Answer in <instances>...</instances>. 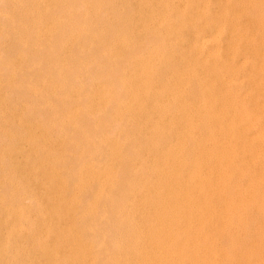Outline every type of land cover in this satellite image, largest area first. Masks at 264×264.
<instances>
[{"label":"rangeland","instance_id":"rangeland-1","mask_svg":"<svg viewBox=\"0 0 264 264\" xmlns=\"http://www.w3.org/2000/svg\"><path fill=\"white\" fill-rule=\"evenodd\" d=\"M21 1V2H20ZM23 0H0V16H2V17H0V20H4L3 22L2 21H0L1 23H0V25L2 24V25H5V26H7V25H9L10 26V28H13L12 29V31H11V29H10V31L8 30V29H6V27H4V29H3V27H2V25L0 26V30H1V32L0 33H2V31H3V33L2 34H0V35H2V37L3 38H7V39H5L6 41H8V44H6V46L4 45L5 43L4 42H6L1 36H0V39L2 38V41H4L3 43L2 42H0V44L1 45H4L3 46V48L2 47H0V49L2 48L3 49V51L2 50H0V52H1V54H2V52H6L7 51V45L9 46V43H11V42H13V44H10V46H9V50L11 49V52L10 51H8V52H10L11 54H9L8 52H7V54L8 55H10L9 56V58H8V55L5 53H3L2 55V57H4V55H5V58H7V59H5V58H3V59H1V60H4L5 59V61H8V59H9V61H10V63H13V64H11L10 65V63H9V61L8 62H5L4 61V63H7V64H9V65H7V66H9V67H7V70H6V65L5 64H3L2 63V65H3V67L2 66H0V73H1V75H2V73L4 72V75L5 76H1V78L2 79H4V80H1V78H0V83H2L3 85H4V87H3V85H1L0 84V95L2 94H4V97H5V99H4V97H2V96H0L1 97V99H0V105H2V109L3 110H1V107H0V114H1V112H2V114H4V115H1L0 117L2 118H0V123L2 124H0V128H1V133H0V137H2V138H0V144H2L3 145V147H4V149L5 148H7V147H5L4 146V144L6 145V143H11L10 144V146H9V144L8 145H6V146H8V148L7 149H9V147L10 148H12V149H9L8 151L9 152H7V149H5V151L8 153V154H10V152H11V154L10 155H14V156H7V155H5V153L6 152H4V149L2 148V146L0 147V150H1V155L3 156V154H4V161L1 163L2 165H0V166H2L1 167V172H3L4 173V169L5 168H3V167H6V166H8L9 164V166L8 167H6V168H8V169H6L5 171H11V173H13V174H11L10 173V171L8 172H5V173H9V174H7V176L10 178V179H8V180H6L7 182V184L4 182L5 181V178L7 177H3V176H1V175H3V173H1L0 172V182H3V183H0V188H1V190H2V187H1V184H5L4 186H3V190L5 191H1L0 190V194L1 195H5L6 194V196H7V193H11V196L8 194V196H7V198H6V196H4L5 197V199H4V197L3 196H1L0 195V197H2L1 198V200H5L6 202H10L9 204L10 205H12V206H14V203L15 202H17V197H16V195H15V193H17V191H18V193H17V196H18V198L20 197L21 198V200L20 199H18V204H17V206H18V208L20 207V209L21 210H19L17 207H16V205H15V207L18 209V210H16V208L15 207H12V206H9V204L7 205V203H4V202H1V204H2V206H3V204H4V207H6L5 205H7L8 206V208L6 209V208H3L1 205H0V207L2 208H0V216H2V217H0L1 219L4 217H6V216H8L9 215V217L11 216L13 219H14V221H18V224L16 223V222H13V219H11L12 221H11V223H13L12 225V228L10 229V227L8 228L7 226H9V224L10 223H8V222H10V219H9V217H6L4 220L2 219V221L0 220V224L2 225H0V229H1V231H0V234L3 232V228H4V226L6 227L5 229H4V231H6V229H7V231L5 232V233H7L8 231H10L11 230V232H9L10 234H5L4 232V234L2 233V235L0 236V238L1 239H5V241H3V240H1L0 239V241H2V242H4V243H2V242H0V246H4L3 247V249L0 247V250L2 249V250H4V251H0V253H1V255L4 253L5 255L7 254L8 255V253H9V255H11V254H13V256L12 257H8V256H5L4 255V257L6 258H9V260H7V258L5 259V258H3L1 255H0V259H1V257H2V261H3V263L2 264H6V262L9 264H11L12 262H11V258H13V262L16 264L17 262L19 263V261L21 262L22 260H24V256H25V252L27 251V254H26V260H24V263L26 264V261H27V264H38V261H39V264H49L48 263V261H50V262H52L53 260H55V258L57 257V260H55V261H53V262H55V264L57 263L58 264V262L60 261V260H62V262H63V264H69V263H71V264H74V263H77V264H80V262H81V259H85V261H83L82 260V264L84 263L85 264V262H86V264L87 263H89V260H90V258H92L91 256H93V255H96V253H97V255L99 256V254L98 253H100V255L103 253H105V255H101V256H99V259H97L98 258V256L96 255V258H94L95 256H93V259H91V264H93V261H95L94 262V264H98L97 262L98 261H100L99 262V264H103V261L104 260H102V259H105L107 262H109L110 264H113V263H115V264H142V263H144V264H166L167 262V264H264V217H263V214H264V124H263V122H264V118L262 119V117L261 116H264V105L262 106L261 104H260V102L262 103V104H264L263 102H264V98L262 99V97L264 96V82L262 83V79L264 80V77H263V75H264V52H262V51H264V34L262 35V34H259V33H264V31H263V29H264V0H224V1H222L221 2V0H212L213 2H212V4H211V1L210 0H182V2L184 3H182L181 2V0L179 1V0H151L150 2H148V0L145 2V3H143L142 1H141V3H140V0H119V2H118V0H103V2H102V0L100 1V0H89L88 2H87V0H80V2H79V0H74L75 2H77L78 4H80L81 5V1H82V7L81 6H79L81 9H83L84 7L86 8L87 7V4H88V7L85 9H83V10H81V11H84L85 10V12H83V13H85L86 14V12L88 13V14H86L87 16H85V18H83L84 16L83 15H85V14H83V15H78L80 18H81V20H82V18H83V23L82 24H84V22L86 21V20H88L89 19V21L87 22V23H85L84 25H85V27H84V25L82 26L81 25V23L80 22H78V20H80V18L79 17H77L76 19H78L77 21H76V19H75V17H76V15L74 14V11L76 10V11H78V13H79V11H80V8L77 6L78 4L77 3H75V2H72V1H70V2H72V5H71V3H70V5L68 4V6L66 5V3H68L69 1L68 0H66V1H64V0H41V1H37V0H35L37 3H33V2H35L34 0H26L27 1V3H26V1L24 0V2H22ZM32 2V3H30V2ZM57 1H59V2H57ZM62 1H64V3L62 2ZM93 1V3H91V2ZM97 1H99L97 4L95 3V2H97ZM114 1V2H113ZM116 1V2H115ZM127 3H126V2ZM143 1H145V0H143ZM157 1H158V3H157ZM168 1V2H167ZM170 1V2H169ZM173 2V4H172V2ZM191 1L193 2V3H191ZM204 2V1H207V3L206 2H204V3H202V2ZM217 1H219V2H217ZM235 1H238V2H235ZM260 1V2H259ZM41 2V3H40ZM51 2V3H50ZM60 2H62L63 4H60V6H62V7H60V6H58V8H55V7H57V3H58V5H59V3ZM106 2H109V3H106ZM161 2H162V4H161ZM188 2V3H187ZM223 4V6L221 5V3ZM226 2H227V4H226ZM234 2H235V4L236 5H234ZM249 2H250V4H249ZM11 3H12V5H11ZM15 5H14V4ZM18 3V4H17ZM85 3V4H84ZM99 3H101L100 5L101 6H99ZM117 3V4H116ZM140 3V4H139ZM143 3V4H142ZM146 3H150L149 5H147V7H146ZM153 3L156 5V4H158L157 6H155L154 7V5H153ZM169 3H171V4H169ZM175 3H177L176 5H174ZM178 3H180V6L178 5ZM199 3H202L201 5L204 7H202V6H200L199 5ZM219 3V4H218ZM224 3H225V5L226 6H224ZM232 3V4H231ZM238 3H239V8H241V9H239L238 8ZM17 4V5H16ZM20 4V5H19ZM31 4H35V6L33 7ZM53 4L55 5L56 4V6L55 7H53V9H51L52 8V6H53ZM73 4H76V7H78L79 8V10H78V8H76L75 7V9H74V6H73ZM92 4H93V7L95 6V9L97 10H95V9H93V7H91L92 6ZM96 4V5H95ZM105 4H107L106 6H105ZM122 4V5H121ZM142 4V5H141ZM152 4V5H151ZM165 4V5H164ZM166 4H168L167 6H166ZM185 4H186V6H185ZM204 4H205V6H204ZM259 4H261V5H259ZM36 5H38V7H40L41 9H42V11H41V9L40 8H38ZM39 5H41V6H39ZM48 5V6H47ZM66 5V6H65ZM104 5V6H103ZM113 5V6H112ZM114 5H115V8H117V7H119V8H117V9H115L114 8ZM117 5V6H116ZM119 5V6H118ZM141 5V6H140ZM143 5H145V6H143ZM162 5V6H161ZM170 5H173V6H175V8L172 6H170ZM178 5V6H177ZM188 5H191V6H189L188 7ZM197 5V6H196ZM207 5H208V7H207ZM210 5V6H209ZM221 5V6H220ZM30 6H32V7H30ZM48 7V8H46V7ZM65 6V7H64ZM73 8H72V7ZM97 6H99V7H97ZM108 6H111V7H108ZM128 6V7H127ZM150 6V7H149ZM181 6L183 7V6H185V8L183 9H181ZM218 6V7H217ZM230 6V7H229ZM232 6V7H231ZM251 6V7H250ZM62 8L61 10H60V8ZM66 8V7H68V8H66V9H64V8ZM69 7H70V10H69ZM99 8V9H97V8ZM101 7H102V10H100L101 9ZM107 7V8H106ZM125 7V8H124ZM147 8V10H149V8L151 9V7H152V9H153V11H152V9L151 10H149V12L146 10V8ZM154 7V8H153ZM158 7H159V9H158ZM177 7V8H176ZM197 7H202V8H197ZM214 7V8H213ZM223 7V8H222ZM224 7H225V11H227L226 13H225V11H224ZM253 7V8H252ZM254 7H256V8H254ZM31 8V9H30ZM35 9V13H34V9ZM36 8H38L37 10H38V12L40 13L41 12V14L40 15H37L38 14V12H37V10H36ZM43 8L44 9H47V11L49 12V14H48V12L46 11V10H43ZM55 8V9H54ZM104 8H105V10H104ZM108 8L110 9V10H108ZM113 8V9H112ZM120 8H122L121 10H120ZM128 8V9H127ZM163 8H164V11L162 12V10H163ZM173 8V9H172ZM189 8V9H188ZM217 8V9H216ZM222 8V9H221ZM227 8H228V10H229V8H234V9H231V10H229V11H233V13H229L228 12V10H227ZM239 10H237V9ZM243 8V9H242ZM258 8H259V11H258ZM48 9H50L51 11H49ZM58 9V10H57ZM69 10V12L67 13V11ZM89 9V10H88ZM107 9V10H106ZM125 9V10H124ZM156 9V10H155ZM166 9V10H165ZM172 9V10H171ZM179 9V10H178ZM201 9H205L204 11L203 10H201ZM210 9V10H209ZM214 9V10H213ZM244 9L246 10V12H244ZM257 9V10H256ZM29 10H32V13L33 14H30V12H29ZM54 10V11H53ZM59 10H60V13H58L59 12ZM66 10V12L64 13V12H62V11H65ZM72 10H74V11H72ZM100 10V11H99ZM113 10V11H112ZM117 10H118V12L120 13V14H118V12H117ZM144 10V11H143ZM158 10V11H157ZM169 10V11H168ZM171 10V11H170ZM175 10H177V11H175ZM183 10V11H182ZM191 10V11H190ZM202 12H201V11ZM250 10V13H251V15L252 14H254L252 17L253 18H255V19H253L252 17H251V15H250V13L248 14V12L247 11H249ZM44 11H46V14H45V12ZM75 11V13L77 14V12ZM81 11H80V14H82L81 13ZM92 11H94V12H92ZM102 11V12H101ZM103 11H107L108 13H103ZM110 11H111V13H110ZM125 11V12H124ZM127 11V12H126ZM145 11L146 12H148V14L146 13L145 14ZM179 11H182L183 13H179ZM213 11L215 12L214 13V16L212 15L213 14ZM221 11L222 12H224V14H226V16L227 15H229L230 14V18H229V20H227L228 19V16H227V18H226V16H224V14H223V16L221 15V17L219 18V16H220V14H221ZM235 11V12H234ZM240 11H241V13H240ZM243 11V12H242ZM261 11L263 12V13H261ZM20 14H19V13ZM44 12V13H43ZM51 12V13H50ZM90 12V13H89ZM98 12H99V14H98ZM114 12V13H113ZM117 12V13H116ZM153 12V13H152ZM156 12H159V13H157V14H155ZM165 12V13H164ZM193 12V13H192ZM204 12H206V13H204ZM210 12V13H209ZM219 12V13H218ZM255 12V13H254ZM259 12V14H261V15H259V14H257V13ZM54 13V14H53ZM58 13V14H57ZM71 13H73L74 14V16H73V14H71ZM92 13V14H91ZM96 13L98 14L97 16H96ZM101 13V14H100ZM112 13H113V15H112ZM129 13V14H128ZM151 13V15L153 14L154 15V17H156L155 19H156V22H155V19H154V17H153V15H152V21L154 22H152L151 21V23H149V19L151 18V15H149ZM165 15H164V14ZM171 13V14H170ZM178 13V16L176 15V14ZM187 13V14H186ZM189 13V14H188ZM204 13V14H203ZM207 13H209L208 15H206ZM218 13V14H217ZM237 13V14H236ZM239 13H240V15H239ZM35 14V15H34ZM51 14V15H50ZM53 14V15H52ZM66 14H67V16H66ZM75 20H73L72 18H70V17H68L69 15ZM89 14H91L90 16H91V20H92V17H93V19H95L94 17H96V19H95V21H92L93 22V24H92V22L90 23V17H89ZM121 14H123L124 16H122ZM145 14V15H144ZM163 14V15H162ZM170 14V15H169ZM174 14H175V17H176V19H175V17H174ZM194 14V15H193ZM200 14V15H199ZM215 14H216V16H218V17H216L215 16ZM233 14V15H232ZM249 16H248V15ZM21 15V16H20ZM25 15H27V17H28V15H29V17H31V20H30V18L28 17H26ZM31 15V16H30ZM32 15L34 16V18L32 17ZM42 15H43V17H42ZM63 15H65V17H63V18H60V16L62 17ZM95 15V16H94ZM101 15V16H100ZM103 15V16H102ZM112 15V16H111ZM115 15H117V16H115ZM118 15H120L123 19H121L120 20V16H118ZM128 17H127V16ZM156 15V16H155ZM172 15V16H171ZM181 15V16H180ZM183 15H185V16H183ZM187 15V16H186ZM192 17V16H194L192 19L193 20H191L190 18V16ZM203 15V17H201ZM9 17L10 19H8L7 17ZM16 16V17H15ZM17 16H20V17H17ZM40 16V17H39ZM45 16H47L48 17V19L47 18H45ZM83 16V17H82ZM99 16V17H98ZM115 16V17H114ZM142 16H143V18H142ZM146 16V17H145ZM150 16V18L149 19H147V17H149ZM161 16H163V17H161ZM165 16V17H164ZM213 16V17H212ZM232 16H234V18H235V16H236V18H238V19H236V20H234V18L232 17ZM258 16H260V17H258ZM4 17V18H3ZM55 17V18H54ZM66 17H68V18H66ZM88 17V18H87ZM98 17V18H97ZM113 17V18H112ZM118 17V18H117ZM161 17V18H160ZM170 17V18H169ZM172 17H174V18H172ZM179 17V18H178ZM186 17H187V19H186ZM196 17V18H195ZM223 17V18H222ZM251 17V18H250ZM257 17V18H256ZM261 17H263V19L261 18ZM1 18H3V19H1ZM59 18V20H57ZM106 18V20H104ZM117 18V19H116ZM140 18V19H139ZM146 18V19H145ZM162 18H163V20H162ZM184 18V19H183ZM188 18H189V20H188ZM214 18V19H213ZM223 19V20H220V19ZM231 18H233L232 20H231ZM258 18H260V19H258ZM8 21H7V20ZM46 19V20H45ZM62 19H63V27L61 26V21H62ZM66 19H67V22H66ZM69 19H71V20H69ZM102 19V20H101ZM109 19L113 22L114 21V24L111 22H109ZM113 19H115V20H117V23H115L116 21L115 20H113ZM145 19V20H144ZM154 19V20H153ZM159 21H158V20ZM170 19H172V20H170ZM178 19V20H177ZM194 19H196V21L194 20ZM242 19H243V22H244V20L246 21V22H244L245 24L247 23V25L246 26H244L245 24H243L242 23ZM251 19V21H249ZM253 19V20H252ZM258 19V20H257ZM9 20L11 21V22H9ZM49 20V21H48ZM53 20V22H51ZM71 21L72 22V24H71V26H74L75 24V29H74V34H72V33H69L70 32V30L72 31L73 30V27H68L69 25H70V22L69 21ZM99 20H101V22L99 21ZM125 20V21H124ZM147 20V21H146ZM167 20V21H166ZM176 20L177 21H180V22H177L176 23ZM182 20H183V23H182ZM186 20V21H185ZM200 20V21H199ZM209 20V21H208ZM221 21V24H219V22ZM225 20V21H224ZM231 20V22L232 21H234V22H230L229 23V21ZM238 20V21H237ZM240 20H241V22H240ZM7 21V22H6ZM28 21H29V23H28ZM45 21H46V23H45ZM104 21V22H103ZM122 21V22H121ZM127 21V22H126ZM141 21H142V23H141ZM184 21H185V23H184ZM189 21V22H188ZM202 21H203V23H202ZM205 21V22H204ZM218 21V22H217ZM228 21V22H227ZM249 23H248V22ZM260 21V22H259ZM8 22H9V24H8ZM67 23V25L68 26H66V24L65 23ZM76 22H78V24L76 23ZM99 22H100V24H99ZM109 22V23H108ZM125 22V23H124ZM146 22V23H145ZM169 22V23H168ZM196 22V23H195ZM199 22V23H198ZM207 22H208V24H209V26H208V24H207ZM211 22V23H210ZM241 23V24H238V23ZM251 22V23H250ZM258 22V23H257ZM10 23H14V24H10ZM26 23V24H25ZM48 23V24H47ZM69 23V24H68ZM88 23H90V25L88 24ZM94 23H95V25H96V27H94L95 25H94ZM97 23V24H96ZM109 25V27H108V25ZM119 23V24H118ZM140 23H141V27H140V29L141 30H143V31H141L139 28V30L137 29V27H139V25H140ZM145 23V24H144ZM148 23V24H147ZM170 24V25H178L179 23V26H175L176 28H174V29H176V31H174L173 30V28H172V31H174V32H172L171 31V28L170 27H172V26H170V27H168L166 24ZM173 23V24H172ZM198 23V24H197ZM202 23V26L201 25H199V24H201ZM215 23H216V25L218 26V27H221L222 28V33L219 35V37L217 38V42L215 41L214 43H215V45L216 46H218V48H216V50H218L217 52H218V58H216V61H217V63H219V64H217L216 63V61L213 59V62L209 59V58H205L204 59V57H209V49H210V47L211 46H213L214 47V43H213V41L212 40H210L209 38V40H206L207 39V37H212L213 35H215V33H216V30L215 29H217L218 27L215 25ZM237 23V24H236ZM260 23V24H259ZM16 24V26H22L21 28L23 29H20V27H12V26H14ZM58 24H60V28H59V30H60V32L61 31H63L62 29L63 28H66V30H68L69 32L67 33V31H66V33H67V36H69L70 35V37L71 38H68L67 37V39L69 40V39H72V40H67L66 39V36H64L65 34H64V31H65V29H64V31H63V34L62 35H60L59 33V30H58V28L57 29H55L54 27H57V25ZM64 24H65V26H64ZM80 24V25H79ZM105 24V25H104ZM120 24H122L121 25V27L123 26V28L125 29H123V30H121L122 28H119L118 29V27H120L119 25ZM151 25V24H156L157 26L158 25H161V27L159 26V27H156V26H154V25H151V26H148V25ZM183 24L185 25V26H183ZM199 26H197V25ZM226 24V25H225ZM251 24H253V26H255V25H257V24H259L256 28L255 27H253V29H251L252 27H250L251 26ZM262 24V25H261ZM12 25V26H11ZM47 25H49L48 27H47ZM51 25V26H50ZM55 25V26H54ZM89 27H91L92 25V28H93V30L92 29H87V27L88 26ZM107 25V26H106ZM110 25L112 26V27H114V28H112V27H110ZM114 25V26H113ZM132 25V26H131ZM191 25H193V26H191ZM212 25V26H211ZM223 25L226 27L227 25V29L226 28H224L223 27ZM231 25V26H230ZM237 25V26H236ZM241 25V27H245L244 29L245 30H247V32L245 31V30H243L242 31V35H240V34H238V35H240V36H244L243 38L245 39V36L247 35V33H248V31H249V29L251 30L249 33H248V35L249 34H251V35H249V37L248 36H246V37H248L250 40L249 41H247V40H244L243 38H241V40H243L242 42H240L239 44H237V46H236V48L239 50V48L238 47H240V51H242L243 52V54H238L239 52H238V50L236 49V53H237V55H238V57L239 56H241V59L245 62V61H248V59H244L245 58V53L244 52H246V47H249V44H250V47L251 46H254V45H252V44H255V46L257 47V50L258 49H260L259 50V54L261 53V55H260V59L258 60V59H251L250 61L252 62V60L253 61H255V63L257 62V60H258V62H257V64L256 65H261V67H262V71L261 72H256L255 71V67H257L256 65H255V63H249V62H247L248 64H250V67H248L247 66V64H245L244 62H242V61H240L241 59H240V57L239 58H237V56H236V54L234 55L235 56V58L234 57H232L231 59H230V57H229V59H228V55H229V53H227V52H229L228 50H229V48L232 46V43H234V38L237 40L238 39V37L239 36H236V32L239 30H241L240 28H239V26ZM243 25V26H242ZM9 26H8V28H9ZM25 26H27L28 28H30V30H28L29 32H31V33H29L28 31H27V27H25ZM53 26V27H52ZM80 26H82V27H80V30L78 31V29H79V27ZM87 26V27H86ZM103 26H105V27H103ZM126 26H128V27H126ZM137 26V27H136ZM187 26V27H186ZM215 26L217 27V28H215ZM236 26V27H235ZM260 26V27H259ZM51 27V28H50ZM78 29H77V28ZM133 27V28H132ZM135 27V28H134ZM145 27V29H146V31H144L145 29H143ZM152 28V29H150V28ZM156 27V28H155ZM179 27V28H178ZM194 27V28H193ZM202 27H203V29H202ZM211 27V28H210ZM230 27H233V29H234V27L236 28V29H238L235 33H234V31L236 30H234L233 31V33H234V35L232 34V31L231 30H233L232 28H230ZM248 27V28H247ZM18 28L21 30V32H18V31H20V30H18ZM26 30H25V29ZM34 28V29H33ZM37 28V29H36ZM48 28H50V30H48ZM55 30H54V29ZM62 28V29H61ZM96 28V29H95ZM131 28V30H129ZM147 28H149V29H147ZM153 28H154V30H155V32H154V30H153ZM167 28H169V29H167L168 30V32L167 33H169V31H171V33L170 34H167V35H164L163 33L164 32H166L167 30L166 29ZM210 28V29H209ZM247 28V29H246ZM3 29V30H2ZM16 29H17V32L15 33H12L13 32V30L14 31H16ZM31 29H33V30H31ZM115 29H117V30H115ZM128 29V30H127ZM138 31H136V30ZM162 29H164V30H166V31H162ZM181 29H183V30H181ZM197 31V33H200V30H201V34H199V37H198V34L197 33H195V30ZM206 29V30H205ZM224 29H226V30H229V32L228 31H226V30H224ZM255 29V30H254ZM262 29V30H261ZM27 31V34H24V33H26V32H23V31ZM39 31V32H36V31ZM48 30V32L49 33H47L46 31ZM58 30V31H57ZM92 30V31H91ZM151 30V31H150ZM153 30V31H152ZM159 30V31H158ZM178 30V31H177ZM191 30V31H190ZM209 30V31H208ZM258 30H259V33H256V32H258ZM7 31H8V33H7ZM56 31V32H58L57 34H59V35H56V33H55V35H54V32ZM79 33H82L81 35H79L78 34V32ZM126 31H127V33H126ZM136 31V32H135ZM148 31H150V33H148ZM162 32V35H164V36H162L161 34H159V33H161ZM215 31V32H214ZM7 34H6V33ZM36 32L37 33V38H35L36 37V33L34 34V33ZM53 32V34H50V33H52ZM90 32V33H89ZM103 32V33H102ZM111 32V33H110ZM115 32V33H114ZM124 32V34H122ZM152 32V33H151ZM159 32V33H158ZM175 32H177V34L175 33ZM253 32H255V34L253 33ZM5 33V34H4ZM19 33H20V35H19ZM23 33V34H22ZM40 33V34H39ZM46 33V34H45ZM78 34L79 36H77L76 34ZM107 33H108V35H107ZM111 35H110V34ZM148 33V34H147ZM155 33V34H154ZM175 33V35H173ZM189 33H190V35H189ZM241 33V32H240ZM246 33V35H244ZM3 34L4 35H7L6 37L5 36H3ZM9 34H12V35H10V36H12L11 38L13 39L14 38V40L16 41V34L17 35H19V40H21V41H19L18 39V41H14V40H12L11 38L9 39ZM13 34H14V36L15 37H13ZM32 34H34L35 35V37H33L34 35H32ZM72 34V35H71ZM99 34H103V35H105L104 36V39L103 38H101L102 37V35H99ZM112 34H116V37L117 38H114L115 37V35L114 36H112ZM185 34V35H184ZM186 34L188 35V36H186ZM212 35V36H210V35ZM226 34H227V38L225 37L226 36ZM229 34V35H228ZM25 37H24V36ZM30 36V38H32V39H30V40H33V41H36V42H34V43H32L33 41H30L31 43H29V39L27 40V37H29ZM46 35V36H45ZM49 35V36H48ZM50 35H51V37H50ZM55 37V39H57V41L59 42L60 41V44H57L58 42L55 40L54 41V39L51 41V39L53 38V36ZM74 35V36H73ZM96 35H98L99 36V38H101V39H98L97 37L98 36H96ZM112 36V37H107V36ZM119 36V38H120V42H119V39H118V36ZM162 37H161V36ZM168 35H173V36H168ZM184 35V36H183ZM192 35V36H191ZM202 35V36H201ZM225 35V36H224ZM257 35V36H256ZM259 35V36H258ZM22 36V37H21ZM38 36H39V38H40V41H42V42H39L38 40ZM57 36V37H56ZM63 38H62V37ZM85 36H87V37H85ZM89 36V37H88ZM126 36V37H125ZM135 37V41H133L134 39V37ZM166 36V37H165ZM182 36V38H180ZM231 38L232 37V39H229V37ZM250 36H251V38H250ZM261 36V37H260ZM21 37V38H20ZM46 37H48V38H46ZM77 37V38H76ZM127 37H129L130 39H128ZM138 37V38H137ZM142 37L143 38H145V40L146 39H149V41L148 42H146L144 39L142 40V41H144V42H142L141 41V39H142ZM159 37L161 38L160 40H159ZM167 37H171V39L170 38H167ZM202 37H203V39H202ZM220 37H223L222 38V40H221V38ZM234 37V38H233ZM256 37V39L255 40H259V38L261 39V40H263V43H260V42H262V41H258L257 40V42L259 43V45H260V47H259V45L255 42H252V38H255ZM16 38V39H15ZM44 38H46V39H44V40H46V43H45V41L43 40ZM59 38H61V39H59ZM64 38L66 39L65 41H67V42H65V41H63L64 40ZM85 38V41H86V43H88V44H86L85 43V41L83 40ZM89 38H91V39H89ZM106 38H109V39H106ZM113 38L115 39V40H118V41H115L114 40V42L116 43V45H117V47H116V45H115V43H113ZM124 38H126L127 39V41H128V43H127V41L126 40H124L123 41V39ZM141 38V39H140ZM152 38V39H151ZM165 38H167V39H165ZM178 38H180V39H182L181 41H180V39L178 40ZM263 38V39H262ZM38 39V40H37ZM97 39V40H96ZM138 39L141 41V43L138 41ZM157 39V40H156ZM24 40H26V41H24ZM74 40H75V42H74ZM76 40H79V41H76ZM96 40V41H95ZM99 40H101L102 41V44L100 43L101 41H99ZM104 40H107V42H108V45H107V42L106 43H104ZM159 40V41H158ZM170 40V41H169ZM177 40H178V42H177ZM201 40H203V42H204V40H205V42L203 43L204 45H201V44H199V43H201ZM230 41V43H228L229 41ZM233 42H232V41ZM48 41V42H47ZM49 41H50V45H52L53 44V47L51 46V48H50V45H49ZM61 41H63V42H61ZM73 42V44H71L72 42ZM91 41V43L93 44V43H95V42H97V41H99L97 44H99V46H97L96 44L93 46H91V47H93V48H91V49H89V46L88 45H91V43H89ZM155 41H156V43H155ZM198 41H199V43H198ZM210 41V42H209ZM211 41H212V43H211ZM17 43V44H15V43ZM23 42V43H22ZM52 42H55V43H52ZM65 42V43H64ZM69 42H71V43H69ZM84 42V43H83ZM112 43V45H110L111 43ZM119 42V43H118ZM131 42V44H129ZM134 42H135V44H136V47H137V49L138 50H135L136 48H135V44H134ZM137 42H138V46H137ZM146 42V43H145ZM157 42L159 43L160 42V44H161V42H163L161 45H162V47L161 46H159L160 48H161V53L159 52L160 51V49H158L159 47H158V44H157ZM177 42V43H176ZM188 42V43H187ZM190 42H192L193 43V45H194V43L196 44L195 45V47L197 46H199L198 47V49L197 50H194L193 52L191 51L192 49L191 48H193V49H195L194 48V46H192L191 44L192 43H190ZM219 42V43H218ZM224 42V43H223ZM245 44H244V43ZM247 42H251V43H247ZM19 43H21L22 45H23V47H21L22 45L20 44L19 45ZM48 43V44H47ZM62 43H64V44H62ZM86 45L87 46V48H85L84 46V48L83 47H81V45ZM110 43V44H109ZM121 43V48H118V47H120L119 46V44ZM139 43L141 44V45H139ZM142 43H145V44H149V46L147 47V45H146V47H144V44L142 45ZM155 43V44H154ZM167 45H166V44ZM179 43V44H178ZM185 43V44H184ZM198 43V44H197ZM211 44V46L209 47L208 46V48H207V44ZM16 45V46H13V45ZM24 44H27L26 45V48H25V45ZM32 44V46H30ZM40 44H42V45H40ZM55 44V45H54ZM62 44V45H61ZM78 44V45H77ZM114 44V45H113ZM154 44V45H153ZM163 44H165V45H163ZM183 44V45H182ZM206 44V45H205ZM242 46H241V45ZM257 44V45H256ZM263 44V45H262ZM12 45V46H11ZM18 45H19V49H18ZM38 45H40V46H44V48L47 46V45H49V47L47 46V48L49 49V51L51 50V52L53 53H55L56 51H55V49L58 51V53L56 54L57 56L59 55V52H61V51H64V50H66V51H68V53L66 54V51H64V53L63 52H61L60 54L61 55H59V57L57 58V56L56 55H54V54H52V53H50V52H48V55L46 54V52L48 51L46 48V52L45 51H43L44 49H42V47H40V50H39V47H38ZM56 45H58V46H56ZM79 46L80 48H82L81 50H80V48L78 47V49H77V47L75 48V47H73V46ZM100 45H102L101 47H103V46H105V45H107V47H105V48H107V49H109L108 50V54L106 53V51H107V49H105V48H102V50H101V48L100 49H97L98 47H100ZM125 45V46H124ZM153 45V46H152ZM173 45V46H172ZM181 45V46H180ZM191 45L192 47H189V46ZM244 45V46H243ZM33 46H35V47H33ZM60 46V47H59ZM62 46V47H61ZM113 46H115V47H113ZM141 46H143V47H141ZM151 46V47H150ZM164 46H165V48H164ZM167 46H168V48H167ZM189 47L190 48V51H189V49L187 48V47ZM201 46V47H200ZM206 46V47H205ZM215 46V47H216ZM219 46H222V48L221 47H219ZM228 48V49H226V47ZM4 47H7V48H5V50H4ZM12 47H13V49H12ZM15 47H17V49H14ZM97 47V48H96ZM126 47H127V49H129V50H125L126 49ZM129 47V48H128ZM141 47V48H140ZM149 47L151 48L150 49V52L148 51L149 50ZM177 47V48H176ZM188 49V50H186V48ZM214 47V48H215ZM244 48V50H243V48ZM21 48V49H20ZM29 48V50H28V54L30 55V50H31V52L34 54L35 52H40V51H42V52H40V53H36V54H39V56L42 58V59H40V57L38 56V58L41 60H38V58L36 57L37 55L36 54H34L35 55V57H36V61H35V57H33V59H34V61L32 60V57L31 56H33V54L32 55H30V57L31 58H29V57H27V56H29L27 53H26V58H27V61H25V59L23 60L22 59V56L25 54L24 52H27L26 50ZM37 48V50L35 51V49ZM72 48H75V49H72ZM96 48V50H100V51H98V52H102V54L104 55V53L106 54V55H108V56H104V58H106V60L102 57L103 55L101 54V53H99V54H101V59L99 60V58H98V55H97V53H96V50H94ZM115 48V49H114ZM123 48V49H122ZM146 48H148V49H146ZM180 48H183L182 50L183 51H181V49ZM185 48V49H184ZM199 48H201L200 50H199ZM213 48V49H214ZM222 49V50H220V49ZM263 48V49H262ZM25 50V51H21V50ZM70 49V50H69ZM72 49V50H71ZM78 50V52H76L77 50ZM94 50L93 52H91V53H89L87 50ZM104 49V50H103ZM112 49V51L114 50V52H112L111 51V56L112 57H114L115 56V58H111L110 57V50ZM118 49V50H117ZM121 49V50H120ZM131 49V50H130ZM143 49V50H142ZM144 49H146L145 50V52H146V54H145V52H143L144 51ZM155 49H156V51L157 52H154L155 51ZM202 49H204L205 51H203ZM208 49V50H207ZM211 49H212V47H211ZM212 49V50H213ZM12 50H14V51H12ZM15 50H16V52H15ZM54 50V51H53ZM61 50V51H60ZM73 50H75V51H73ZM106 50V51H105ZM126 51V52H124V51ZM134 50V51H133ZM140 50V51H139ZM152 50H154V51H152ZM165 50H167V51H165ZM174 50V51H173ZM207 50V51H206ZM215 49L213 50V52L214 51H216ZM227 52H226V51ZM17 51H21L22 53H23V55L22 54H20L21 52H19V53H17ZM35 51V52H34ZM73 51V52H72ZM104 51V52H103ZM117 51V52H116ZM129 51L131 52V53H129ZM135 51H136V53L138 54V53H141V52H143L144 54H145V56L146 55H148V56H151V55H153V54H158V52H159V54L157 55L158 56V58H157V56L155 55H153L154 57H156V59L152 56V57H144V54H143V58H145L144 60L143 59H141V57L140 56H142L141 54L138 56L136 53H135ZM182 52V53H180V52ZM185 51H189L190 52V54H191V56L189 55V53L188 52H186L185 53ZM197 52V54L199 55V52H203V53H205L204 54V56L203 55H199V57H201V56H203V58L201 57L200 59L198 58V56L196 57V52ZM221 51V52H220ZM222 51H224V52H222ZM13 52H14V54H18L17 56H20V55H22L21 57H20V59H19V57H17L16 55H13V58H16V60L14 61V60H12L10 57L12 56V54H13ZM45 52V54H44V56H43V54L42 53H44ZM69 52L71 53H74L73 55H72V53H71V55L69 54ZM88 52V53H87ZM94 52H95V54H96V61L92 58V57H94V56H92L91 57V59H88V57L90 58V56L91 55H93L94 54ZM121 52H122V56H123V54H125L124 55V57L129 53V54H133V56H138L137 58L138 59H141L142 61H145V64H148V63H150V62H152V63H150V64H148V65H143L142 66V64L140 63V62H142V61H140V62H138V60H137V58L136 57H134L135 58V60H136V62H137V64H136V62L133 60H131L132 59V55H129L128 54V56H129V60H126V59H128L127 57L128 56H126V58L125 59H123V61L125 60V61H129V63L130 62H132V63H130V65H134V66H136V67H134L133 65V67L134 68H136V69H138V67L140 66L141 67V69H143V70H139V73H138V71L136 72V74L134 73L135 71H134V69L132 68V70L134 71H132L131 70V68H130V66H129V64L128 65H126L125 63H124V65H122L123 63H122V60L120 61L119 59L121 58L122 59V56L120 55L121 54ZM148 52H149V54H148ZM154 52V53H153ZM77 53V54H76ZM93 53V54H92ZM127 53V54H126ZM150 53H151V55H150ZM183 53H184V55H183ZM192 53H193V55H194V57H192ZM195 53V54H194ZM200 53V54H201ZM202 53V54H203ZM220 53V54H219ZM227 53V56L225 55ZM263 53V54H262ZM20 54V55H19ZM41 54V55H40ZM63 54V55H62ZM90 54V55H89ZM113 54H114V56H113ZM116 54V55H115ZM117 54H118V56H120V58H118V62L116 61V56H117ZM136 54V55H135ZM175 54H176V56L177 57H179V59L178 58H176V56H175ZM186 54H188V55H186ZM224 54V55H223ZM7 55V56H6ZM46 55V56H45ZM52 55V56H51ZM53 55L55 56V57H53ZM66 55V56H65ZM83 55H85V57L83 56ZM87 55H89L88 57H87V59H86V56ZM178 55H180V56H178ZM186 55V56H185ZM206 55V56H205ZM208 55V56H207ZM222 57H221V56ZM244 55V56H243ZM49 57V59L52 57V61L54 60V58H55V60L54 61H58L57 62V64L61 67L63 64V66L66 68V66L67 67H69V68H71L72 67V63H73V65L75 66L76 65V67H75V72L77 71V73H78V71H80L81 70V72L80 73H75L74 71H73V67H72V69H69V68H66L67 69V72L66 73H64V74H58L59 76L57 77L58 79L60 78V76H61V78H60V80H64V79H62V78H65V77H73V79H72V77L70 78V79H72V80H69L68 78H65V80L64 81H60V82H58L57 81V78H56V75H57V73L59 72V73H63L64 72V70H65V68L63 69L62 67H61V69H60V67L58 66V65H54V64H56L54 61H53V63H52V61H51V64H50V61H49V63H48V60H46V64H45V59H47L48 57ZM61 56H62V61H61V63H62V65H60V63H59V58H61ZM69 56V57H68ZM70 56H71V58H70ZM73 56V57H72ZM75 56L77 57V58H75ZM117 56V57H118ZM183 56V57H182ZM188 56V58H189V60H188V58H185V57H187ZM224 56V57H223ZM263 56V57H262ZM44 57V58H43ZM45 57H47V58H45ZM79 57V58H78ZM111 58V61L108 63V65H112V60L114 61L115 60V63L116 64H114V62H113V64H114V67H115V65H117L119 62H121V65H119L118 64V66H123V67H121V69L123 70L124 68V70L122 71V70H120L119 68L120 67H115V68H113L112 69V67L110 68V70L113 72V73H115V72H117V70L119 69V71L117 72L118 74L116 75V79L115 78H113L114 76H115V74L113 75V73L111 72H109V71H107L106 72V70L108 69V67H107V69H105L106 67L104 66V63H105V61H108L107 59L108 58ZM123 57V58H124ZM130 57H131V59H130ZM191 57H192V59L193 58H195V59H199L200 61V63H202L204 60V64L202 65V64H200L199 62H197L196 60L195 61H193L192 59H191ZM219 57H221V58H219ZM244 57V58H243ZM0 58H1V56H0ZM23 58H25L24 56H23ZM57 58V59H56ZM64 58V59H63ZM73 58V60H75L74 62L75 63H78L77 61L80 59V58H83V62H81V59L79 60V62H81L82 63V65H80L81 63H78V65L77 64H75L74 62H73V60L71 61L70 59H72ZM147 58H151L150 59V61H146L147 60ZM170 58V59H169ZM173 60H172V59ZM185 58V59H184ZM227 58V60H226V63H227V65H226V63H224V66L228 69V66H229V63H230V66H229V68L230 69H226V68H224L223 69V62L221 61V60H225ZM28 59H30V63L28 64V65H26V62H28ZM66 59H69L68 61H71L70 62V65L68 64L69 62L66 60ZM78 59V60H77ZM86 59V60H85ZM105 60L104 61V63H102L103 61H101V60ZM153 59V60H152ZM155 59V60H154ZM157 59H158V61H157ZM165 59H167V60H165ZM168 59H169V63H172V64H170L169 65V63H168ZM203 61H202V60ZM209 59V61H210V63L209 64H211V66L209 65V67H208V69H206L207 68V66H208V64L207 65H205V63H206V60H208ZM233 59H236V60H234V62L235 61H237L238 62V64H245L244 66H242V65H236L237 64V62H236V64L233 62ZM263 59V60H262ZM17 60H20V61H17ZM89 60H92L91 62L89 61ZM93 60L95 61L94 63H96L97 61H99V62H101V63H99L98 62V64L96 63L95 65L97 66V65H99V67L97 66V68H98V70L95 68L96 66L93 64ZM110 60V59H109ZM164 60V61H163ZM172 60V61H171ZM177 60V61H176ZM180 60L182 61V62H180ZM223 60V61H224ZM261 60V61H260ZM22 61V62H21ZM37 61L40 63V65H41V63H42V66H43V63L45 64V66H46V68L43 66V68H45V74H44V72L42 73V70H40V65H38L37 64ZM64 61V62H63ZM86 61H88L87 63H86ZM154 61H156L155 63H154ZM183 61H184V63H183ZM186 61V62H185ZM188 61V62H187ZM197 62V63H199V66L198 67H195L193 64H196V63H189V62ZM209 61H207V63L209 62ZM219 61V62H218ZM221 61V62H220ZM236 65V68L237 69H235V68H233L234 66H233V64H232V62ZM15 62H17L18 64L20 63L21 64V66H23V67H25V68H27L28 66H30L31 65V63L33 62H35L36 64H33L34 66H31V69H32V67L35 69V65L37 66L36 68L37 69H32V70H34L35 72H37V77H34L36 74H32L31 73V69H25V70H27V71H24V69H22V68H20V64L17 66V63H15ZM65 62H67V64L65 63ZM134 62H135V64H134ZM148 62V63H147ZM159 62V63H158ZM161 62V63H160ZM167 64H166V63ZM261 62V63H260ZM0 63H1V61H0ZM22 63H24V65H22ZM47 63L52 67V66H56V67H59L58 69H60V70H57V68L56 69H54L55 67H53V69L49 66V65H47ZM86 63V64H85ZM89 63V64H88ZM138 63L139 64H141V65H138ZM144 63V62H143ZM162 63H164V65L162 64ZM183 63V64H182ZM222 65H221V64ZM259 63V64H258ZM85 64V65H84ZM101 64V65H100ZM157 64V65H156ZM158 64H160L161 65V67L162 66H164V67H162L163 69H159V68H161L160 67V65H158ZM169 67H166L165 68V66L166 65ZM179 64V65H178ZM182 64V65H181ZM186 64H188V65H185ZM191 64H192V67H190L191 66ZM216 65L217 64V67L216 66H214V65ZM1 65V64H0ZM12 65H13V67H12ZM16 65V66H15ZM26 65V66H25ZM66 65V66H65ZM83 65L84 66H86V67H84L86 70H88L89 71V73H88V71L86 72V70L84 71L81 67H83ZM128 67H126V66ZM154 65V66H153ZM171 65H172V69H171ZM198 65V64H197ZM196 65V66H197ZM202 65V67H206L205 69L207 70H205V73H206V76H205V73L204 72H202V70H201V68H200V66ZM205 65V66H204ZM253 65H255V66H253ZM49 66V67H48ZM71 66V67H70ZM125 66V67H124ZM131 66V67H132ZM153 66V67H152ZM157 66V67H156ZM159 66V67H158ZM178 66H179V68H178ZM219 66H221V67H219ZM231 66H233V67H231ZM238 66V67H237ZM240 66V67H239ZM38 67H40V68H38ZM140 67H139V69H140ZM143 67V68H142ZM151 68L150 70H149V68ZM155 67V68H154ZM186 67H189L188 69L186 68ZM195 67V68H194ZM219 67V69H216V68H218ZM245 67V68H244ZM246 67L247 68H249V69H252V70H249V69H246ZM254 67V68H253ZM11 68H13V70L11 69ZM17 68H19V69H17ZM43 68H41V69H43ZM47 68H48V71H46L47 70ZM51 68V69H50ZM79 68V69H78ZM95 68V70H97V71H95V72H97V74L98 75H95L94 76V74H96V73H94V71L92 70V69H94ZM103 68H104V70H103ZM117 68V70L115 71V69ZM127 68V69H126ZM130 68V69H129ZM154 68V69H153ZM174 68L176 69V70H174ZM182 68V69H181ZM186 70L187 69V72L185 73V76L186 75H188V76H184L183 75V73H184V69ZM192 68H194V69H197V70H194V69H192ZM211 68V69H210ZM233 68V69H232ZM241 68H243V70L241 69ZM10 69V70H9ZM19 70V72H18V74L20 73V71H21V69L23 70V71H21V73H20V75L18 76V74H15L14 75V72L16 71L17 72V70ZM68 69H69V73H68ZM92 70L93 72L92 73H90V70ZM132 72V75H131V72L129 71V70ZM155 69H159L157 72H155L156 70ZM166 71H165V70ZM190 69V70H189ZM226 69V70H225ZM239 69V70H238ZM245 69H246V71H245ZM44 70V69H43ZM49 70H50V72H49ZM53 70H54V72H53ZM61 70H63V71H61ZM73 72H72V71ZM109 70V69H108ZM128 70V71H127ZM146 70V71H145ZM162 70V71H161ZM164 70V71H163ZM179 70V72L180 71H182V72H177ZM184 70V71H183ZM188 70L189 71H194L193 73H191V72H189L188 73ZM200 70V71H199ZM210 72H209V71ZM219 72H218V71ZM225 70V71H224ZM229 70H231V73L229 72ZM234 70H236V72L234 71ZM237 70L239 71V72H237ZM8 71V72H7ZM28 71H30V72H28ZM34 71H32V72H34ZM39 71H41V73H40V75H39ZM51 71L55 74V72L56 71H58L55 75L52 73V77L54 78V76H55V78L56 79H53L50 75L51 74H48V72L49 73H51ZM66 71V70H65ZM105 72V74L103 75L102 74V72ZM125 71H126V73H125ZM149 73H148V72ZM167 71L169 72V73H167ZM173 71V72H172ZM174 71H176V72H174ZM203 71H204V69H203ZM220 71H221V73H222V75H220ZM222 71H224L225 73H226V75H224V72H222ZM233 71V72H232ZM242 71V72H241ZM246 72V74H248V75H246L245 74V72ZM256 73H255V72ZM13 72V73H12ZM25 72V73H24ZM29 73L30 75L32 74L33 75V77H32V75L31 76H27L28 74H26V73ZM70 72H72L71 74H76V75H78V76H75V75H71L70 74ZM85 74H89V75H85L84 76V73ZM100 72H101V74H100ZM121 72H123V73H121ZM130 74H129V73ZM142 73V75H141V73ZM153 72H155L154 74H153ZM160 72H161V74H160ZM173 73V74H171V73ZM199 74H197V73ZM228 72V73H227ZM252 72H254L255 74H253ZM8 74V78L6 77V74ZM13 75H11V74ZM22 73H23V75H22ZM70 74V75H68V74ZM83 73V74H82ZM110 75H109V74ZM128 73V74H127ZM137 73H138V75H137ZM151 73H152V75H154V77H156V79L151 75ZM163 73H165V74H163ZM179 73V74H178ZM182 73V74H181ZM194 73L196 74L195 75V77H194ZM204 73V76H202V74ZM210 73V74H209ZM214 75H213V74ZM216 73V74H215ZM236 73V74H235ZM261 73V74H260ZM43 74H44V76H43ZM66 74H67V76H66ZM113 76H112V75ZM121 74H122V76H121ZM123 74H124V77H123ZM127 75V77H126V75ZM137 76V77H139V74L142 76V77H144V74H146L145 76H148V74L150 75V76H152L153 78H151L150 76H149V78H151V80H153V82L151 81V80H149V78L148 77H146L145 79H143L141 76V78L139 77L138 79V81H136V79H137V77L135 76V75ZM157 74V75H156ZM162 74L164 75V77H162ZM168 74H169V76H168ZM177 74H178V76H177ZM201 74V75H200ZM217 74H218V76H217ZM229 74H230V78H229ZM233 74V75H232ZM244 74V75H243ZM251 74H253L252 76H251ZM260 74V75H259ZM11 75V76H10ZM24 75H26V77L24 76ZM48 75V76H47ZM81 75V77L79 78V76ZM102 75V76H101ZM111 76L113 79H115L116 80V82L118 83V82H120L122 79V81L123 82H120L121 83V85L122 84H126V83H124V82H126V80H127V84L125 85V86H118V85H120L119 83L118 84H115L114 83V80H111L112 78H108L107 79V76ZM133 75H134V77L136 78L135 80L133 79V78H131L130 79V77L129 76H131V77H133ZM160 75V76H159ZM174 75H176V76H174ZM184 76V79H182L183 77L182 76ZM192 75V76H191ZM198 75V76H197ZM211 76L212 78H213V80L211 81V78H207V76ZM232 75V76H231ZM249 75H250V77H249ZM259 76V78L258 79H256L257 77L256 76ZM15 76V77H14ZM16 76H18L17 77V79H16ZM25 77V78H23V77ZM39 76H41L40 78H38ZM64 76V77H63ZM76 78H75V77ZM82 76H84V77H86V78H84V80L82 79L83 77ZM96 77L98 80L99 79H101L103 76V79H102V81L101 80H97L96 78H94V77ZM99 76V77H98ZM100 76H101V78H100ZM106 76V77H105ZM108 76V77H109ZM159 76V77H158ZM172 76V77H171ZM181 76V79L179 78ZM191 76V77H190ZM201 78H200V77ZM217 76V77H216ZM221 76V77H220ZM228 76V77H227ZM256 77V78H254V77ZM10 77H12V78H10ZM13 77H14V79H13ZM30 78V80L31 81H28L27 82V80H29V78ZM123 77V78H122ZM161 77V78H160ZM165 77H167L166 79H167V81H168V83H166L167 81H165ZM169 77H170V79H169ZM176 77H177V80H178V82H176V81H174L175 79H176ZM189 77H190V79H189ZM205 77V78H204ZM223 77V78H222ZM227 79V78H229V79H231V80H233V81H231V80H226L225 78ZM233 79H232V78ZM252 77V78H251ZM262 77V78H261ZM22 78V79H21ZM28 78V79H27ZM38 78V79H37ZM43 79V78H48L47 80L46 79H44V80H42V82H41V80L40 79ZM52 78V79H51ZM75 78V79H74ZM107 79V81L109 82V85H110V83L111 82H113V85L115 84V86L117 85L118 87V89L117 88H114L113 90H115V92H116V97H114V99L116 100V101H118V99H119V102H114L115 100L114 99H112V98H108V97H103L104 95L106 96V94L108 95V93L109 92H111L112 91V88L113 87H115V86H111L110 85V87L108 88L107 86H108V82L107 81H105V79ZM119 78H122L120 81H119ZM158 78H160L159 80H158ZM164 80H163V79ZM179 78V79H178ZM194 80V82H195V80H196V82H197V84L196 83H194V82H192L194 85L191 87V83H190V81H192V79ZM195 78V79H194ZM197 78V79H196ZM219 78V79H218ZM11 79H12V81H14V83H12L11 82ZM23 79H24V81H25V79H26V81L25 82H21V81H23ZM32 79H36V80H32ZM49 79H51V80H49ZM86 79V80H85ZM93 79H95L96 80V82L98 83V85L96 84V82H95V80H93ZM117 79H118V81H117ZM141 79H143V80H141ZM187 81H186V80ZM189 79V80H188ZM203 79V80H202ZM207 79H208V81H207ZM222 79V80H221ZM223 79L225 80V81H223ZM15 80H17V81H15ZM49 80V81H48ZM53 80V81H52ZM56 82H55V81ZM91 80V82L93 83H95V84H92L91 82H88L87 83V81H90ZM93 80V81H92ZM130 80H133V81H131L130 82ZM140 80H141V82H140ZM149 80V81H148ZM155 80V81H154ZM185 80V83H183V81ZM200 80H201V83H199L200 82ZM218 80V81H217ZM240 80V81H239ZM247 80V81H246ZM261 80V82H259ZM23 84L22 86L24 87V89L25 90H27L29 87L27 86V85H30L29 84V82L30 83H35V85H36V82H38V81H40V83L42 84V85H40L39 83H37L38 85H40V86H44V87H47L46 85H44L45 84V82H48V83H46L47 85H50V86H48L47 88H40V86H39V89L40 90H35V89H37V87H38V85L37 86H35L34 84L32 85V87L30 86V91H29V89L24 93V95L27 93L28 94V96L26 95V96H24L23 95V93H21V92H18V91H22L21 89L23 88V87H21V83ZM33 81V82H32ZM50 81H52V82H50ZM83 81H86V84H85V82H83ZM105 81V82H104ZM143 81V82H142ZM144 81H146V82H144ZM151 81V82H150ZM158 81V82H157ZM163 82V83H161V82ZM165 81V82H164ZM172 81V83H170V82ZM179 81H180V83H181V85L179 84ZM210 81H211V83H212V85H210L209 86V83H210ZM216 81V82H215ZM219 81H223V82H219ZM229 81H231L230 82V84L229 83H227V82ZM235 81H238V83L236 82L235 83ZM250 83H249V82ZM6 82H9V83H6ZM12 84H14V85H12L11 87H10V85H11V83ZM15 82H18V84L17 83H15ZM28 84H27V83ZM43 82H44V84H43ZM56 84H55V83ZM63 82H66V84H64ZM100 82V83H99ZM101 82H103V83H107V86L105 85V84H103L104 86H106L107 87V90L105 91V89H106V87H104L102 84H101ZM129 82V83H128ZM132 82H135V83H133V84H131ZM137 82H140L139 84L137 83ZM147 82H149V83H147ZM154 82H155V84L158 86H154V88H153V85H154ZM190 84H189V83ZM203 82H205L203 85H202V83ZM259 82V83H258ZM27 85H26V84ZM50 83H52V84H50ZM142 83V84H141ZM146 85V83H147V85H146V87H144V84ZM159 83H161L160 85H159ZM226 83V84H225ZM240 83H241V85H240ZM260 83H262V85L260 84ZM5 84H10V85H8L9 86V88L5 85ZM18 85V87L19 88H21V89H19L18 87H16L15 85ZM19 84H20V86H19ZM66 85L65 86V90H67V89H69V91L67 90V92L66 91H62V89H64V87H62L61 86V91L63 92H61L60 90H59V86L60 85ZM84 84V85H83ZM112 84V83H111ZM129 84V85H128ZM149 84V85H148ZM153 84V85H152ZM169 84V85H168ZM171 84V85H170ZM174 84H177V85H174ZM187 84L191 87V89H192V91H190L191 89L190 88H187L186 89V86H187ZM228 84V85H227ZM238 85V86H236V85ZM250 84V85H249ZM28 87V88H26V86ZM51 85H52V87H53V85L55 86V88H53L52 89V87H51ZM80 85H83V87H81ZM131 85L134 87V85L136 86V87H132L131 89H130V87H131ZM173 85V86H172ZM196 85H198V86H196ZM219 85V86H218ZM239 85H240V87H241V89H239L240 87H239ZM249 85V86H248ZM257 85V87L255 88V86ZM2 86V87H1ZM5 86H6V88L8 89V93L6 92V89H5ZM13 86H15V88L13 87ZM99 86V87H98ZM100 86H103L102 87V89L100 88ZM127 86V87H126ZM138 86H142V87H144L145 89H143V88H139ZM150 86H152V87H150ZM165 86V87H164ZM168 86H171L170 87V89L172 88V87H174L175 88V90H174V88L173 89H171V91L172 92H170V89H169V87ZM176 86V87H175ZM183 86V88H184V90H183V88H181V87ZM189 86H187V87H189ZM204 86V87H203ZM226 88V90H225V88ZM34 87H36V88H34ZM49 87H51V88H49ZM58 87V88H57ZM78 87V88H77ZM87 88V89H85V88ZM94 87V88H93ZM127 89H126V88ZM138 87V88H137ZM160 87V88H159ZM162 87L164 88V89H162ZM180 87V88H179ZM198 88V90L196 89V91H195V89L194 88ZM211 87V89H210V91H209V88ZM216 87V88H215ZM239 87V88H238ZM19 89V90H17V89ZM31 88H33L35 91L33 92V90H31ZM76 88V89H75ZM96 88V89H95ZM99 88H100V92H99ZM122 88H124L123 90H122ZM148 88L150 89V90H148ZM153 88V89H152ZM166 88V89H165ZM213 88V89H212ZM220 88V89H219ZM222 88H224V89H222ZM229 88H231V89H229ZM233 88V89H232ZM235 88V89H234ZM238 88V89H237ZM2 89H5V90H2ZM12 89V90H11ZM16 91H15V90ZM51 89V90H50ZM56 89V90H55ZM58 89V90H57ZM71 89H72V91H71ZM84 90L85 92H86V90L88 91V93L86 92L85 94H83V97H85V95L87 94H89L90 96L88 97L87 95V97H85V98H82V96H80L81 95V92H79L80 90ZM104 89V90H103ZM117 89V90H116ZM131 91H130V90ZM139 89H141L140 91H139ZM143 89V90H142ZM177 89H179V90H177ZM194 89V90H193ZM201 89V90H200ZM251 91H250V90ZM12 92H14V93H12ZM25 90H23L22 92H24ZM47 90V91H46ZM50 90V91H49ZM73 90H75V92L73 91ZM78 90V91H77ZM82 90V91H83ZM98 90V91H97ZM110 90V91H109ZM118 90H119V92H121V93H123V95L121 94V93H119L118 92ZM137 90H138V92H137ZM184 91L183 93H182V91ZM189 90V91H188ZM207 90V91H206ZM217 91V93H216V91ZM230 90V91H229ZM233 90H235V91H233ZM247 90V91H246ZM248 90H249V92H248ZM32 91V92H31ZM84 91L82 92V93H84ZM93 91V92H92ZM102 91H103V93H102ZM127 91H130V92H128L127 93ZM136 91V92H135ZM143 91H146V93L145 92H143ZM147 91H149V92H147ZM157 91V92H156ZM181 93H180V92ZM185 91L187 92V93H185ZM202 91V92H201ZM209 91V92H208ZM231 91H233L232 92V95H231ZM240 91V92H239ZM247 93H246V92ZM256 91V92H255ZM11 92V93H10ZM18 92L19 93V95L18 96H20V98L19 97H16V93ZM35 92H36V94H38V97L40 98V100H39V98H37L36 97V95H35ZM48 92V93H47ZM77 95V92H78V98L79 99H77L76 100V98H77V96L76 95H74V93ZM95 92V93H94ZM105 92V93H104ZM119 93V95L121 94V96H119L118 95V93ZM124 92L126 93L125 95H124ZM133 92V93H132ZM141 92V93H140ZM168 92H170V93H168ZM188 92H190L189 94H192L191 92H193L194 94H192L193 95V99H192V96L191 95H189L188 94ZM198 92V93H197ZM213 92V93H212ZM241 92H242V94H241ZM254 92V93H253ZM261 92H263V93H261ZM17 93V94H18ZM32 94V96H34V97H32L30 94ZM72 93V94H71ZM90 93H92V94H90ZM129 93H131V95H127V94H129ZM136 93V94H135ZM148 93H150V95L148 94ZM163 95H162V94ZM246 94V95H244V94ZM257 93V94H256ZM70 94H71V98L70 99H68L69 97H70ZM80 94V95H79ZM99 94V95H98ZM110 94V93H109ZM114 94V91L111 93V95H113ZM139 94V95H138ZM143 94V95H142ZM160 94L161 96H162V98H160V97H158V95ZM170 95V97H169V95ZM173 94H175L174 96H173ZM177 94V95H176ZM180 94V95H179ZM186 94H187V97H186ZM216 94V95H215ZM218 94V95H217ZM237 94V95H236ZM254 94V95H253ZM21 95H23L22 96V98H21ZM29 95H30V97L32 98H30L29 97ZM53 95V96H52ZM60 95V96H59ZM96 95V96H95ZM103 95V96H102ZM111 95H109V96H111ZM115 95H113V96H115ZM117 95L119 96L118 98H117ZM136 95H138V98H137V96ZM165 95L167 96L165 99L163 98V97H165ZM171 95H172V98H171ZM197 95H200V96H202L201 98H199L200 96H197ZM208 95V96H207ZM233 95H235V97H238L237 99L233 96ZM249 95V96H248ZM18 99H21V100H16V98ZM42 98H41V97ZM52 96V97H51ZM59 96V98L58 99H55V97H58ZM74 96H76V97H74ZM93 96H94V98H93ZM97 96L99 97V99L97 98ZM112 96V97H113ZM124 96V97H123ZM133 96H134V100H135V102H134V100H132L133 99ZM141 96V97H140ZM241 96V97H240ZM251 96H252V99L253 100H251ZM261 96V97H260ZM27 97H29L30 98V100L29 99H27ZM37 98V100H36V98ZM60 97H64V98H60ZM92 98V102H94L95 103V105H94V103H92L91 102V98ZM155 97H158V98H160V99H158V98H155ZM177 97H179V98H177ZM219 97H221V98H219ZM226 97H228V98H226ZM234 97V98H233ZM248 97V98H247ZM8 98V99H7ZM13 98L15 99V101L16 102H14V101H12L13 100ZM27 100H25V99ZM51 98H53V99H55V102L56 103H53L54 102V100L53 99H51ZM73 98H74V100H73ZM81 98V99H80ZM95 98H97L98 99V103L97 102H95V101H97V99H95ZM103 98H105V99H103ZM106 98L108 99V100H106ZM124 98V99H123ZM142 98V99H141ZM156 100V102H155V100ZM175 98H177V101H176V99ZM241 98H243V99H240ZM261 98V99H260ZM22 99L24 100L23 101V103L24 102H26V103H31V100H32V102H33V99L37 102H35L34 101V103H35V105L37 104H39V107H41V102H43V101H46V102H44V103H46L47 105H48V103H49V105L50 104H52V105H54L55 106V109H54V107L51 105V106H49L48 105V107H46L48 110L47 111H49V109H50V107H52L51 109H50V111L49 112H51V110L53 109V112L55 111V110H57V112L55 111V113L57 114H55V113H52V114H54L53 116H56L57 118H58V116L61 118V123L64 121V124H65V122H66V124H68L69 122H70V120L71 119H73V117H75L76 119H78L77 117H79V116H76V115H78L77 114V112L75 113V109H76V107L78 108L77 110H78V112H80V114L79 115H81V114H83V112L88 108V110L89 109H91V112L90 111H87L86 110V112L87 113H85L84 112V115H81L80 117H79V120H77L76 121V119L75 120H73L74 121V123H73V121L71 120V125L73 126V128L75 127L76 128V126H77V130H78V128H79V124L77 125V123H80L82 120H84V119H86V123H84L85 122V120H84V122L83 123H81V125H80V127L81 128H79V130L78 131H80V130H82L84 127H85V129H83V131H81V132H79V133H81L82 135L83 134H85L86 132L85 131H87V129H89V131H87V132H90V130L91 131H94L93 129H94V125L95 126H104L105 127V125H106V127L108 126V128H109V132H108V129L105 127V130H104V128H103V126L101 127H96L97 128V132H98V134L100 135V137L98 136V134L96 133V130H95V132H91L90 134H93V136H94V134H95V136L97 135V137L99 138V140L100 141H98V138L96 137V139H95V136H94V138H92L93 136L91 135V137H90V134H85V136L86 135H88V140H89V142L91 141V140H95V141H92V144H91V147H89L90 146V144H89V142L88 141H86V139H85V142L83 141L84 139H82V137L83 136H80V137H78V134H77V130L76 129H73L72 128V126H70L71 127V129L69 128V126L67 127V125L65 124V128L67 127V129H65L64 130V128H62L63 127V125H61V123H60V125L59 124H57V123H59V120H60V118H53V119H55V121L57 120V123L56 122H54L53 121V119L51 118V117H53L52 115H51V117H50V113H48V112H46V109H45V105H44V103H42V107L41 108H43L42 110L43 111H45L44 112V114L45 113H48L49 114V116H48V114H47V116H44L43 114L42 115H40V114H36V117L37 118H39L40 119V117L42 116L43 117V119H42V117H41V121H39V119L37 120V124H35L36 123V119L33 117V113H34V115H35V113L36 112H39L40 111V113H43V111L41 110V108H39V110H38V108H36V112H34L35 111V109L34 108H31V107H35V106H33V104H30L31 106H30V108L32 109V116L29 114L30 112H31V109H30V111H29V108L27 109V107L25 106H23V105H25V103L22 105V108H18V107H20L18 104H20L21 102H22ZM44 99V100H43ZM51 99V100H50ZM59 99H62V100H60V102L62 101V103L64 102V105L62 104V106H59V105H61V103L59 102V101H57V100H59ZM65 99H68V100H70V102L68 101V103H67V101L65 100ZM71 99L73 100L72 102L74 103V105L76 106V107H72V106H74V105H70L72 102H71ZM84 99V100H83ZM87 99V100H86ZM130 100L129 101V103H127V101L128 100ZM168 99H170V100H168ZM173 99V100H172ZM175 99V100H174ZM181 99V100H180ZM225 99L228 101V103L225 101ZM230 99V100H229ZM2 100H3V102H2ZM43 100V101H42ZM51 102H50V101ZM65 100V101H64ZM76 100V101H75ZM80 100H82V101H79ZM86 100V102L88 101H90L91 103H88L87 102V104L86 103H81V102H84ZM100 100H102V102L100 101ZM104 100V101H103ZM110 100V102H108ZM114 100V101H113ZM137 100V101H136ZM141 100V101H140ZM144 100V101H143ZM158 100V101H157ZM186 100V101H185ZM256 100V101H255ZM78 101V102H77ZM111 101H113L114 102V104H115V106H116V108L114 109V105L112 106L111 104H113ZM123 101H125V103L123 102ZM151 101H153L154 103H153V105H152V102ZM167 101V102H166ZM171 102V104H170V102ZM199 103H198V102ZM205 101V102H204ZM245 101L247 102V103H245ZM257 101L259 102V103H257ZM18 102V103H17ZM48 102V103H47ZM57 102H58V104H57ZM75 102H77V103H75ZM105 104H104V103ZM106 102H108V105L106 104ZM121 102V103H120ZM137 102V103H136ZM141 102V103H140ZM150 102V103H149ZM242 102V103H241ZM14 103V104H13ZM60 103V104H59ZM65 103H67V104H69L70 105V107H72V109H70L68 106H65ZM72 103V104H73ZM97 103V104H96ZM111 103V104H110ZM122 103H124L125 104V106H126V109H125V106H124V104H122ZM157 103H158V105H157ZM167 103V104H166ZM168 103H169V105H168ZM174 103H176V105H172V104H174ZM231 103V104H230ZM238 103H240V105L238 104ZM254 103H256V104H254ZM5 104H7L6 106L8 107H6V106H4ZM13 104V105H15L16 104V106H14L15 108H18V109H20V110H18V109H15V108H12L13 107V105L11 106V105ZM29 104H26V105H28V107H29ZM57 104V105H56ZM66 104V105H67ZM77 104H80V105H77ZM82 104H84V105H88V106H86V109H84L85 107H83L82 108V106H84V105H82ZM100 104H104V106H106V108H104L103 107V105H102V107H101V105ZM135 104V105H134ZM154 104L156 105V106H154ZM167 106L166 108H165V105ZM192 104H193V107H192ZM208 104V105H207ZM209 104H210V106H209ZM217 104V105H216ZM229 104V105H228ZM252 104V105H251ZM36 105V106H37ZM46 105V106H47ZM94 105V106H93ZM98 105H100V107L98 106ZM110 105V106H109ZM124 106V110L125 111H123V106ZM142 105V106H141ZM150 105V106H149ZM196 105V106H195ZM206 105V106H205ZM215 105H216V107H215ZM234 105V106H233ZM4 106V107H3ZM11 108H10V107ZM56 106L58 107V108H62V109H57L56 108ZM79 106L81 107L80 109H84L83 110V112L82 111H80L79 110ZM93 106V107H92ZM109 106V107H108ZM112 106V107H111ZM122 106V107H121ZM147 106H149L150 107V109L148 110V108L149 107H147ZM153 106V107H152ZM157 106H159V107H157ZM174 106H176V107H174ZM195 106V107H194ZM231 106V107H230ZM241 106V107H240ZM244 106V107H243ZM259 106L261 107L262 106V108H259ZM5 107H6V109H5ZM65 107V108H64ZM97 107H98V110H95V109H97ZM110 108V110L108 109V108ZM128 107V108H127ZM152 107V108H151ZM162 107V108H161ZM172 107L173 108H175V109H173L172 111H171V109H172ZM182 107H184V111H182L183 110V108ZM210 107V108H209ZM239 107V108H238ZM249 107V108H248ZM252 107V108H251ZM257 107V108H256ZM70 109V112H68V114H66V112L68 111V110H66V109ZM93 108H94V111H92L93 110ZM103 110H105V111H109V113H108V111H107V113L104 111L103 113L102 112H100L101 111V109ZM154 108H156V109H154ZM160 108H161V110H160ZM218 108V109H217ZM226 108V109H225ZM238 108V109H237ZM259 108V109H258ZM15 109V111H13L12 112V110H14ZM28 110V113H27V110ZM34 109V110H33ZM64 109V110H63ZM73 109H74V111H73ZM112 109L114 110V112L112 111ZM133 109H135V110H133ZM153 109V110H152ZM168 109H170V110H168ZM178 109V110H177ZM197 109H198V111L200 112H198L197 111ZM202 109V110H201ZM203 109H204V111H203ZM210 109V110H209ZM232 109H233V112H232ZM238 111H237V110ZM243 109V110H242ZM251 109V110H250ZM253 109L255 110V111H253ZM256 109H258L257 111H256ZM17 110V111H16ZM23 110L25 111V114L23 113ZM38 110V111H37ZM65 111V115H66V117L63 115L64 113H63V111ZM76 110V111H77ZM115 110H116V112H115ZM120 110V111H119ZM137 110V111H136ZM152 110V111H151ZM159 110V114L157 113V111ZM178 112H177V111ZM194 110V111H193ZM208 110H209V112H208ZM215 110H216V112H215ZM224 110V111H223ZM22 113V114H18V113H20V112ZM42 111V112H41ZM98 112V114H96L97 112ZM133 111L137 114H135V116H137V118L134 116V113H133ZM141 111V112H140ZM191 111V112H190ZM206 111V112H205ZM241 111V112H240ZM251 111V112H250ZM12 112V113H11ZM15 112V113H14ZM18 112V113H17ZM61 112H62V114H61ZM73 112V116L71 117V118H69L70 120H67L68 119V117L67 116H69L70 114L69 113H72ZM91 114H93L91 117H90V113ZM93 112V113H92ZM111 112V113H110ZM113 112V113H112ZM117 112H118V114H117ZM120 112H122V113H120ZM123 112H126V114H124ZM140 112V113H139ZM147 113V114H144V113ZM154 112H156L157 113V115L154 113ZM176 112V113H175ZM195 112V113H194ZM214 112V113H213ZM224 112V113H223ZM227 112V113H226ZM249 112V113H248ZM257 112L259 113V114H257ZM261 112V113H260ZM90 114V115H87V114ZM114 113H116V115L114 116ZM143 113V114H142ZM150 113V114H149ZM171 113V114H170ZM178 113V114H177ZM180 113H182L183 114V116H182V114H180ZM193 113V114H192ZM207 113V114H206ZM210 113H212V114H210ZM230 113V114H229ZM251 113V114H250ZM29 114V115H28ZM76 114V115H75ZM85 114H86V116H89L90 118H92V123L94 124H91V120H90V118H87L86 116H85ZM101 114H102V116H103V114L105 115V114H107V117H108V119L109 118H111L109 121L110 122H108V120H106L107 119V117H106V115L105 116H103V119H105V120H103L101 117ZM111 115L110 117L108 116V115ZM120 114V115H119ZM133 114V115H132ZM142 114V115H141ZM168 114V117L166 116ZM170 114V115H169ZM180 114V115H179ZM213 114H214V116H213ZM216 114V115H215ZM247 114V115H246ZM7 115V116H6ZM19 115V116H18ZM20 115H22V117H24V118H21V116ZM28 115V116H27ZM37 115H39V117L37 116ZM46 115V114H45ZM98 116V117H96L95 119H93V117L94 116ZM126 115V116H125ZM154 115V116H153ZM155 115H156V119H155ZM159 115V116H158ZM160 115H161V117H160ZM179 115V116H178ZM196 115V116H195ZM202 115V116H201ZM211 115V116H210ZM219 115V116H218ZM229 115V116H228ZM231 115H232V117H231ZM242 115V116H241ZM250 115V116H249ZM11 116V117H10ZM18 118H17V117ZM31 116V117H30ZM64 116L65 118L63 119L62 117ZM71 116V115H70ZM84 116V117H83ZM119 116V119H117V117ZM122 116H124V118L122 117ZM130 116L132 117V118H130ZM145 116V117H144ZM147 116H149L150 118H148ZM153 116V117H152ZM158 116V117H157ZM170 116H171V118H170ZM182 116V117H181ZM198 116V117H197ZM216 116H218V118L216 117ZM237 116H238V119H237ZM245 116V117H244ZM258 116V117H257ZM14 117H16V118H14ZM29 117L32 119L33 118V122H32V120L30 119L29 120ZM48 117V118H47ZM81 117H82V120H81ZM148 119H147V118ZM163 117V118H162ZM175 117V118H174ZM176 117H177V119H176ZM181 117V118H180ZM190 117V118H189ZM208 117V118H207ZM210 117V118H209ZM216 117V118H215ZM234 117V118H233ZM247 117V118H246ZM8 118V119H7ZM19 118H21L20 120H16V119H19ZM26 118H27V120H26ZM45 118H47L48 119V121H53L54 123H52L51 122V125H50V122H45V121H47V119L44 121V119ZM50 118L52 119V120H50ZM122 118V119H121ZM135 118V119H134ZM140 118V119H139ZM153 118V119H152ZM168 118V119H167ZM195 118V119H194ZM202 118V119H201ZM229 119V121H228V119ZM245 118V119H244ZM254 118V119H253ZM257 118V119H256ZM261 118V119H260ZM87 119H89L88 121V123H87ZM97 119H98V121L99 120H101V121H99V122H97ZM125 119H126V121H125ZM146 119V120H145ZM151 119V120H150ZM167 119V120H166ZM208 119V120H207ZM223 119V120H222ZM11 120H14V121H12L11 123H10V121ZM23 120H26L25 122L26 123H24V121ZM113 120H115V123L113 122ZM122 120V121H121ZM142 120V121H141ZM153 120V121H152ZM179 120V121H178ZM185 120V121H184ZM188 120H190V121H188ZM195 122H194V121ZM200 120V121H199ZM213 120V121H212ZM217 120V121H216ZM263 120V121H262ZM17 121H20V122H22L23 121V123H20V126H19V128H21V125H23V124H26L25 126H23L21 129L23 130V128H24V132H26V133H28V134H26V133H24L22 130H19L18 129V127H16L17 126V124H19V122H17ZM79 121V122H78ZM108 122V124L110 125V123H111V128L109 127V125L107 124V122H106V124L104 125L103 123L104 122ZM116 121H118V122H116ZM146 121V122H145ZM154 121H155V124H154ZM158 121V122H157ZM163 121V122H162ZM186 122L187 121V123H184V122ZM207 121H209V122H207ZM211 121V122H210ZM3 122V123H2ZM13 122H15V123H13ZM35 122V123H34ZM40 122H44V123H40ZM102 122V123H101ZM113 122V123H112ZM121 122L123 123V124H121ZM148 122V123H147ZM152 122V123H151ZM160 122V123H159ZM167 122V123H166ZM206 122V123H205ZM225 122H227L226 124H225ZM235 122V123H234ZM240 122V123H239ZM244 122V123H243ZM245 122H249L248 124L247 123H245ZM5 123V124H4ZM9 123L11 124V125H9ZM48 123V124H47ZM97 123V124H96ZM118 123V125H116ZM126 123V124H125ZM132 123V124H131ZM134 123V124H133ZM141 123V124H140ZM224 123V124H223ZM251 123H252V125H251ZM260 123V124H259ZM15 124H16V126H15ZM39 124H41V126L39 125ZM57 124V125H56ZM63 124V123H62ZM75 126H74V125ZM84 124H88V125H85L84 126ZM113 124H115V125H113ZM140 124V125H139ZM154 124V125H153ZM157 124V125H156ZM168 124V125H167ZM204 124V126H205V128H204V126H202ZM221 124V125H220ZM235 124V125H234ZM242 124H244V125H242ZM246 124H247V126H246ZM4 125H6V126H4ZM11 126V127H13L14 129H18V131L17 130H14V129H12L11 127H9V126ZM14 125V126H13ZM36 125L37 126V128H36V126H35V128H31V129H29L30 130V132H29V130H28V128L29 127H34V126ZM61 127H59V126ZM68 125H70V123L68 124ZM93 125V126H92ZM131 125V126H130ZM153 125V126H152ZM158 125L160 126V127H158ZM185 125V126H184ZM198 125V126H197ZM209 125V126H208ZM217 125H220V126H217ZM227 125V126H226ZM231 125V126H230ZM234 126V128H231V127H233ZM255 125H256V127H255ZM259 125V126H258ZM262 125V126H261ZM3 126H4V128H3ZM8 126V127H7ZM29 126V127H28ZM45 126V127H44ZM112 126H113V128H112ZM152 126V127H151ZM165 126V127H164ZM169 126V127H168ZM183 126V127H182ZM215 126V127H214ZM226 126V127H225ZM237 126V128L239 129L240 128V131L239 130H237V132H236V134L234 133L235 132V127ZM239 126V127H238ZM250 126V127H249ZM5 127H7L8 128V130H9V128H11L9 131H11V132H9V131H7V128H6V132H2V131H4V129H5ZM28 127V128H27ZM51 127H54V129L53 128H51ZM86 127H87V129H86ZM89 127V128H88ZM90 127L92 128V129H90ZM115 127H117V128H115ZM136 127V128H135ZM138 127V128H137ZM154 127H156V128H154ZM162 127V128H161ZM177 127V128H176ZM188 127V128H187ZM193 127H194V129H193ZM197 127V128H196ZM219 127H221V128H223V129H221V128H219ZM258 127V128H257ZM263 127V128H262ZM25 128H27V129H25ZM46 128V129H45ZM49 128L50 129H52V131H53V134H52V131L51 130H49ZM95 128V129H96ZM101 128H103V130L101 129ZM125 128V129H124ZM151 128V129H150ZM166 128V129H165ZM184 128H185V130H184ZM187 128V129H186ZM208 128V129H207ZM218 128V129H217ZM224 128H225V130H224ZM229 128V129H228ZM236 128V129H237ZM247 128V129H246ZM251 128V129H250ZM257 130V132H258V134H257V132H255L256 130ZM44 129V130H43ZM48 129V130H47ZM55 129H56V133H55ZM61 131H60V130ZM68 129H70L72 132H75L74 133V137H78L79 139H82V142H80L81 144H83L82 146L83 147H81L80 145V143H77L78 141H80V140H77L76 138H71V136L73 137V135H70V133H71V131L70 130H68ZM112 131H111V130ZM116 131H115V130ZM121 130V131H117V130ZM157 129H158V131H157ZM205 129V130H204ZM226 129H228V131L226 132ZM248 129H250V131L248 130ZM33 130H35V132L33 131ZM38 130H40V131H38ZM41 130H43L44 131V133H43V131H41ZM46 130H47V132L48 131H50L49 133H48V135H47V133H46ZM59 130V131H58ZM70 131L69 133H65L64 131ZM73 130H76V131H73ZM106 130H107V133H108V136L105 134V133H103L104 131L106 132ZM155 130V131H154ZM161 130H162V132H161ZM169 130V131H168ZM188 130V133H186L185 131H187ZM229 130H230V132H229ZM241 130H242V132H243V130H245L243 133V135L241 134L242 132H241ZM14 131V132H13ZM20 131H22L21 133H20ZM115 131V133H113ZM154 131V134H150V133H152V132ZM216 131V132H215ZM246 131H248V132H246ZM253 131V132H252ZM262 131V132H261ZM9 132V133H8ZM35 134H33V133ZM37 132H38V134H37ZM82 132H85V133H82ZM110 132L111 133H113V134H115L114 136H117V137H114L112 134H110ZM120 132V133H119ZM123 132V133H122ZM128 132V133H127ZM147 132V133H146ZM158 132V133H157ZM224 132H226V134H228L226 137H225V135L226 134H224ZM241 132V133H240ZM246 132V133H245ZM249 132H250V134H249ZM261 132V133H260ZM11 133V134H10ZM13 133V134H12ZM19 133L21 134L20 135V137H19ZM23 133H24V135H23ZM41 133V134H40ZM43 133V134H42ZM67 134V135H65V134ZM101 133V134H100ZM103 133V134H102ZM130 133V135H128ZM142 133V134H141ZM159 133H161L160 134V136H159ZM205 133V134H204ZM207 133V134H206ZM222 133H223V135H222ZM234 133V136H231L232 134ZM255 134V135H252V134ZM2 134H6V136H4V135H2ZM10 134V136L8 137V135ZM51 134V135H50ZM62 134H64L62 137H63V139L65 138H67V136H69L68 138H71V141L67 138L66 139V142H72L73 141V139H75L74 141H76V143L75 142H72V143H70L69 144V142H68V144L67 143H63V144H61L60 145V142H62V141H64L65 142V140H62V137H61V135ZM69 134V135H68ZM71 134H73V133H71ZM75 134H77L76 136H75ZM80 134V135H81ZM110 134V135H109ZM117 134V135H116ZM126 134V135H125ZM132 134V135H131ZM133 134H134V136H133ZM146 134V135H145ZM156 134V135H155ZM163 134V135H162ZM168 134V135H167ZM175 134H178V136L177 135H175ZM263 134V135H262ZM12 135H15V136H12ZM34 135V136H33ZM41 135H42V137L44 136V138L42 139L41 138ZM120 135H122V136H120ZM125 135V136H124ZM128 135V136H127ZM181 135H182V137H181ZM208 135H209V137H208ZM213 136V138H212V136ZM239 137H237V136ZM240 135H242L243 137L241 138L240 137ZM248 135V136H247ZM258 135H260L259 137H258ZM4 136V137H3ZM17 136V137H16ZM25 136H26V139L28 138V140H26L25 139ZM29 136V137H28ZM31 136H32V138L33 137H35L34 138V140L32 141V138H31ZM37 136V137H36ZM47 136V137H46ZM48 136L50 137L49 139H52V141H49L48 140ZM59 136V137H58ZM85 136H84V138H85ZM120 136V138H118ZM141 136H143V138L141 137ZM148 136L150 137V139L148 138ZM166 136V137H165ZM222 138H221V137ZM223 136L226 138V139H224L223 138ZM245 136V137H244ZM251 136V137H250ZM6 137L9 139H6ZM23 139H22V138ZM41 138V139H38V138ZM61 137V138H60ZM90 137V138H89ZM109 137H111V138H109ZM154 137V138H153ZM157 137H159V138H157ZM171 137V138H170ZM188 137V138H187ZM210 137H211V140H210ZM232 137H234V138H232ZM237 137V138H236ZM3 138H5L8 142H6V140H5V142H4V140H3ZM11 138V139H10ZM19 138V139H18ZM53 138H56L55 140L53 139ZM117 138V139H116ZM122 138H124V140L122 139ZM175 138H176V140H175ZM179 138V139H178ZM252 138V139H251ZM261 138H263V139H261ZM18 139V140H17ZM31 139V140H30ZM47 140L46 142H45V140ZM59 139V140H58ZM103 139V140H102ZM119 139H121V140H119ZM140 139V140H139ZM159 139H161V140H163V142L161 141L160 142V140ZM164 139H167V140H164ZM172 139V140H171ZM220 139H221V142L223 141V145H224V148L221 146L222 145V143L220 142ZM257 139V140H256ZM261 139V140H260ZM11 140H13V141H11ZM14 140H16V141H14ZM26 140V141H25ZM62 140V141H61ZM144 140V142H147V143H145V144H143V141ZM156 140H157V142L159 141V143H157L156 142ZM177 140H180V142L179 141H177ZM226 140V141H225ZM236 140H237V143H236ZM240 141V145H239V141ZM243 140V141H242ZM260 140V141H259ZM28 141V142H27ZM31 141V142H30ZM39 141V142H38ZM57 141V143H55V142ZM58 141H60L59 143H58ZM96 141H98V143L96 142ZM139 143H138V142ZM150 141V142H149ZM167 141V142H166ZM171 141V142H170ZM213 141H215L216 143H214ZM231 142V144H230V142ZM247 141V142H246ZM258 141V142H257ZM262 141V142H261ZM4 144H3V143ZM13 142V143H12ZM15 142V143H14ZM18 142V144L19 145H22L23 146V148L24 147H26V146H28V149H27V147H26V149L29 151H27V150H23L22 149V147L21 148H15V150H18V149H21L20 151L18 150V152L17 151H15L14 150V147H16L17 146V143ZM27 142V143H26ZM49 142H52V144L53 143H55V144H57V145H54L53 144V146L49 143ZM94 142H95V145L97 144V146H95L94 145ZM102 143L101 145L99 144V143ZM108 144H107V143ZM125 142V143H124ZM127 142V143H126ZM164 142H165V146L163 145L164 144ZM170 142V143H169ZM174 144H173V143ZM176 142V143H175ZM183 142V143H182ZM206 142V143H205ZM218 142H219V144H218ZM228 142V143H227ZM245 142V143H244ZM25 143V144H24ZM36 143V144H35ZM73 143H75V145H77V144H79V146L81 147V149L79 150L78 148H77V146L76 147H74L75 145L73 144ZM113 143V144H112ZM116 143V144H115ZM155 143V144H154ZM162 144V146H160L161 144ZM172 143V144H171ZM181 143V144H180ZM189 143H190V145H189ZM205 143V144H204ZM209 143V144H208ZM226 143V144H225ZM241 143H243V144H241ZM253 143H254V145H253ZM260 143V144H259ZM13 144V146H11ZM27 144V145H26ZM35 144V145H34ZM37 144H39V146H37ZM44 145V147H43V149L41 150V146L40 145ZM72 144H73V151L74 152H76L75 151V149L74 148H76V150H78L76 153H74V154H77L79 151H81V153H82V151H85L84 153L86 154V157L84 156L85 154L83 153V154H77L78 155V157L80 158L82 155H83V157H81L80 159H78V161L80 160L81 162H79L80 163V165L82 164L83 166H84V169H87V171L89 170V172H91V174H92V176L94 175V177H91L90 175H89V172H85L84 171V174H83V166L81 165L80 167L81 168H79L78 167V169H75V168H77V166L79 165H77V162L78 161H75L76 160V157H77V155H74L72 152H71V148H72ZM86 144H88V146L86 145ZM107 144V145H106ZM112 144V145H111ZM115 144V145H114ZM130 144V145H129ZM168 145V148H167V145ZM178 144H180V145H178ZM210 144H212V145H210ZM214 144V145H213ZM238 144V145H237ZM24 145H26V146H24ZM29 145H30V147H29ZM48 145H49V147H48ZM66 145H68L69 147H67ZM84 145H85V147H86V149L87 148H89V153H90V155L88 156V152H86V149H85V147H84ZM92 145H93V147L94 148H92ZM98 145H99V148H98ZM117 145V146H116ZM155 145V146H154ZM159 145V146H158ZM169 145H170V147H169ZM172 145V146H171ZM173 145H174V147H173ZM177 147H176V146ZM245 146V145H247V148H246V146L245 147H243V146ZM258 145V146H257ZM49 148V149H51V153H53L52 155H51V153H49V155H51V156H53L54 154H58L57 156H59L60 154V156L59 157H56V155H54L53 156V159H52V157H51V159H49L50 157H49V155L47 156L46 154V151L47 152H49V150L47 149V147ZM54 146H56V149L54 148ZM60 146V147H59ZM63 146L65 147V148H68V149H65V148H63ZM78 146V147H79ZM102 146H104V147H102ZM105 146H107L106 147V149H105ZM143 146V147H142ZM158 146V147H157ZM164 146V147H163ZM189 146V147H188ZM198 146V147H197ZM214 146V147H213ZM235 146H236V148H235ZM241 146V147H240ZM254 146V147H253ZM31 147H32V150H30L31 149ZM51 147V148H50ZM62 147V148H61ZM71 147V148H70ZM79 147V148H80ZM95 147H96V150H95ZM166 147V148H165ZM173 147V148H172ZM184 147H185V149H184ZM188 147V148H187ZM192 147V148H191ZM195 147H197L196 149H194ZM208 147V148H207ZM220 147V148H219ZM239 147V148H238ZM253 147V148H252ZM255 147H257V148H255ZM30 148V149H29ZM35 148V149H34ZM38 148H39V151H38ZM59 148H61L62 149V151H64V152H61L60 150H58ZM90 148H92L93 149V153H92V151L90 152V150H92V149H90ZM102 148H104V150H101ZM107 148H109V150L107 149ZM120 148V149H119ZM138 148V149H137ZM155 148V149H154ZM161 148V149H160ZM163 148V149H162ZM170 148H171V150H170ZM199 148H200V151H199ZM202 148V149H201ZM204 148H205V150H204ZM227 148V149H226ZM240 148H242V149H240ZM259 148V149H258ZM2 149H3V151H2ZM25 149V148H24ZM33 149L35 150L34 152H33ZM83 149H85V150H83ZM101 150V152H100V150ZM113 149V150H112ZM114 149H115V152H114ZM133 149H136V150H134V152L132 151ZM152 149V150H151ZM156 149H160V151L159 150H156ZM167 149H168V152H167ZM197 149H198V151L199 152H197ZM209 149V150H208ZM212 149H213V153H212ZM218 149V150H217ZM222 149H224L225 150V152H224V150H222ZM239 149V150H238ZM257 149H258V151H257ZM14 151V154L12 153V151ZM55 150V151H54ZM69 150V151H68ZM88 150V149H87ZM108 150V151H107ZM130 150V151H129ZM144 150V151H143ZM149 150V151H148ZM164 150L167 152H164ZM172 150H173V153H172ZM183 150V151H182ZM184 150H186V152H187V154H186V152L184 151ZM189 150V151H188ZM192 152H191V151ZM215 150V151H214ZM234 150H235V152H234ZM241 150V151H240ZM244 150L245 151H247L246 153H244ZM249 150H250V152H249ZM25 151H26V153H25ZM41 151V152H40ZM54 151V152H53ZM56 151H59V152H56ZM68 151V152H67ZM97 151V152H96ZM104 151V152H103ZM106 151V152H105ZM113 151V152H112ZM129 151V152H128ZM136 151V152H135ZM141 151V153L139 154V152ZM161 151H163V152H161ZM169 151H171V152H169ZM211 153H210V152ZM243 151V152H242ZM252 151V152H251ZM258 153H257V152ZM4 152V153H3ZM39 153V155H37L38 153ZM46 153V154H44L45 156H47V157H42V156H44V155H41L40 153ZM70 152H71V154H70ZM96 154H95V153ZM128 152V153H127ZM136 153L135 155L134 154H132V153ZM149 152V153H148ZM152 152H153V154H152ZM157 152V153H156ZM214 152H215V154H216V152H219V153H217L216 155H213L214 154ZM221 152V153H220ZM242 152V153H241ZM6 153V154H7ZM21 153L22 155H19V154ZM31 155H30V154ZM65 153L66 155H64L65 157H66V159L68 158V156H67V153H68V155H69V160L67 159V160H65V158H64V156H63V154ZM97 153H98V156H97ZM117 153V154H116ZM122 153V154H121ZM124 153V154H123ZM154 153H155V155H154ZM191 153H192V155H191ZM250 154V153H252L251 155H249L248 156V154ZM256 153V154H255ZM24 154H26V155H24ZM35 154H36V159H35ZM91 154L92 155H94L95 157H93V156H91ZM101 154V157H99V155ZM106 155V158H104L105 156L104 155ZM113 154H115V155H113ZM128 154V155H127ZM130 154H132V155H130ZM138 154L141 156V157H139L138 156ZM164 154H165V156H164ZM168 154H169V156H168ZM187 155V156H185V155ZM201 156H200V155ZM204 154V155H203ZM212 154V155H211ZM225 154H226V156H225ZM228 154H229V158H228ZM240 155V157H239V155ZM243 154V155H242ZM0 155V156H1ZM18 155V156H17ZM41 155V156H40ZM104 157H103V156ZM119 155H120V157H119ZM121 155H123L124 156V158H121V157H123V156H121ZM136 155L138 156V157H136ZM189 155H191L190 157H189V160H194V161H192V162H190V166H192L193 168H194V166L195 165H197V166H195V168L197 167V169H194V170H196V172L193 170V168L192 167H189V160H188V158L186 159V158H184V156L185 157H188ZM202 155H203V157H202ZM6 156L9 158H7L6 159ZM20 156H22V160H23V157L24 156H26V157H24V160H23V163H22V161H21V159L19 158ZM37 156H40V157H42V159H44V160H42L40 157H37ZM74 157V159H73V157ZM109 156V157H108ZM115 156H116V158H115ZM118 156V157H117ZM129 157V158H132L133 157V159H129V160H127V157ZM154 156V157H153ZM178 156V157H177ZM193 156V157H192ZM199 156H200V158H199ZM216 158H214V157ZM245 156V157H244ZM3 157H0V160L2 161L3 160ZM16 157L18 158V161H17V159H16ZM30 157H33L34 159H35V161H37L36 163L38 164V165H35L36 163H34V160H33V158H30ZM71 157V158H70ZM85 157V158H84ZM93 157V158H92ZM96 157H98V158H96ZM112 158V161L110 160L109 162H110V164L109 165H107V163H109L108 162V159L107 158ZM135 157L137 158V160L135 159ZM144 157H146V158H144ZM171 157V158H170ZM178 159H177V158ZM227 157V158H226ZM26 158V159H25ZM30 158V159H29ZM48 158V160H50L49 161V163L47 162V159ZM54 158H55V160L57 161H55L54 160ZM57 158V159H56ZM60 158V160H61V162H60V160H58ZM64 158V159H63ZM82 158H84V160L82 159ZM86 158H88V160L86 159ZM91 158V159H90ZM99 158H101V159H103V160H101V159H99ZM121 158V159H120ZM141 158V159H140ZM181 158L183 159V160H181ZM192 158V159H191ZM213 158V159H212ZM219 158V159H218ZM251 158V159H250ZM11 159V160H10ZM14 159V160H13ZM38 159H39V161H38ZM41 159V160H40ZM62 159L63 160H65L66 162L68 161V162H70L71 163V161H73L71 164L69 163V165L71 166V168H74V167H72L73 165L75 166V165H77L74 169H71L70 168V166L66 163V162H64L63 163V161H62ZM72 159V160H71ZM85 159H86V161H87V163H85ZM92 159H95L93 162L91 161ZM98 159V160H97ZM115 159V160H114ZM142 159H145V160H142ZM178 160V161H176V160ZM215 159V160H214ZM239 159H241V160H239ZM10 160V161H9ZM15 161V162H12L11 163V161ZM32 161V162H30V161ZM52 160V161H51ZM107 160V161H106ZM125 160V161H124ZM134 160V161H133ZM148 160L150 161V162H148ZM154 160V161H153ZM163 160H164V162H163ZM168 160H170V161H168ZM187 160H188V162H187ZM197 160V161H196ZM201 160H203L202 162V164H204L203 166H201L202 164H201ZM211 160V161H210ZM0 161V162H1ZM5 161H8V162H5ZM20 161V163H18ZM27 161V162H26ZM44 163V165L43 166H40V163H42V162ZM60 163H59V162ZM74 161L76 162L75 164H74ZM89 161V162H88ZM96 161H99L101 164L103 163L104 164V166L106 165V166H110V167H106L105 166V168L103 167V164H102V167H101V164H99V162L97 163ZM104 161V162H103ZM129 161V162H128ZM174 161H176V162H174ZM186 161V162H185ZM206 161V162H205ZM209 161V162H208ZM217 161V162H216ZM235 162V164H234V162ZM52 162V163H51ZM56 162L58 165H62V164H64L63 166H62V169H61V165L60 166H58L56 163H55V165H54V167H52V168H50L49 169V167H50V165L52 166L54 163ZM128 164H127V163ZM159 162V163H158ZM161 162H163L164 164H165V166H163V165H161V164H163V163H161ZM173 162V165L171 166V163ZM200 162V163H199ZM227 162V163H226ZM250 162V163H249ZM6 163H8V165H6ZM29 163H31V164H29ZM42 163V164H43ZM47 165H49V166H46V164ZM66 163V164H65ZM88 163H89V165H88ZM95 163H97L98 165H96ZM133 163H134V165H133ZM141 163H142V165H141ZM155 163V164H154ZM160 164L161 166H159L158 164ZM184 163H188L187 165H185V167H182V166H184ZM210 163H211V165H210ZM213 163V164H212ZM238 163V164H237ZM242 163V164H241ZM263 163V164H262ZM11 164H13V166H16V164H17V166L16 167H13V166H11ZM21 164H23V165H21ZM26 164H29V167H28V165L26 166ZM41 164V165H42ZM86 166H85V165ZM94 164H95V166H94ZM114 164V165H113ZM118 164V165H117ZM194 166H193V165ZM217 164V166L216 167H214V165H216ZM237 164V165H236ZM249 164V165H248ZM19 165H21L20 167L22 168V170H23V172H21V170L19 171ZM33 165H35V166H33ZM65 165H67V166H69L68 168H70V169H68L69 170V172L68 171H65L66 169H64L63 170V168H66L65 167ZM87 165H88V167H91V169H88V167H87ZM112 165V166H111ZM148 165V166H147ZM36 166H38V167H36ZM127 166H130V167H128V168H126ZM142 166V167H141ZM186 166H188L187 167V170H188V172H191V170L193 171V173H188L187 171H186ZM209 166V167H208ZM212 166V167H211ZM238 166H241L240 168L242 169H240ZM12 167H13V170H11L12 169ZM25 167V168H24ZM27 167V168H26ZM34 167H36V168H38L37 169V171L38 170H41V173H43V176L44 177H46V178H44L43 176V178H41V179H43V180H46V181H49L50 180V174H51V176H52V173L55 175L54 177H52V180L54 181L57 177H62V175H63V173L62 172H68V173H66V174H64L63 175V177L65 176V179L64 178H62V181H61V178H57L53 183H55V185L58 183V182H62V184H60V183H58L56 186L58 187V190L55 188L56 186L54 185V184H52V182L51 181H49V182H51L50 184L48 183V182H46V181H43V180H41L40 179V177H39V179H38V176H40V171L39 172H37L36 171V169L34 168ZM44 167H46L47 169H49V171L48 172H50L52 169H54V171H56V172H54V171H51L52 173H50V174H44V171L45 172H47L45 169L46 168H44ZM60 167V168H59ZM85 167H87V168H85ZM93 167V168H92ZM98 167H101V168H98ZM113 167V171L112 170H109V169H111ZM125 168L126 170H128V171H126L125 169H123V171H122V168ZM168 167H170L169 169H166V168H168ZM182 167V168H181ZM201 167V168H200ZM227 167V168H226ZM10 168V169H9ZM14 168H16V169H14ZM18 168V169H17ZM41 168V169H40ZM43 168V169H42ZM56 168H58V169H61V170H58V169H56ZM98 169V170H96V169ZM119 170H118V169ZM140 168V169H139ZM141 168H143V169H141ZM145 168H146V172L144 171L145 170ZM149 168V169H148ZM151 168H153V169H151ZM156 170H155V169ZM160 168V170H158ZM178 168V169H177ZM189 168H192L191 170L189 169ZM211 168V169H210ZM221 168V169H220ZM33 169V170H32ZM35 169V170H34ZM56 169V170H55ZM79 169H81V170H79ZM92 169H94V170H92ZM101 169V170H100ZM106 170L105 171V173L107 174V175H104V170ZM130 169L131 170H134V171H130ZM181 169H182V171H181ZM183 169H185V170H183ZM205 169V170H204ZM214 169V170H213ZM14 170H16L17 171V173H16V171H14ZM24 170H25V172L27 173V174H29L28 172H29V170H32L31 172H30V174L29 175H27V174H25V172H24ZM57 170H58V172L60 173H57ZM78 170H79V172H78ZM92 170V171H91ZM116 170V171H115ZM118 170V171H117ZM124 170L128 173H126V172H124ZM139 170H141L140 172H142V173H140L139 172ZM143 170V171H142ZM148 170V171H147ZM150 170V171H149ZM165 170H169V171H165ZM199 170V171H198ZM204 170V171H203ZM208 170H210V171H208V173H207V171ZM237 170H238V172H237ZM244 170V171H243ZM14 171V172H13ZM28 171V172H27ZM34 171H36V172H34ZM72 172V174H71V172ZM81 171V172H80ZM96 171V172H95ZM99 171V172H98ZM103 173V174H101V172ZM135 171H137V173L135 172ZM162 171H164L163 173L165 174L164 175V177L166 178V177H171V179H169V178H164V177H162L163 176V173H162ZM171 171V172H170ZM175 171H176V174H175ZM187 173H186V172ZM202 171V172H201ZM214 171H216V172H214ZM232 171V172H231ZM19 172H20V175H19ZM33 172V173H32ZM47 172V173H48ZM75 172V174H73ZM78 172V173H77ZM94 174H93V173ZM111 172V173H110ZM118 174H116V173ZM122 172H124V173H122ZM131 172V174H129ZM135 172V173H134ZM138 172H139V174H138ZM145 172V173H144ZM154 174H153V173ZM160 172H161V174H160ZM168 172H169V174H168ZM177 172H178V174H177ZM194 172H195V174H194ZM200 172V173H199ZM212 172H214V173H212ZM226 172V173H225ZM251 172V173H250ZM5 173H4V175H5ZM23 173L25 174V176L27 175L28 176V178L31 176V178L32 179H34L35 180V178H36V180H35V183H39V184H37V186H36V184H34V180H32L31 178H29V180H28V178L26 179L25 178V181H24V177H23ZM31 173L33 174V175H31ZM39 174L38 176H37V174ZM61 173H62V175H61ZM83 174V175H86V176H83V175H80V174ZM122 175H121V174ZM149 173V174H148ZM158 173V174H157ZM171 173H173V174H175L174 176H172L173 174H171ZM184 175H183V174ZM202 173V174H201ZM207 173V174H206ZM210 173H211V175H210ZM218 173V174H217ZM234 173V174H233ZM235 173H237V174H235ZM241 173V174H240ZM18 174V175H17ZM36 174V175H35ZM58 174V175H57ZM68 174V175H67ZM71 174V175H70ZM99 176H97V175ZM100 174V175H99ZM132 174H133V176L134 177H136L135 178V180H134V177L132 176ZM145 174H147V175H145ZM153 175L152 177H155L154 179L153 178H150V176L149 175ZM158 175V177L156 178V175ZM181 174V175H180ZM188 174V175H187ZM189 174H190V176H189ZM204 174V175H203ZM215 175V176H213L212 177V175ZM240 174V175H239ZM18 177H17V176ZM35 175V178L33 177ZM70 175V178H71V176L73 177V178H69V177H67V176H69ZM76 175H78L77 177H80L81 176V178L79 179V178H77L76 179V177L74 178V176H76ZM80 175V176H79ZM90 176V178H88L89 176ZM101 175H102V177H101ZM111 177H109V176ZM124 175V176H123ZM127 175H129V177L127 176ZM141 175V176H140ZM143 175V176H142ZM160 175V176H159ZM169 175V176H168ZM195 175H197V177H198V179H194V177L193 176ZM210 177H209V176ZM12 176V177H11ZM82 176L85 178V180L87 179V180H91V181H96L97 180V184H99L98 182L100 181V184H102L103 186H97L98 188H100L99 190H101L102 189V191H98V189H97V187L95 188L94 186H95V182H93L94 183V185H93V183L92 182H88L87 180L84 182L83 180H84V178H82ZM103 176L105 177L106 176V178L104 179L103 178ZM116 176H117V179H116ZM120 176H122V177H120ZM132 177V179L134 180V181H136V183L134 182V181H131V182H129L130 180H132L131 179V177ZM184 176V177H183ZM186 176V177H185ZM232 176V177H231ZM233 176H234V178H233ZM3 177V178H2ZM19 178L20 177V180H21V182L19 181V179L17 180V178ZM22 177V178H21ZM56 177V178H55ZM87 177V178H86ZM97 177H98V179H97ZM113 177V178H112ZM114 177H115V179H114ZM120 177V178H119ZM127 177V178H126ZM143 179H145V180H143ZM150 179H149V178ZM159 177H162V178H160L159 179ZM189 177V179H187ZM193 177V178H192ZM196 177V178H197ZM214 177H216L215 179H213ZM13 178H16V181H18V183L20 182V184L22 185H18L17 186V182L15 181V179H13ZM48 178V179H47ZM55 178V179H54ZM91 178H93V179H91ZM122 178V179H121ZM130 178V179H129ZM148 178V179H147ZM184 178H186L185 179V183L187 184L188 182V184H191L192 185V183H195V182H197V180H198V182L197 183H195L196 184V187L198 188V190H197V188L195 187V184H193L194 186L192 187V186H190V185H186V184H184V181H182V180H184ZM191 178V179H190ZM233 178V179H232ZM3 179H4V181H3ZM12 179V180H11ZM65 180V182L67 181V183H65L66 184V186L64 185L63 186V188H61L62 186L61 185H63L64 184V180ZM67 179V180H66ZM68 179H70V181L68 180ZM83 179V180H82ZM109 179H112V180H108V183H112V184H110L109 185V187H111L112 185H114V183H115V185H116V187L118 188H116L115 189V185L113 186V188H114V190H115V192L113 193L112 192V187L110 188L111 190H109V188H108V183H107V185L105 184V182H103V181H106L107 182V180ZM142 179V180H141ZM158 179H159V181H158ZM161 179H163L162 181L164 182V184H163V182L161 181ZM192 179H194V181L192 180ZM211 179H212V181H211ZM232 179V180H231ZM236 179V180H235ZM243 179H248L247 181H249L248 183H246L245 182V180H243ZM254 179V180H253ZM263 181H262V180ZM10 180V184L11 183H13V184H11V186L12 185H14V187H20V191L24 194H19L20 193V191H19V188H17V191L15 190V188L13 187H10V188H8L9 187V183H8V181ZM14 180V181H13ZM30 180H32V182H29V184H34L35 186L34 187H36V188H40V187H42L41 186V184H43L44 182L46 183V184H48V185H45V183H44V185L46 186H44V187H42L43 189H41V191L42 192H44V198L43 199H45V197H46V194L48 193L49 194V192L48 191H46V188L48 189V188H54V189H49L50 190V192L51 193H53L55 190L56 191H58L57 193H56V191L54 192V194L56 193L57 194V196L59 195V193H61L60 195H62V194H64V195H66L67 193H68V197L70 196V198H75L74 199V201H75V203L73 202V199H68V197H67V195H66V197L65 196H63L64 198H65V200H64V198H61L60 196H56V195H54L53 194V196H54V198L52 199H49L48 200V198H46L45 200H48V202H46L45 200L43 201V199H41L43 196V194H42V192L39 190V188H38V191H37V189H36V192H35V189H34V187H31V189L34 191H32L31 189H28L29 191H27L26 189L29 187L30 188V186L28 185V181H30ZM40 180V182L41 181H43V183L41 182H38V181ZM58 180V181H57ZM81 180V181H80ZM99 180V181H98ZM114 180H116L117 181V183L119 184H117L116 183V181L114 182ZM118 180H120V182L122 183H120V182H118ZM123 180V181H122ZM126 180V181H125ZM151 180V181H150ZM165 180H166V182H165ZM168 180V181H167ZM205 180V181H204ZM216 180V181H215ZM27 181V182H26ZM71 181L74 183V187L72 186L73 185V183H72V185L70 184L71 183ZM76 181H79L78 183H76ZM103 183H102V182ZM151 183H150V182ZM160 184H158L157 182ZM161 181V182H160ZM172 181H173V183H172ZM176 181V182H175ZM193 181V182H192ZM207 181V182H206ZM234 181V182H233ZM251 181V182H250ZM262 181V182H261ZM24 182V183H23ZM25 182H26V184H25ZM70 182V183H69ZM80 182H81V184H80ZM82 182H84V183H88L89 185H90V183L93 185H90V186H92V188L94 187V191H93V189H89V185L86 183V185L88 186H86V188H87V190H88V192L89 193H86V194H83V198H84V201H83V198L82 197H80V198H78L80 195L78 194L79 192H80V194H81V196H82V193H83V191H87V190H84V189H86L85 188V184L84 183H82ZM127 182V183H126ZM129 182V183H128ZM132 182H134V183H132ZM147 182V183H146ZM172 184H170V183ZM192 182V183H191ZM210 182V183H209ZM214 182H216V183H214ZM233 182V183H232ZM123 183H125V184H123ZM131 183V185H128V184H130ZM138 183V184H137ZM139 183H140V185H139ZM145 183V184H144ZM152 184V186L151 185H149V184ZM155 183V184H154ZM199 183V184H198ZM202 183V184H201ZM229 183L230 184H233V186H235V188H232L233 186H230L229 185ZM262 183V184H261ZM16 184V185H15ZM23 184H24V186L25 187H27V188H25V187H23ZM31 184V186H33ZM99 184V185H100ZM132 184H134L133 186H132ZM146 184H148V185H146ZM162 184V185H161ZM167 184V185H166ZM207 184V185H206ZM209 184V185H208ZM211 184L214 186V189L212 188L213 186H211ZM221 184V185H220ZM240 184V185H239ZM261 184V185H260ZM8 185V186H7ZM39 185V186H38ZM49 185H50V187H49ZM53 185V186H52ZM67 185H70L69 187L67 186ZM80 185V186H79ZM81 185H83V186H81ZM123 186L122 188H120L119 189V187H121V186ZM127 185V186H126ZM136 185H138L137 187H136ZM156 185H157V188H156ZM170 185V186H169ZM176 187V189H175V187ZM186 185V186H185ZM202 185V186H201ZM219 185V186H218ZM225 185V186H224ZM250 185V186H249ZM252 185H253V187H252ZM55 186V187H54ZM59 186H61L60 187V189H59ZM79 186L80 188H78V190H77V187ZM141 186V187H140ZM145 186V187H144ZM149 186H151V188H153V189H150V187ZM154 186V187H153ZM160 186V187H159ZM166 186H167V189H166ZM179 186H180V188H179ZM185 186V187H184ZM188 186V187H187ZM189 186H190V188L191 189H189ZM207 186V187H206ZM209 186H210V189H209ZM246 186V187H245ZM261 186H263L262 187V189H261V191H260V187ZM68 187V189H66V188ZM73 187V189L74 190H76V191H74V194H72V195H70L71 193H73L72 191H73V189H71ZM76 187V188H75ZM83 188V190H82V188ZM105 187V188H104ZM131 187H132V192H129V190L131 191ZM147 187V190H145V188ZM172 187V188H171ZM182 187V188H181ZM186 187L188 188V189H186ZM196 189H195V188ZM229 187H230V189H229ZM250 187V188H249ZM252 187V188H251ZM257 187H258V189H257ZM7 188V190H5ZM12 188V189H11ZM21 188L24 190L25 189V191H23V190H21ZM44 188H45V190H44ZM69 188H70V190H69ZM128 188H130V189H128ZM137 188V189H136ZM142 188V189H141ZM144 188V189H143ZM149 188V189H148ZM156 190H155V189ZM163 188V189H162ZM123 189V191H121ZM126 189V190H125ZM158 189H159V191H158ZM193 189V190H192ZM194 189L195 190H197V191H195L194 193L195 194H193V192H192V194H193V196H192V198L190 197L191 195L188 193V192H191V191H194ZM202 189V190H201ZM209 189V190H208ZM217 189H219V190H217ZM230 190V191H228V190ZM248 192V193H246L245 192V190ZM256 189V190H255ZM10 190V191H9ZM51 190H54L53 192L51 191ZM59 190L61 191V192H59ZM65 190H69L68 192H66V194L64 193V191ZM107 190V192L108 193H110V192H112V194L110 193L109 194V197H108V195L106 196L105 194L106 193H104L105 191ZM119 190V191H118ZM136 190V191H135ZM140 190V191H139ZM149 190V191H148ZM161 190V191H160ZM162 190H164V191H162ZM172 190V191H171ZM184 192H186V193H188V194H186V193H184ZM186 190V191H185ZM189 190H191V191H189ZM221 190H223V192L221 191ZM237 192H235V191ZM8 191V192H7ZM33 192V194H31L32 192ZM41 192V194L42 195H40L39 193ZM45 191H46V193H45ZM71 191V192H70ZM82 191V192H81ZM91 191V192H90ZM135 191V192H134ZM142 191H144L143 192V194H142ZM152 191H153V195H156L157 193V195H156V197L155 196H153L152 195ZM156 191V192H155ZM176 191V192H175ZM201 191L203 192V194L201 193ZM215 191H217V192H215ZM227 191V192H226ZM232 191V192H231ZM234 191V192H233ZM256 191H258V192H256ZM3 194H2V193ZM25 192L27 193V194H25ZM31 192V193H30ZM39 192V193H38ZM77 194H76V193ZM84 192V193H85ZM94 192H96V194L94 193ZM98 192H100V193H98ZM119 192V193H118ZM121 192V193H120ZM123 192V193H122ZM127 192H129V193H127ZM134 192V193H133ZM147 192V193H146ZM161 192H162V194H161ZM165 192V193H164ZM175 192V193H174ZM177 192H178V194H177ZM183 192V193H182ZM200 192V193H199ZM226 192V193H225ZM263 194H261V193ZM12 193H14V194H12ZM28 193L29 194H31V196L30 195H28ZM37 194H39V196H41V200L42 201H38L37 199H34L33 198V200H32V198L31 197H35V198H37L36 197V195ZM70 193V194H69ZM90 193H93L94 195H90V196H88ZM103 193V194H102ZM118 193V194H117ZM124 193H127L128 195H126V194H124ZM142 194V196L141 195H138V194ZM156 193V194H155ZM198 193H199V195L201 196V197H198V198H195V197H197V195H198ZM218 193V194H217ZM236 193V194H235ZM242 193V194H241ZM255 193H257V194H255ZM115 194H117L118 196H116ZM131 194V195H130ZM148 194V195H147ZM164 194H166V195H164ZM168 194H170V195H168ZM183 194H186V195H183ZM207 194H208V196H207ZM225 194H227V196L225 195ZM229 194V195H228ZM21 195V196H20ZM25 195H28L27 197H29V198H31V199H29V198H27ZM32 195H34V196H32ZM76 197H75V196ZM87 195V196H86ZM95 195H97V196H95ZM98 195H100L99 197H98ZM102 195H104V198H102L103 196ZM111 195H115L114 197L116 198V200L114 199V197L112 198L111 197ZM152 195V196H151ZM162 195V196H161ZM177 195H179V196H177ZM190 195V196H189ZM198 195V196H199ZM205 196V198H204V196ZM213 195V196H212ZM251 195V196H250ZM258 195V196H257ZM260 195H262V196H260ZM15 197L16 199L15 200H9L8 198H12V197ZM28 199L27 201H29V200H32L33 202H31V201H29V203H27L25 200V197ZM38 196V197H39ZM48 196V195H47ZM49 196L50 197H53V196H51V194H49ZM73 196V197H72ZM78 196V197H77ZM94 196V197H93ZM102 196V197H101ZM106 196V197H105ZM121 196V197H120ZM147 196V197H146ZM150 196H151V198H153L152 200L150 199ZM165 196V197H164ZM178 197V200H177V197ZM187 196V197H186ZM195 196V197H194ZM216 196V197H215ZM257 196V197H256ZM13 197V198H14ZM22 197H24V198H22ZM60 197V198H59ZM93 198V200H92V198ZM96 197V198H95ZM124 197V198H123ZM126 197V198H125ZM134 197V198H133ZM136 197H137V199H136ZM139 197V198H138ZM142 197H143V199H142ZM148 198V199H146L145 200V198ZM163 197V198H162ZM171 197V198H170ZM186 197V198H185ZM190 197V198H189ZM207 197V198H206ZM236 197V198H235ZM262 197V198H261ZM55 198H57L58 200H54ZM86 198H91V200H90V202L92 201V202H94V204H99L98 205V207L100 208V207H102L104 204H106V201H107V199L108 200H110V201H112L110 204H109V202L110 201H107V203L111 206H114L115 205V203H116V201L117 200H119V199H121V200H119V201H117V203H116V206L118 207V204L119 205H121L120 204V202L122 201L124 204H126L125 206L126 207H124L123 205L124 204H122L121 206H123L124 208H126L125 210H124V208H122L121 206L120 207H108L107 206V204H106V206L104 205L103 207H102V209H104L105 210V208L107 209V208H110V210H113V211H110L109 209L108 210H101V208H100V210H99V208L97 209L96 207V205H94L93 203L92 204H90V203H87V202H85V200H86ZM95 198V199H94ZM100 198H102V199H100ZM110 198V199H109ZM112 198V199H111ZM119 198V199H118ZM141 198V199H140ZM181 199V201H180V199ZM186 200H185V199ZM188 198V199H187ZM247 198V199H246ZM9 201H8V200ZM60 199H62V200H60ZM79 199H82L81 201L83 202H81V201H77V200H79ZM97 199L98 200H100L99 201V203H97ZM104 199V200H103ZM105 199H106V201H105ZM124 199H126V201H124ZM127 199H128V201H127ZM131 199V200H130ZM136 199V200H135ZM171 199H172V201H171ZM189 199H193L194 200V202H193V200L191 201V200H189ZM197 199L199 200L200 199V202H201V204H203V205H201L200 203H198V201H197ZM212 199H213V201H212ZM238 199V200H237ZM259 199V200H258ZM261 199V200H260ZM263 199V200H262ZM22 201L21 203H24L25 204V206H29V208L31 207V209L32 208H34V207H38V208H34V211L33 210H31V211H33V213L30 211V209H28L27 207L25 208V206L22 204L21 206H22V208H21V206H20V201ZM34 200H37L38 201V203L37 204H35L36 203V201H34ZM53 202H52V201ZM66 200H68V202H70V201H72L73 203H69L68 204V202L66 201ZM140 200H141V202H140ZM143 200V201H142ZM155 200H156V204H155ZM161 200V201H160ZM175 200V201H174ZM189 200V201H188ZM236 200V201H235ZM13 203H12V202ZM51 201V202H50ZM60 202V205H58L57 203H56V205H54L55 206V208H54V206H51V204L52 203H54V202ZM86 201H88L89 202V200L87 199ZM102 201V202H101ZM104 201V202H103ZM114 201H115V203H114ZM131 201V202H130ZM136 201V202H135ZM145 201V202H144ZM149 201H151V202H149ZM153 201V202H152ZM159 201V202H158ZM180 201V202H179ZM197 201V202H196ZM219 201V202H218ZM247 203H246V202ZM26 202V203H25ZM41 204H40V203ZM43 202V203H42ZM65 202V204H66V207H65V204H63ZM102 203V206H101V203ZM119 202V203H118ZM178 202V203H177ZM183 202H184V204H186V205H184L183 204ZM188 202H190V203H188ZM191 202H192V204H191ZM211 202H213V203H211ZM224 203V205H223V203ZM227 202V203H226ZM30 203H33V207L32 206H30V205H32V204H30ZM47 204V203H51V204H47V205H45V204ZM79 205H78V204ZM85 203L88 205H91L90 207V209L87 207V205H85ZM114 203V204H113ZM139 203L141 204V205H139ZM143 203V204H142ZM150 203H154L155 205L154 206H152L153 204H150ZM168 203V205H166ZM181 203V204H180ZM207 205H209V206H206V208L204 207L206 204ZM217 203V204H216ZM221 203V204H220ZM258 203H259V205H258ZM26 204H29V205H26ZM39 204H40V206H39ZM44 204V205H43ZM61 204H63V205H61ZM71 204V205H70ZM78 205L79 207H81L80 209H78L76 206H74V205ZM83 204H84V206L87 208V211L88 210H90V211H86V209L84 210V208H82L83 207ZM129 204V205H128ZM132 204V209H130L131 208V205ZM135 204V205H134ZM146 204V206L144 207V205ZM147 204H149V205H147ZM191 204V205H190ZM199 204V205H198ZM205 204V205H204ZM212 206H211V205ZM214 204V205H213ZM244 204V205H243ZM246 204V205H245ZM48 205L49 206H51L52 208H54V209H52V210H49L50 212H52V213H47L48 211ZM53 205V204H52ZM69 205V206H68ZM81 205V206H80ZM88 205V206H89ZM94 205V206H93ZM136 205H139V207L141 208H139L138 206H136ZM151 205V206H150ZM157 205H159V206H157ZM166 205V206H165ZM189 205V206H188ZM216 205H217V207H219V209H217V207H216ZM221 205V206H220ZM237 205H239V207H237ZM41 206H47L44 210L45 211H47V212H43L44 210L42 209V207ZM61 206H64V207H61ZM73 206V209L75 210V211H77L78 212V210L80 211V213H81V211H83L84 210V212L86 211L87 213H88V215L89 214H91V212H92V214L91 215H89V217H88V215H87V213H82L83 214V216H82V214H78L77 215V212H75L74 213V211H72V212H70V210L72 209H69L68 208V210H67V207H72ZM127 206H129V208L127 207ZM134 206V207H133ZM151 207V209L149 208V207ZM164 206V207H163ZM192 206V207H191ZM194 206H196V207H194ZM203 206V207H202ZM232 206V207H231ZM250 206H251V208H250ZM253 206V207H252ZM10 207H11V209H10ZM23 207H24V209H23ZM57 207V208H56ZM60 209H59V208ZM74 207H76V208H74ZM92 207H94V208H92ZM105 207V208H104ZM136 207V208H135ZM147 207V208H146ZM153 207V208H152ZM175 207H176V209H175ZM183 207H184V210H183ZM187 207V208H186ZM188 207H189V209L190 208H192V210L193 211H191V209L189 210L188 209ZM199 207V208H198ZM201 207H202V209H201ZM210 207V208H209ZM256 207V208H255ZM13 208V209H12ZM15 208V209H14ZM41 208V209H40ZM63 208H66V210L65 209H63ZM117 208V209H116ZM147 209V211H146V209ZM159 208V209H158ZM179 208V209H178ZM187 209V211L189 210V215H188V212H186L185 210ZM207 208H208V210H207ZM212 208H216V209H212ZM246 208V209H245ZM6 209V210H5ZM10 209V210H9ZM26 209V211H30L31 212V214L28 212V214L30 215V216H28L27 214H26V212H25V215H24V217L28 220H26L25 221V219H23L22 217H23V210H25ZM28 209V210H27ZM38 209H40L41 210V212H40V210H38ZM49 209H51V208H49ZM56 209V211H54ZM83 209V210H82ZM93 209V210H92ZM119 209V210H118ZM121 209H123L122 211H121ZM129 209V210H128ZM137 211V212H135V210ZM142 209H143V211H142ZM149 209H150V212H151V214H150V212H149ZM195 209H196V211L197 212H200V213H197L196 211H195ZM204 209H205V211H204ZM211 209V211H209ZM239 209V210H238ZM4 210V211H3ZM36 210H38V211H36ZM114 210H116L117 211V213L120 215H118L119 216V218L120 217H122V218H120V219H118V216L116 215L117 213H116V211H114ZM131 210V211H130ZM133 210H134V213H132V215H130L129 213L130 212H133ZM157 210H158V212H157ZM161 210V211H160ZM166 210V211H165ZM170 210H172V211H170ZM175 210V211H174ZM203 210V211H202ZM7 213H6V212ZM9 211V212H8ZM13 211H15V212H13ZM20 213H19V212ZM23 211V212H22ZM35 211H36V213H35ZM94 211V212H93ZM96 211V212H95ZM98 211V212H97ZM100 211V212H99ZM106 211H109V212H106ZM120 211H121V214H120ZM127 213L128 212V214L130 215H128V214H124V215H122L123 213H125V212ZM130 211V212H129ZM207 211V212H206ZM213 211V212H212ZM217 211H218V214H217ZM232 211V212H231ZM40 212V213H39ZM54 212V213H53ZM55 212L58 214V215H56L55 214ZM59 212V213H58ZM68 212V213H67ZM90 212V213H89ZM104 214V212H105V215H103L102 213ZM115 212V213H114ZM138 212H139V214H138ZM140 212H142V213H140ZM146 212V213H145ZM191 212H193L194 213V216H193V213H191ZM201 212H204L203 214L201 213ZM210 214H209V213ZM215 212V214L213 215H211V213H214ZM223 212H224V214H223ZM235 212V213H234ZM250 212H253V214L252 213H250ZM257 212V213H256ZM262 212V213H261ZM3 213H6V215H4ZM16 215H15V214ZM43 214V216H42V214H41V218L39 217V214ZM44 213H45V215H44ZM46 213L48 214V217H47V215H46ZM66 213V215H64ZM72 213V214H71ZM94 213H95V215H94ZM98 213H101L102 214V216H100V215H98V217H101L102 219H100L99 218V220L98 221H96L95 219L97 218V217H95L96 216V214H98ZM111 213H113V214H115L116 216H117V219H116V217H114L113 218V214H111ZM155 213V214H154ZM157 213H158V215H157ZM191 213V214H190ZM242 213V214H241ZM11 214V215H10ZM49 214H54L55 216L54 217H52V216H50ZM70 214L73 216H71L72 217V219H71V217L69 218V216H70ZM86 214V217L84 216ZM107 214H109V215H107ZM136 214V215H135ZM144 214H146V215H144ZM148 214H150V215H148ZM155 216H153V215ZM188 216H187V215ZM199 214H201V215H199ZM209 216H208V215ZM217 214V215H216ZM240 214V215H239ZM260 214V215H259ZM17 215H19V216H17ZM64 215V216H63ZM69 215V216H68ZM77 217H76V216ZM110 215H111V217H110ZM113 215V216H112ZM126 215H127V217H126ZM135 217H134V216ZM139 215H141V216H139ZM144 215V216H143ZM191 215V216H190ZM211 215V216H210ZM223 217H226V221H225V218H223ZM227 215V216H226ZM235 217H234V216ZM251 215H252V217H251ZM262 215V216H261ZM20 217L19 218V220L16 218V217ZM46 216V217H45ZM59 216V219H60V217L61 216H63V217H67L68 219L67 220H65V218H63V217H61V219L63 220L62 222L63 223H60L59 221H58V217ZM91 216V217H90ZM94 216V217H93ZM104 216V217H103ZM105 216H107L106 218H105ZM124 216H125V218H124ZM131 216H133L132 218H135V219H133V221H132V218H129V217H131ZM142 216H143V219L144 220H147V221H145V222H143L144 220L142 219ZM197 216V217H196ZM200 216V217H199ZM216 216H218V217H216ZM230 216H232V218L230 217ZM238 216V217H237ZM248 216V217H247ZM256 218H255V217ZM260 218H259V217ZM51 217V218H50ZM56 217V221L59 223V224H61V225H59V224H56L57 222L55 221V220H53L54 218ZM75 217V218H74ZM80 217V218H79ZM82 217L85 219V222H87V220H86V218L88 217V218H90L91 220H89L90 221V223H89V221H88V223L90 224L89 226V229H91V231L90 230H88V231H90V232H88L87 230H86V232H85V230H82V229H84V227H82V226H85V229L86 228H88L87 227V224H85L84 223V221H83V219H82ZM95 218V219H93V218ZM141 217V218H140ZM172 217V218H171ZM189 217V218H188ZM194 217V218H193ZM202 217V218H201ZM242 217H243V220L244 221H242L241 219H242ZM246 217V218H245ZM254 217V218H253ZM262 217V218H261ZM7 218H8V222H7ZM40 219V221H39V219ZM42 218H46L45 220L48 222V218L49 219H52L53 221L52 222H54L53 224L56 226H58L59 228H60V230H61V232L60 231H58L59 230V228L58 227H56V229H58V230H55V233L54 234H52L51 232V230L52 229H50L49 228V226H50V223L49 224H46V222H45V220H43ZM110 218H112L111 220H110ZM128 220H127V219ZM146 218V219H145ZM192 218H193V220H192ZM195 218H198L197 220H195ZM206 220H205V219ZM223 218V219H222ZM248 218V219H247ZM250 218V219H249ZM17 219V220H16ZM23 219V220H22ZM42 219V220H41ZM60 219V220H61ZM77 219V220H76ZM79 219H82V221L81 220H79ZM117 220L116 222H114L115 220ZM124 219V220H123ZM132 221H130V220ZM142 221H141V220ZM150 219V220H149ZM153 219V220H152ZM183 219L185 220V221H183ZM188 219V220H187ZM202 219V220H201ZM231 219V220H230ZM239 219V220H238ZM252 219V220H251ZM6 220V221H5ZM72 220H76V222L75 221H72ZM81 221V222H79V221ZM101 220V221H100ZM108 222H112V223H114V224H111V223H107V221ZM120 220V221H119ZM139 220V221H138ZM172 220V221H171ZM194 220H195V223H194ZM215 220V221H214ZM221 220V221H220ZM230 220V221H229ZM234 220L236 221V222H234ZM239 222H238V221ZM249 220V221H248ZM251 220V221H250ZM5 221V222H4ZM22 221H25V223H27L28 225V227L26 226V225H24L25 223H23ZM37 221H39L43 226H44V223H45V227L44 228H42V230L44 229V231H46V233L44 232V231H42V230H39L40 232H44V233H42V234H45L44 235V237H42V236H39V231H36V232H38V234L36 233V235H34V231L35 230H37L38 229V227H40L41 225H38V224H40L39 222H37ZM42 221H44V223L42 222ZM51 221V220H50ZM104 221L106 222L105 224H104ZM125 221V222H124ZM127 221H129V223L127 222ZM135 221H136V223H135ZM148 221L150 222V223H148ZM159 221L161 222V223H159ZM164 221V222H163ZM198 221V222H197ZM202 221V222H201ZM8 223V225H7V223ZM19 222H20V224L21 223H23L22 224V226H25V227H27L26 228V232H25V234H24V232L22 231V230H25V228L23 227V229H22V226H19L20 224H19ZM52 222H51V224H52ZM66 224H65V223ZM70 222V223H69ZM71 222H73V224H74V222L75 223H77V224H79V223H81L80 225H79V227L80 228H82L81 230L86 234L87 233V235H89V237L88 236H86L84 233V237L82 236L81 237V234L82 233H80V229H79V227H76V226H78V225H76L75 224V227H73V224H71ZM96 222V224H94ZM120 222H123V224L122 223H120ZM142 222V223H141ZM187 222V223H186ZM200 222V223H199ZM254 222V224H252ZM2 223H6L5 225H3ZM14 223H15V225L17 224L19 227H21V229L19 228V227H17V225H16V228H18L17 229V231H18V233H20V235H21V233L23 234V236L21 235V236H19L18 237V233H17V231H16V229H15V231H16V236L12 233V232H15L14 231ZM98 223H99V226H102V224H100V223H103V226L102 227H99V229L100 230H98V232H97V229H96V227H95V225L97 226L98 225ZM117 223V224H116ZM138 223V224H137ZM139 223H141V224H139ZM147 223H148V225H147ZM190 223V224H189ZM194 223V224H193ZM198 223V225H196ZM203 223V224H202ZM204 223H208V224H204ZM210 223V224H209ZM227 223V224H226ZM263 223V224H262ZM30 224V225H29ZM67 224H69V225H71V226H69V225H67ZM82 224H85V225H82ZM93 224H94V226H93ZM106 224H107V226H106ZM122 225V229L120 228V225ZM126 224V225H125ZM128 224V225H127ZM129 224H130V226H129ZM135 225V227L136 228H134V230L135 231H132V225ZM145 224V226H143ZM162 224V225H161ZM199 224H202V225H199ZM244 224H245V227H244ZM252 224V225H251ZM49 225V226H48ZM54 225H51V228H53V230L55 229L54 227ZM66 226L67 225V227H71V228H66V227H60V226ZM105 225V226H104ZM115 226V228H117L116 230H114L115 228L113 227H110V226ZM170 227H169V226ZM174 225V226H173ZM186 225H188L187 227H186ZM191 225V226H190ZM193 225V226H192ZM233 225H236V227L234 226V228H233ZM241 227H239V226ZM242 225V226H241ZM10 226H11V224H10ZM43 226H41V227H43ZM52 226H54V227H52ZM91 226H93V228L95 229V231L93 230V228H91ZM118 226H119V228H118ZM128 226V227H127ZM138 226V227H137ZM147 226V227H146ZM148 226H149V228H148ZM151 226V227H150ZM157 226V227H156ZM250 226V227H249ZM256 226V227H255ZM32 227V228H31ZM47 227L50 229H47ZM104 227V229H105V231H103L101 228H103ZM109 227V228H108ZM130 227V228H129ZM160 227V228H159ZM194 227V228H193ZM238 227V228H237ZM243 227V228H242ZM260 227V228H259ZM30 228V229H29ZM74 228V229H73ZM79 230H78V229ZM98 228V227H97ZM108 228V230H110V232L109 231H107L106 229ZM127 228H129V230L127 229ZM154 228H157V229H155L154 230ZM222 228V229H221ZM235 228H237L236 230H235ZM246 228V229H245ZM249 230H248V229ZM10 229V230H9ZM32 229V230H31ZM49 230V231H51V232H48L47 230ZM69 229H72V232H71V230H69ZM75 229H77V231H75ZM111 229H112V231H115L114 233L111 231ZM129 231V234H128V231ZM149 229V230H148ZM173 229V230H172ZM175 229V230H174ZM185 229V230H184ZM243 229H245V230H243ZM19 230H20V232H19ZM27 230H28V232H27ZM103 231V234H105V236H102L101 235V233H102V231ZM123 230H126L127 232H125L124 231V233L122 232ZM157 230H159L158 232H157ZM162 230V231H161ZM167 230H168V232H167ZM205 230V231H204ZM241 230V231H240ZM248 230V231H247ZM22 231V232H21ZM33 231V232H32ZM60 232V233H58V232ZM92 231H94V232H96V233H94V232H92ZM99 231H101V233H100V235H97V234H99ZM109 232L108 234V236H107V233H104V232ZM122 232V233H119V232ZM133 232V233H131V232ZM149 231V232H148ZM166 231V232H165ZM237 231V232H236ZM57 232V233H56ZM69 232V233H68ZM77 232H79V233H77ZM138 232V233H137ZM143 232V233H142ZM184 232H185V234H184ZM203 232V234H202V236H200L201 235V233ZM209 232V233H208ZM252 232V233H251ZM27 233H28V235H27ZM68 233V234H67ZM92 233H94V234H92ZM113 235H111V234ZM116 233H118L119 234V236L117 235L116 236ZM135 233L137 234V236L135 235ZM145 233H146V235H145ZM197 233V234H196ZM226 233V234H225ZM12 234V236H10V237H12V238H15L16 237V239H12V238H9L8 236L9 235H11ZM32 234V235H31ZM41 234V233H40ZM41 234V235H42ZM71 234H75V235H71ZM76 234H78L79 235V237L76 235ZM82 234V235H83ZM90 234H92V235H95L96 234V238H95V236H93L92 237V235H90ZM120 234H122V235H124V236H122V235H120ZM127 234H128V236H127ZM133 234H134V238H132L133 237ZM141 234V235H140ZM143 234V235H142ZM154 234V235H153ZM196 236V237H194V235ZM249 234H250V236H249ZM258 234V235H257ZM3 235H5L6 236V238L5 237H3ZM8 235V236H7ZM13 235L15 236V237H13ZM34 235V236H33ZM48 235H49V237H48ZM111 235V238L109 237ZM213 237H212V236ZM27 236V238H25ZM29 236V237H28ZM30 236H31V238L32 239H34V237H35V241L34 240H32V239H29L30 238ZM38 236V238H36ZM58 236V237H57ZM75 236H76V238L78 239H76L75 238ZM98 236H99V238H98ZM107 236V237H106ZM130 236V238H129V240H128V237ZM150 236V237H149ZM153 236V237H152ZM170 236V237H169ZM205 236H208V237H205ZM210 236V237H209ZM245 236H246V238H245ZM259 236V237H258ZM3 237V238H2ZM22 237H24L22 240H21V238ZM40 237H42V238H40ZM45 237H47V239L48 240H50L51 238V241H53V240H55L54 241V243L56 242V241H58L57 242V245L59 246H57V245H55L54 243H52L51 241V243L50 244H54L53 246H51L50 247V249H53V247H54V249H53V251L56 253V251H58L59 252V254H58V252L56 253V254H58L57 256H56V254L54 255L53 254V252H52V250H50V249H48L49 247H47L46 245H50V244H48L49 242L48 241H46V243H44L45 242V240H47ZM51 237V238H50ZM58 239H56V238ZM65 237V238H64ZM72 237H74V239L72 238ZM81 237V238H80ZM103 237L105 238V239H103ZM112 237H115V238H112ZM122 237V238H121ZM125 237V238H124ZM138 237H139V239L141 238V241L138 239ZM144 237V238H143ZM159 237V238H158ZM168 237V239H165V238H167ZM184 237V238H183ZM186 237V238H185ZM8 238V240H10V241H8V240H6ZM55 238V239H54ZM61 238V239H60ZM67 238L68 239H70L71 238V240H67ZM79 238L82 240L81 241V243H80V241H79ZM92 238V239H91ZM93 238H95V239H93ZM148 238V239H147ZM204 238V239H203ZM210 238L212 239V241L210 240ZM225 238H226V240H225ZM228 238V239H227ZM230 238V239H229ZM12 239V240H11ZM24 239L26 240V239H28L27 241H26V243H27V245H26V243H25V241H24ZM37 239H42V241H40V240H38L37 241ZM76 242H78L79 241V243L80 244H76L75 242H72L73 240ZM84 239H85V242H83L84 241ZM90 239V240H89ZM107 239V242L106 241H104V240H106ZM108 239H111V241H109ZM112 239H114V240H112ZM120 240V241H118L117 243H115L117 240ZM133 239V240H132ZM146 239V240H145ZM165 239V240H164ZM250 239V240H249ZM15 240V241H14ZM31 240V241H30ZM89 240V241H88ZM99 240V241H98ZM100 240H101V243H102V240H103V242H105V243H103V245L100 243H98V242H100ZM123 240H124V243H123ZM128 240V241H127ZM131 240V241H130ZM142 240H143V242H142ZM144 240H145V242H144ZM159 240V241H158ZM180 240V241H179ZM229 240V241H228ZM239 240H240V242H239ZM247 240V241H246ZM254 240V241H253ZM9 243H11V244H13V243H15V244H17L16 242H18V241H20V242H18V245H19V247L18 246H15L14 244L13 245H11V244H9ZM21 241H24V243L22 242V244L23 245H21V244H19V243H21ZM28 241H30V242H28ZM36 243H40V244H38L37 246L39 247V249L36 247L35 248V246L36 245H34L33 243L34 242ZM64 241H66V242H68V243H66V242H64ZM109 241V242H108ZM114 241V242H113ZM125 241H126V243H125ZM132 242V243H130V242ZM135 241V242H134ZM156 241V242H155ZM183 241V242H182ZM225 241V242H224ZM238 241V242H237ZM32 242V246L29 244V243H31ZM111 242V244H109ZM120 242H121V244H120ZM153 242V243H152ZM160 242V243H159ZM199 242V243H198ZM261 242V243H260ZM44 243V244H43ZM61 243V245H62V247H63V249L61 248V245H59ZM71 243V244H70ZM73 243H74V245H73ZM88 243V244H87ZM91 243V244H90ZM92 243H93V246H92ZM97 245H95V244ZM109 244V245H107V244ZM115 243V244H114ZM127 243H129V244H127ZM133 243H135V244H133ZM167 243V244H166ZM231 243V244H230ZM239 243V244H238ZM248 245H247V244ZM6 244V245H5ZM8 244V245H7ZM43 244V245H42ZM83 244H85V245H83ZM86 244H87V247H86V249H87V251L85 250L84 251V249H85V246H86ZM119 246V244H120V246L118 247L117 245ZM125 244V245H124ZM162 244V245H161ZM242 244H243V248H245V249H243L242 248ZM25 245V246H24ZM43 247H42V246ZM84 246V248H83V246ZM90 245V246H89ZM105 245H107L106 247H104V249H102L103 248V246H105ZM134 245V246H133ZM138 245H139V247H138ZM153 245V246H152ZM164 245V246H163ZM182 245V246H181ZM214 245V246H213ZM9 247V246H15L14 247V249L11 247V249H13L12 251H15V252H12L11 250H8L9 248H7V247ZM20 246H22L21 248H23V246L25 247V248H27L25 251H24V249H20ZM27 246V247H26ZM28 246L30 247L29 249H28ZM89 246V247H88ZM94 246H96V247H98L99 249H100V252H99V250L97 251V249H96V247H95V249L96 250H94ZM100 246H101V248H100ZM125 246H127L125 249H123ZM136 246L138 247L137 249H136ZM169 246V247H168ZM210 246H211V248H210ZM5 247H6V249H5ZM18 247V250L20 249V250H22V252L20 253L18 250H16L15 248H17ZM42 247V248H41ZM45 247H47V249L45 248ZM56 247H57V249H56ZM90 247H93V249L91 250V248ZM116 247H118V248H116ZM128 247H130V248H128ZM159 247V248H158ZM183 247V248H182ZM185 247V248H184ZM195 247V248H194ZM196 247H197V249H196ZM209 247V248H208ZM223 247V248H222ZM249 248V250H248V248ZM257 247H259V248H257ZM43 249L42 250V252L46 249L47 250V252L50 250L51 251V253L53 254V256H54V259L52 258V255H50L51 253H49L48 254V256L50 255L51 256V258L49 257H47V253L46 252H43V253H45L46 254V257H45V260H44V257H42V256H44L43 255V253L42 252H40V253H37L36 254V252H38V251H40L41 249ZM58 248H61V249H58ZM83 249V250H78V249ZM107 248V249H106ZM112 248H114V250L112 249ZM116 248V249H115ZM34 249H36V252H34L35 250ZM38 249V250H37ZM56 249V250H55ZM74 250L73 252L71 251V250ZM75 249H76V254H75ZM91 251H93L94 250V252H96V253H93V252H91ZM119 249V250H118ZM132 249H135V250H132ZM142 249V250H141ZM146 249V250H145ZM225 249V250H224ZM232 249V250H231ZM255 249V250H254ZM5 250H7V252H5ZM64 250V251H63ZM122 250H125V252L124 251H122ZM129 250H130V253H129ZM9 251H11L12 253H10ZM16 251L18 252V254L16 253ZM24 251V252H23ZM63 251V252H62ZM77 251H79V253H83V251H84V253H83V258H79L80 257V255L81 254H79L78 256V258H77V254H78V252ZM112 252V254H111V252ZM116 251H118V252H116ZM120 251V252H119ZM136 251V252H135ZM158 251V252H157ZM211 251V252H210ZM224 251V252H223ZM66 252V253H65ZM89 252V253H88ZM106 252H107V254L108 253H110L109 255H107L106 254ZM114 252H116L115 254L116 255H114ZM122 252V253H121ZM155 252V253H154ZM186 252V253H185ZM17 254V256L15 257L14 256V254ZM25 253V254H24ZM73 253L75 254V255H73ZM89 254L88 256H85L84 257V255H86V254ZM202 253V254H201ZM207 253V254H206ZM248 253V255H246V254ZM23 254H24V256H23ZM33 254H36V256L38 255L39 256V260L37 259V257L34 255L33 256ZM40 254V255H39ZM65 254H69L68 256L66 255L65 256ZM90 254H92V255H90ZM124 254H126V255H124ZM129 254H130V256H129ZM132 254L135 256V254H137L136 256H138V257H134V256H132ZM142 254V255H141ZM147 254V255H146ZM159 254V255H158ZM212 254V255H211ZM253 254V255H252ZM42 255V256H41ZM113 256L114 257V259H113V257H111V256ZM121 255V256H120ZM122 255H124L123 257H122ZM141 255V256H140ZM151 255V256H150ZM18 256H22L21 257V259H20V257H18ZM41 256V257H40ZM61 256V257H60ZM104 256V257H103ZM110 256V257H109ZM120 256V257H119ZM126 256V257H125ZM60 259H59V258ZM88 257V258H87ZM107 257H109L110 258V260H109V258H107ZM130 257H132L131 259H130ZM142 257V258H141ZM147 257V258H146ZM155 257V258H154ZM218 257V259H216ZM14 258H17V259H14ZM30 258H32V259H30ZM43 258V261L41 262V259ZM48 259V261H47V259ZM62 258H65V259H62ZM86 258L87 259H89L88 261H86ZM102 258V259H101ZM134 258V259H133ZM178 258H180V259H178ZM11 259V260H10ZM31 260V261H29V260ZM49 259H53L52 261L51 260H49ZM59 259V260H58ZM67 259V263H66V261L64 262L63 260H66ZM72 259H74V260H72ZM80 259V260H79ZM96 259V260H95ZM101 259V260H100ZM144 259H145V261H144ZM149 259V260H148ZM164 259V260H163ZM229 259V260H228ZM249 259H251L252 261L250 262V263H247L248 261H250ZM4 260H7V261H5L4 262ZM32 260H33V262H32ZM72 260V262H70ZM75 260H79L78 262L77 261H75ZM93 260V261H92ZM98 260V261H97ZM114 260V262L113 263H111L112 261ZM115 260H117V263H116V261ZM122 260V261H121ZM130 260V261H129ZM224 260V261H223ZM17 261V262H16ZM47 261V262H46ZM75 261V262H74ZM106 261L104 262V264H109V263H106ZM129 261V262H128ZM135 263H134V262ZM138 261V262H137ZM29 262V263H28ZM35 262V263H34ZM61 262V263H62ZM253 262V263H252ZM14 263H12V264H14ZM23 263V261H22V264H24ZM60 262H59V264H61ZM89 263V264H90ZM0 264H1V262H0ZM51 264V263H50ZM52 264H54V263H52Z\"/></svg>","mask_w":264,"mask_h":264},{"label":"bare ground","instance_id":"bare-ground-1","mask_svg":"<svg viewBox=\"0 0 264 264\" xmlns=\"http://www.w3.org/2000/svg\"><path fill=\"white\" fill-rule=\"evenodd\" d=\"M25 1H26V0H25ZM30 1H31V0H30ZM30 1H29V2H30ZM34 1H35V0H34ZM37 1H38V0H37ZM39 1H41V0H39ZM46 1H47V0H46ZM50 1H51V0H50ZM60 1H61V0H60ZM64 1H66V0H64ZM64 1H62V2L64 3ZM68 1H69V0H68ZM70 1H72V0H70ZM70 1H69L68 3H66L67 6H68V4L70 5V3H71V5H72V2H75L74 0H73L72 2H70ZM82 1H83V0H82ZM82 1H81V5L83 4ZM88 1H89V0H87V2H88ZM100 1H101V0H100ZM108 1H109V0H108ZM141 1H142L143 3H145L147 0H145V1L140 0V3H141ZM150 1H151V0H148V2H150ZM153 1H154V0H153ZM161 1H162V0H161ZM179 1H180V0H179ZM184 1H185V0H184ZM193 1H194V0H193ZM199 1H200V0H199ZM210 1H211V4H212L213 1H212V0H210ZM222 1H224V0H221V2H222ZM226 1H227V0H226ZM228 1H229V0H228ZM231 1H232V0H231ZM238 1H239V0H238ZM238 1H235V2H238ZM248 1H249V0H248ZM20 2H21V1H20ZM22 2H24V0H23ZM47 2H48V1H47ZM57 2H59V1H57ZM62 2H60L59 5H58V3H57V7H55L56 4H55V5L53 4V6H52L51 9H53V7L58 8V6H60V4H63ZM66 2H67V1H66ZM79 2H80V0H79ZM90 2H91V1H90ZM98 2H99V1H97V2H95V3L97 4ZM102 2H103V0H102ZM113 2H114V1H113ZM115 2H116V1H115ZM118 2H119V0H118ZM125 2H126V1H125ZM167 2H168V1H167ZM169 2H170V1H169ZM171 2H172V1H171ZM173 2H174V1H173ZM173 2H172V4H173ZM181 2H182V0H181ZM185 2H186V1H185ZM201 2H202V1H201ZM204 2L207 3V1H204ZM204 2H202V3H204ZM217 2H219V1H217ZM221 2H220V3H221ZM235 2H234V5H236ZM259 2H260V1H259ZM26 3H27V1H26ZM30 3H32V2H30ZM33 3H37V2L35 1V2H33ZM38 3H39V2H38ZM38 3H37V4H38ZM40 3H41V2H40ZM50 3H51V2H50ZM75 3H77V2H75ZM91 3H93V1H92ZM106 3H109V2H106ZM126 3H127V2H126ZM140 3H139V4H140ZM143 3H142V4H143ZM157 3H158V1H157ZM182 3H183V2H182ZM187 3H188V2H187ZM191 3H193V2L191 1ZM202 3H199V5L202 6V5H201ZM13 4H14V3H13ZM17 4H18V3H17ZM17 4H16V5H17ZM77 4H78V3H77ZM84 4H85V3H84ZM96 4H95V5H96ZM100 4H101V3H99V6H101ZM116 4H117V3H116ZM142 4H141V5H142ZM149 4H150V3H146V7H147V5H149ZM161 4H162V2H161ZM169 4H171V3H169ZM176 4H177V3H175L174 5H176ZM183 4H184V3H183ZM218 4H219V3H218ZM226 4H227V2H226ZM231 4H232V3H231ZM249 4H250V2H249ZM11 5H12V3H11ZM14 5H15V4H14ZM19 5H20V4H19ZM31 5H32V6H33V5L35 6V4H31ZM66 5H65V6H66ZM81 5L78 4L77 6L79 7V6H81ZM97 5H98V4H97ZM106 5H107V4H105V6H106ZM121 5H122V4H121ZM141 5H140V6H141ZM151 5H152V4H151ZM153 5H154V7H155V6H157L158 4L155 5V4L153 3ZM164 5H165V4H164ZM167 5H168V4H166V6H167ZM178 5L180 6V3H178ZM178 5H177V6H178ZM221 5L223 6L222 3H221ZM221 5H220V6H221ZM259 5H261V4H259ZM263 5H264V4H263ZM12 6H13V5H12ZM32 6H30V7H32ZM34 6H33V7H34ZM36 6L38 7V5H36ZM39 6H41V5H39ZM47 6H48V5H47ZM62 6H63V5H62ZM62 6H60V7H62ZM65 6H64V7H65ZM73 6H74V9H75L76 4H73ZM99 6H97V7H99ZM103 6H104V5H103ZM112 6H113V5H112ZM116 6H117V5H116ZM118 6H119V5H118ZM143 6H145V5H143ZM158 6H159V5H158ZM161 6H162V5H161ZM170 6L172 7L173 5H170ZM185 6H186V4H185ZM185 6H183V7L185 8ZM189 6H191V5H188V7H189ZM196 6H197V5H196ZM204 6H205V4H204ZM209 6H210V5H209ZM224 6H226L225 3H224ZM45 7H46V6H45ZM60 7H59V8H60ZM64 7H63V8H64ZM71 7H72V6H71ZM78 7H76V8H78ZM81 7H82V6H81ZM87 7H88V4H87ZM87 7H86V8H87ZM91 7H93V4H92ZM97 7H96V8H97ZM108 7H111V6H108ZM119 7H120V6H119ZM119 7H117V8H119ZM127 7H128V6H127ZM146 7H145V8H146ZM149 7H150V6H149ZM154 7H153V8H154ZM167 7H168V6H167ZM173 7L175 8V6H173ZM183 7L181 6V9H182ZM186 7H187V6H186ZM202 7H203V6H202ZM202 7H200V8H202ZM205 7H206V6H205ZM207 7H208V5H207ZM217 7H218V6H217ZM229 7H230V6H229ZM231 7H232V6H231ZM250 7H251V6H250ZM38 8H40V7H38ZM38 8H36V10H37ZM46 8H48V7H46ZM55 8H54V9H55ZM66 8H68V7H66ZM66 8H64V9H66ZM72 8H73V7H72ZM79 8H80V7H79ZM79 8H78V10H79ZM84 8H85V7H84ZM84 8H83V9H84ZM86 8H85V9H86ZM106 8H107V7H106ZM114 8H115V5H114ZM117 8H115V9H117ZM124 8H125V7H124ZM176 8H177V7H176ZM184 8H183V9H184ZM197 8H199V7H197ZM200 8H199V9H200ZM203 8H204V7H203ZM213 8H214V7H213ZM222 8H223V7H222ZM222 8H221V9H222ZM238 8H239V3H238ZM252 8H253V7H252ZM254 8H256V7H254ZM30 9H31V8H30ZM33 9H34V8H33ZM40 9H41V8H40ZM61 9H62V8H60V10H61ZM83 9L80 8V11L83 10ZM93 9H95V6L93 7ZM97 9H99V8H97ZM112 9H113V8H112ZM121 9H122V8H120V10H121ZM127 9H128V8H127ZM151 9H152V7H151ZM151 9L149 8V10H151ZM158 9H159V7H158ZM172 9H173V8H172ZM172 9H171V10H172ZM188 9H189V8H188ZM216 9H217V8H216ZM231 9H234V8H229V10H231ZM236 9H237V8H236ZM239 9H241V8H239ZM242 9H243V8H242ZM43 10H46V11H47V9H44V8H43ZM48 10L51 11L50 9H48ZM57 10H58V9H57ZM60 10H59L58 13H60ZM67 10H68V9H67ZM69 10H70V7H69ZM69 10L67 11V13L69 12ZM88 10H89V9H88ZM95 10H96V9H95ZM100 10H102V7H101ZM100 10H99V11H100ZM104 10H105V8H104ZM106 10H107V9H106ZM108 10H110V9L108 8ZM124 10H125V9H124ZM146 10H147V8H146ZM149 10H147V11L149 12ZM155 10H156V9H155ZM165 10H166V9H165ZM171 10H170V11H171ZM178 10H179V9H178ZM201 10H203V9H201ZM201 10H200V11H201ZM204 10H205V9H204ZM204 10H203V11H204ZM209 10H210V9H209ZM213 10H214V9H213ZM227 10H228V8H227ZM229 10H228V12L230 13L231 11H229ZM237 10H238V9H237ZM256 10H257V9H256ZM30 11H31V12H30ZM33 11H34V13H35V9H34ZM41 11H42V9H41ZM46 11H44L45 14H46ZM53 11H54V10H53ZM70 11H71V10H70ZM72 11H74V10H72ZM75 11H76V10H75ZM75 11H74V14L76 15L75 19H76L77 17H79L80 15L85 14V13H83V12H85V10H84V11H81L82 14H80V11H79V13H78V11H76V12H77V14H76ZM96 11H97V10H96ZM112 11H113V10H112ZM143 11H144V10H143ZM152 11H153V9H152ZM157 11H158V10H157ZM163 11H164V8H163L162 12H163ZM168 11H169V10H168ZM175 11H177V10H175ZM182 11H183V10H182ZM182 11H179V13H183ZM190 11H191V10H190ZM224 11H225V7H224ZM238 11H239V10H238ZM258 11H259V8H258ZM29 12H30V14H33V13H32V10H29ZM37 12H38V10H37ZM44 12H43V13H44ZM47 12H48V11H47ZM51 12H52V11H51ZM51 12H50V13H51ZM62 12L65 13L66 10H65V11H62ZM92 12H94V11H92ZM101 12H102V11H101ZM117 12H118V10H117ZM117 12H116V13H117ZM124 12H125V11H124ZM126 12H127V11H126ZM148 12L145 11V14H146V13L148 14ZM201 12H202V11H201ZM215 12H216V11H215ZM215 12L213 11V14H212L213 16H214V13H215ZM226 12H227V11H225V13H226ZM234 12H235V11H234ZM242 12H243V11H242ZM244 12H246L245 9H244ZM247 12H248V14H249V13H250V10L247 11ZM18 13H19V12H18ZM58 13H57V14H58ZM89 13H90V12H89ZM103 13H108V12H107V11H106V12L103 11ZM110 13H111V11H110ZM113 13H114V12H113ZM113 13H112V15H113ZM120 13H121V12H120ZM120 13L118 12V14H120ZM152 13H153V12H152ZM154 13H155V12H154ZM157 13H159V12H156L155 14H157ZM164 13H165V12H164ZM164 13H163V14H164ZM192 13H193V12H192ZM204 13H206V12H204ZM204 13H203V14H204ZM209 13H210V12H209ZM209 13H207L206 15H208ZM218 13H219V12H218ZM218 13H217V14H218ZM222 13L224 14V12L221 11V14H220L219 18L221 17V15L223 16ZM231 13H233V11H232ZM240 13H241V11H240ZM240 13H239V15H240ZM254 13H255V12H254ZM256 13H257V12H256ZM261 13H263V12L261 11ZM19 14H20V13H19ZM40 14H41V12H40V13L38 12L37 15H40ZM48 14H49V12H48ZM53 14H54V13H53ZM53 14H52V15H53ZM71 14H73V13H71ZM74 14H73V16H74ZM86 14H88V13L86 12ZM86 14L83 15L84 17H83V16H82V17L85 18V16H87ZM91 14H92V13H91ZM91 14H89L90 20H91V16H90ZM98 14H99V12H98ZM98 14L96 13V16H97ZM100 14H101V13H100ZM128 14H129V13H128ZM145 14H144V15H145ZM163 14H162V15H163ZM170 14H171V13H170ZM170 14H169V15H170ZM175 14H176V13H175ZM175 14H174V17H175ZM186 14H187V13H186ZM188 14H189V13H188ZM233 14H234V13H233ZM233 14H232V15H233ZM236 14H237V13H236ZM248 14H247V15H248ZM257 14H259V12H258ZM263 14H264V13H263ZM34 15H35V14H34ZM46 15H47V14H46ZM50 15H51V14H50ZM68 15H69V14H68ZM78 15H79V16H78ZM112 15H111V16H112ZM121 15L124 16L123 14H121ZM149 15H151V13H150ZM152 15H153V14H152ZM152 15H151V18H150V16L147 17V19L150 18V19H149V23H151V21H152V20H151V19H152ZM157 15H158V14H157ZM164 15H165V14H164ZM176 15L178 16V13H177ZM193 15H194V14H193ZM199 15H200V14H199ZM250 15H251V13H250ZM253 15H254V14H252L251 17H252ZM259 15H261V14H259ZM20 16H21V15H20ZM20 16H17V17H20ZM25 16L27 17V15H25ZM30 16H31V15H30ZM66 16H67V14H66ZM71 16H72V15H71ZM71 16L69 15L68 17L72 18ZM94 16H95V15H94ZM100 16H101V15H100ZM102 16H103V15H102ZM115 16H117V15H115ZM115 16H114V17H115ZM118 16H120V15H118ZM126 16H127V15H126ZM155 16H156V15H155ZM171 16H172V15H171ZM180 16H181V15H180ZM183 16H185V15H183ZM186 16H187V15H186ZM189 16H190V15H189ZM213 16H212V17H213ZM215 16H216V14H215ZM224 16H226V14H224ZM227 16H228V19H227V20H229V18L231 17L230 14L227 15ZM227 16H226V18H227ZM229 16H230V17H229ZM248 16H249V15H248ZM0 17H2V16H0ZM6 17H7V16H6ZM15 17H16V16H15ZM28 17H29V15H28ZM28 17H27V18H28ZM32 17L34 18L33 15H32ZM39 17H40V16H39ZM42 17H43V15H42ZM63 17H65V15H63L62 17L60 16V18H63ZM68 17H66V18H68ZM98 17H99V16H98ZM98 17H97V18H98ZM120 17H121V16H120ZM127 17H128V16H127ZM145 17H146V16H145ZM153 17H154V15H153ZM156 17H157V16H156ZM156 17H154V19H155ZM161 17H163V16H161ZM161 17H160V18H161ZM164 17H165V16H164ZM174 17H172V18H174ZM190 17H191V16H190ZM193 17H194V16H192L190 19L193 20V19H192ZM201 17H203V15H202ZM216 17H218V16H216ZM232 17L234 18V16H232ZM251 17H250V18H251ZM253 17H254V16H253ZM253 17H252V18H253ZM258 17H260V16H258ZM3 18H4V17H3ZM3 18H1V19H3ZM7 18L10 19L9 17H7ZM29 18H30V20H31V17H29ZM43 18H44V17H43ZM45 18L48 19L47 16H45ZM54 18H55V17H54ZM73 18H74V17H73ZM73 18H72V19H73ZM79 18H80V17H79ZM79 18H78V19H79ZM83 18H82V20H83ZM87 18H88V17H87ZM94 18L96 19V17H94ZM112 18H113V17H112ZM117 18H118V17H117ZM117 18H116V19H117ZM142 18H143V16H142ZM157 18H158V17H157ZM169 18H170V17H169ZM178 18H179V17H178ZM195 18H196V17H195ZM222 18H223V17H222ZM222 18H221L220 20H223ZM233 18H231V20H232ZM235 18H236V16H235ZM235 18H234V20L238 19V18H236V19H235ZM256 18H257V17H256ZM261 18L263 19V17H261ZM63 19H64V18H63ZM63 19H62V21H61V22H62V23H61V26H62V27H63ZM78 19H76V21H77ZM95 19H93V17H92V20L90 21V23H91L92 21H95ZM121 19H123V18L121 17L120 20H121ZM139 19H140V18H139ZM145 19H146V18H145ZM145 19H144V20H145ZM154 19H153V20H154ZM175 19H176V17H175ZM183 19H184V18H183ZM186 19H187V17H186ZM213 19H214V18H213ZM253 19H255V18H253ZM253 19H252V20H253ZM258 19H260V18H258ZM258 19H257V20H258ZM6 20H7V19H6ZM45 20H46V19H45ZM57 20H59V18H58ZM69 20H71V19H69ZM69 20H68V21H69ZM73 20H74V19H73ZM82 20H81V18H80V20H78V22H80V23L82 22V23H83L84 20H83V21H82ZM101 20H102V19H101ZM101 20H99V21L101 22ZM104 20H106V18H105ZM107 20H108V19H107ZM107 20H106V21H107ZM113 20H115V19H113ZM157 20H158V19H157ZM162 20H163V18H162ZM170 20H172V19H170ZM177 20H178V19H177ZM177 20H176V23H177V22H180V21H177ZM188 20H189V18H188ZM194 20L196 21V19H194ZM220 20H219V21H220ZM231 20L229 21V23L231 22ZM238 20H239V19H238ZM238 20H237V21H238ZM245 20H246V19H245ZM245 20H244V22H246ZM0 21H2V20H0ZM3 21H4V20H3ZM3 21H2V22H3ZM7 21H8V20H7ZM7 21H6V22H7ZM48 21H49V20H48ZM71 21H72V20H71ZM71 21H69V22H70V25H69V26L67 25V23H65V22H64V23L66 24V26L70 27L71 24H72V22H73V21H72V22H71ZM74 21H75V20H74ZM86 21L88 22L89 19L86 20ZM86 21L84 22V24L87 23ZM110 21H111V20L109 19V22H110ZM115 21H116L115 23H117V20H115ZM124 21H125V20H124ZM146 21H147V20H146ZM158 21H159V20H158ZM166 21H167V20H166ZM185 21H186V20H185ZM185 21H184V23H185ZM199 21H200V20H199ZM208 21H209V20H208ZM224 21H225V20H224ZM249 21H251V19H250ZM9 22H11V21L9 20ZM9 22H8V24H9ZM51 22H53V20H52ZM66 22H67V19H66ZM78 22H76V23L78 24ZM100 22H99V24H100ZM103 22H104V21H103ZM109 22H108V23H109ZM111 22H112V21H111ZM111 22H110V23H111ZM121 22H122V21H121ZM126 22H127V21H126ZM152 22H153V21H152ZM155 22H156V19H155ZM188 22H189V21H188ZM204 22H205V21H204ZM217 22H218V21H217ZM227 22H228V21H227ZM232 22H234V21H232ZM232 22H231V23H232ZM240 22H241V20H240ZM240 22H239L238 24H241ZM244 22H243V19H242V23H243V24H245ZM247 22H248V21H247ZM251 22H252V21H251ZM251 22H250V23H251ZM259 22H260V21H259ZM0 23H1V22H0ZM28 23H29V21H28ZM45 23H46V21H45ZM82 23H81V25L83 26L84 24H82ZM90 23H88V24L90 25ZM112 23L114 24V21H113ZM124 23H125V22H124ZM141 23H142V21H141ZM141 23H140L139 27L136 26L137 29H138V28L140 29V27L142 26ZM145 23H146V22H145ZM145 23H144V24H145ZM153 23H154V22H153ZM168 23H169V22H168ZM180 23H181V22H180ZM180 23H179V24H180ZM182 23H183V20H182ZM195 23H196V22H195ZM198 23H199V22H198ZM198 23H197V24H198ZM202 23H203V21H202ZM202 23L199 24V25L202 26ZM210 23H211V22H210ZM223 23H224V22H223ZM223 23H222V24H223ZM248 23H249V22H248ZM257 23H258V22H257ZM10 24H14V23H10ZM25 24H26V23H25ZM47 24H48V23H47ZM65 24H64V26H65ZM68 24H69V23H68ZM92 24H93V22H92ZM96 24H97V23H96ZM106 24H107V23H106ZM118 24H119V23H118ZM147 24H148V23H147ZM165 24H166V23H165ZM170 24H171V23H170ZM170 24H166V25H167L168 27L172 26V27H170V28H171V31H172V28H173L174 31H176V29H177L176 27L179 26V24H178V25H174V26H173V25H170ZM172 24H173V23H172ZM197 24H196V25H197ZM203 24H204V23H203ZM207 24H208V22H207ZM219 24H221V21L219 22ZM222 24H221V25H222ZM236 24H237V23H236ZM259 24H260V23H259ZM259 24L255 25V26L257 27ZM1 25H2V24H1ZM1 25H0V26H1ZM56 25H57V24H56ZM58 25L60 26V24H58ZM58 25H57V27H54V28H55V29L58 28V30H59L60 27H59ZM75 25H76V24H75ZM75 25H74V26H75ZM79 25H80V24H79ZM85 25H86V24H85ZM85 25H84V27H85ZM94 25H95V23H94ZM100 25H101V24H100ZM104 25H105V24H104ZM107 25H108V24H107ZM107 25H106V26H107ZM114 25H115V24H114ZM114 25H113V26H114ZM121 25H122V24L119 25L120 27H118V29H119V28H122L121 30H123L125 27L123 28V26L121 27ZM151 25H154V24H151ZM151 25L149 24L148 26H151ZM169 25H170V26H169ZM185 25H186V24H185ZM185 25L183 24V26H185ZM215 25H216V23H215ZM225 25H226V24H225ZM246 25H247V23H246L244 26H246ZM261 25H262V24H261ZM3 26L6 27V29H8L9 31H10V29H11V31H12V29H13V28H10L9 25H7V26L2 25V27H3ZM8 26H9V28H8ZM11 26H12V25H11ZM22 26H23V25H22ZM22 26H21V27H22ZM48 26H49V25H47V27H48ZM50 26H51V25H50ZM54 26H55V25H54ZM66 26H65V27H66ZM74 26H71V27H73V30H72V31L70 30V32H69L68 30H66V28H63V29L61 28V29H62L63 31H64V29H65L64 34L66 33V31H67V33H68V32H69V33H72V32L74 31V29H75ZM82 26H80V27H82ZM87 26H88V25H87ZM87 26H86V27H87ZM92 26H93V25H92ZM92 26H91V27L88 26L87 29H92V30H93ZM131 26H132V25H131ZM154 26H156V27H159V26H160V27H161V25H158V26H157L156 24H155ZM175 26H176V27H175ZM180 26H181V25H180ZM180 26H179V27H180ZM191 26H193V25H191ZM197 26H198V25H197ZM208 26H209V24H208ZM211 26H212V25H211ZM216 26H217V25H216ZM216 26H215V28L218 27V26H217V27H216ZM227 26H228V25H227ZM227 26H226V27H227ZM230 26H231V25H230ZM236 26H237V25H236ZM236 26H235V27H236ZM242 26H243V25H242ZM255 26H253V24H251L250 27H252L251 29H253V27H255ZM4 27H3V29H4ZM12 27H20V26H16V24H15V25L12 26ZM21 27H20V29H22ZM23 27H24V26H23ZM25 27H27V26H25ZM52 27H53V26H52ZM71 27H70V28H71ZM78 27H79V26H78ZM80 27H79V29L76 27V28L78 29V31L80 30ZM94 27H96V25H95ZM103 27H105V26H103ZM108 27H109V25H108ZM110 27H112V26L110 25ZM126 27H128V26H126ZM151 27H152V26H151ZM156 27H155V28H156ZM162 27H163V26H162ZM162 27H161V28H162ZM179 27H178V28H179ZM186 27H187V26H186ZM198 27H199V26H198ZM223 27L226 28L224 25H223ZM235 27H234V29H233V27H230V28L233 29V30H231L233 35H234V33H235V32L241 27V25L239 26L238 29H236ZM256 27H255V28H256ZM259 27H260V26H259ZM27 28H28V27H27ZM50 28H51V27H50ZM50 28H48V30H50ZM54 28H53V29H54ZM112 28H114V27H112ZM132 28H133V27H132ZM134 28H135V27H134ZM141 28H142V27H141ZM149 28H150V27H149ZM149 28H147V29H149ZM174 28H176V29H174ZM193 28H194V27H193ZM210 28H211V27H210ZM210 28H209V29H210ZM241 28H242V29H241ZM241 28H240V29H241L240 31L238 30V31L236 32V36H239L238 39L236 40V39L233 37V38H234V43H232V46L229 48V50H228L229 52H227V51L225 50L227 53H229L228 56H227V53L225 54V55L228 57V59H229V57H230V59H231L232 57L235 58V56H234L235 54H236L237 58L240 57V59H241V56L238 57L237 53L239 52L238 54H243V52L240 51V47H238L239 50L236 48L237 44H239L240 42L243 41V40H241V38H243L244 36H240V35L243 34L242 31L245 30V29H244L245 27H244V28L241 27ZM247 28H248V27H247ZM247 28H246V29H247ZM257 28H258V27H257ZM3 29H2V30H3ZM20 29L18 28V30H20ZM24 29H25V28H24ZM33 29H34V28H33ZM33 29H31V30H33ZM36 29H37V28H36ZM55 29H54V30H55ZM95 29H96V28H95ZM139 29H138V30H139ZM143 29H145V27H144ZM150 29H152V28H150ZM165 29H166V28H165ZM167 29H169V28H167ZM167 29H166V30H167ZM202 29H203V27H202ZM226 29H227V28H226ZM226 29H224V30H226ZM235 29H236V30H235ZM4 30H5V29H4ZM22 30H23V29H22ZM25 30H26V29H25ZM25 30H24L23 32H26V33H24V34H27V31L30 30V28H28L27 31H25ZM48 30L46 31L47 33L50 32V31L48 32ZM58 30H57V31H58ZM92 30H91V31H92ZM115 30H117V29H115ZM124 30H125V29H124ZM127 30H128V29H127ZM129 30H131V28H130ZM135 30H136V29H135ZM140 30H141V29H140ZM140 30H139V31H140ZM153 30H154V28H153ZM153 30H152V31H153ZM163 30H164V29H162V31H163ZM166 30H164V31H166ZM181 30H183V29H181ZM194 30H195V29H194ZM205 30H206V29H205ZM215 30H216L215 35L212 36V35L209 34V35L212 36V37H207L206 40H209V39L211 38L210 40H212L213 43L217 40V38L219 37V35L222 33V28H221V27H218V28L215 29ZM234 30H235V31H234ZM254 30H255V29H254ZM261 30H262V29H261ZM11 31H10V32H11ZM35 31H36V30H35ZM63 31L60 32V30H59V32H60L59 34L62 35V34H63ZM78 31H77V32H78ZM136 31H137V30H136ZM136 31H135V32H136ZM141 31H143V30H141ZM144 31H146V29H145ZM150 31H151V30H150ZM150 31H148V33H150ZM158 31H159V30H158ZM171 31H169V33H167V32H168V30H167V31L164 32L163 34H164V35L170 34ZM174 31H172V32H174ZM177 31H178V30H177ZM190 31H191V30H190ZM197 31H198V30H197ZM197 31L195 30V33H197ZM208 31H209V30H208ZM226 31L229 32V30H226ZM231 31H230V32H231ZM233 31H234V33H233ZM245 31L247 32V30H245ZM250 31H251V30L249 29L248 33H249ZM263 31H264V29H263ZM0 32H1V30H0ZM14 32L16 33V32H17V29H16V31L13 30L12 33H14ZM18 32H21V30L18 31ZM18 32H17V33H18ZM28 32H29V31H28ZM31 32H32V31H31ZM31 32H29V33H31ZM36 32H39V31H36ZM36 32H35V33H36ZM53 32H54V31H53ZM53 32L50 33V34H53ZM74 32H75V31H74ZM74 32H73L72 34H74ZM137 32H138V31H137ZM154 32H155V30H154ZM160 32H161V31H160ZM214 32H215V31H214ZM230 32H229V33H230ZM238 32H239V33H238ZM240 32H241V33H240ZM2 33H3V31H2ZM2 33H0V34H2ZM5 33H6V32H5ZM5 33H4V34H5ZM7 33H8V31H7ZM7 33H6V34H7ZM33 33H34V32H33ZM35 33H34V34H35ZM55 33H56V35H59V34H57L58 32L55 31V32H54V35H55ZM67 33L64 35V36H66V39H67V37H68V38H71L72 36H71V37H70V35L67 36ZM89 33H90V32H89ZM102 33H103V32H102ZM110 33H111V32H110ZM110 33H109V34H110ZM114 33H115V32H114ZM126 33H127V31H126ZM148 33H147V34H148ZM151 33H152V32H151ZM158 33H159V32H158ZM175 33L177 34V32H175ZM175 33H174L173 35H175ZM237 33L240 34V35H238ZM248 33H247V35H246V33H245L244 35H246V36L249 37V35H251V34L248 35ZM253 33L255 34V32H253ZM256 33H259V30H258V32H256ZM4 34H3V36L6 37L7 35H4ZM22 34H23V33H22ZM34 34H32V35H34ZM39 34H40V33H39ZM45 34H46V33H45ZM72 34H71V35H72ZM75 34H76V33H75ZM78 34L81 35L82 33H79V32H78ZM78 34H76V35L79 36ZM122 34H124V32H123ZM154 34H155V33H154ZM159 34L162 35V32L159 33ZM171 34H172V33H171ZM197 34H198V37H199V34H201V30H200V33H197ZM259 34H262V35H263L264 33H259ZM10 35H12V34H9V36H10ZM19 35H20V33H19ZM19 35L16 34V36H17L16 38H17V39L19 38ZM35 35H36V37H35ZM35 35H34L33 37L37 38V33H36ZM99 35H102L101 38L104 39V36H105V35H103V34H99ZM107 35H108V33H107ZM107 35H106V36H107ZM110 35H111V34H110ZM114 35H115L114 38H117V37H116V34H112V36H114ZM161 35H160V36H161ZM164 35H162V36H164ZM173 35H168V36H173ZM184 35H185V34H184ZM184 35H183V36H184ZM189 35H190V33H189ZM228 35H229V34H228ZM0 36L2 37V35H0ZM23 36H24V35H23ZM25 36H26V35H25ZM25 36H24V37H25ZM28 36H29V35H28ZM45 36H46V35H45ZM48 36H49V35H48ZM52 36H53V35H52ZM64 36H63V37H64ZM73 36H74V35H73ZM96 36H98V35H96ZM112 36H107V37H112ZM117 36H118V35H117ZM162 36H161V37H162ZM186 36H188V35L186 34ZM191 36H192V35H191ZM201 36H202V35H201ZM224 36H225V35H224ZM246 36H245V39H244V38H243V39L249 41L250 39H249L248 37H246ZM256 36H257V35H256ZM258 36H259V35H258ZM11 37H12V36H10L9 39H10ZM13 37H15L14 34H13ZM21 37H22V36H21ZM21 37H20V38H21ZM50 37H51V35H50ZM56 37H57V36H56ZM61 37H62V36H61ZM63 37H62V38H63ZM85 37H87V36H85ZM88 37H89V36H88ZM125 37H126V36H125ZM133 37H134V36H133ZM165 37H166V36H165ZM225 37L227 38V34H226ZM228 37H229V36H228ZM260 37H261V36H260ZM263 37H264V36H263ZM2 38H3V37H2ZM2 38L0 39V42L3 43L4 41H2ZM7 38H8V37H7ZM7 38H3V39L5 40V39H7ZM16 38H15V39H16ZM46 38H48V37H46ZM46 38H44V39H46ZM76 38H77V37H76ZM97 38H98V39H101V38H99V36H98ZM114 38H113V40H112L113 43H115V42H114V40H115ZM127 38L130 39L129 37H127ZM137 38H138V37H137ZM167 38H170V39H171V37H167ZM167 38H165V39H167ZM180 38H182V36H181ZM180 38H178V40H179ZM208 38H209V39H208ZM220 38H221V40H222L223 37H220ZM250 38H251V36H250ZM11 39H12V38H11ZM17 39H16V41L19 40V39H18V40H17ZM28 39H29V43H31L30 41H33V40H30V39H32V38H30V36L27 37V40H28ZM38 39H39V40H38ZM38 39H37V40H38L39 42H42V41H40L39 36H38ZM42 39H43V38H42ZM44 39H43V40H44ZM53 39H54V41H55V40L57 41L58 38L55 39V37L53 36V38L51 39V41H52ZM59 39H61V38H59ZM66 39L64 38L63 41H65ZM72 39H73V38H72ZM72 39H69V40H72ZM89 39H91V38H89ZM106 39H109V38H106ZM118 39H119V42H120V38H119V36H118ZM133 39H134L133 41L136 40L135 37H134ZM140 39H141V38H140ZM143 39L145 40V38L142 37L141 41H142ZM151 39H152V38H151ZM160 39H161V38L159 37V40H160ZM202 39H203V37H202ZM223 39H224V38H223ZM229 39H232V37H231V38L229 37ZM255 39H256V37H255V38H252V42L255 41V42L259 45V43L257 42L258 39H257V40H255ZM262 39H263V38H262ZM7 40H8V39H7ZM12 40H14V38H13ZM67 40H68V39H67ZM69 40H68V41H69ZM83 40L85 41V38H84ZM87 40H88V39H87ZM87 40H86V41H87ZM96 40H97V39H96ZM96 40H95V41H96ZM124 40L127 41L126 38H124L123 41H124ZM147 40L149 41V39H146L145 41L148 42ZM156 40H157V39H156ZM159 40H158V41H159ZM178 40H177V42H178ZM181 40H182V39H180V41H181ZM232 40H233V39H232ZM232 40H231V41H232ZM253 40H254V41H253ZM259 40L262 41V42H260V43H263V40H264V39L261 40V39L259 38ZM259 40H258V41H259ZM5 41H6V40H5ZM14 41H15V40H14ZM16 41H15V42H16ZM19 41H21V40H19ZM24 41H26V40H24ZM44 41H45V43H46V40H44ZM63 41H61V42H63ZM76 41H79V40H76ZM86 41H85V43H86ZM99 41H101V40H99ZM99 41H97V42H95V43H93V44H94V45L96 44L97 46H99L100 43L102 44V41H101L99 44H97ZM105 41L107 42V40H104V43H106ZM115 41H118V40H115ZM138 41L141 43V41H140L139 39H138ZM169 41H170V40H169ZM212 41H211V43H212ZM228 41H229V40H228ZM15 42H14V43H15ZM34 42H36V41H33L32 43H34ZM47 42H48V41H47ZM57 42H58V41H57ZM65 42H67V41H65ZM65 42H64V43H65ZM71 42H72V41H71ZM71 42H69V43H71ZM74 42H75V40H74ZM87 42H88V41H87ZM108 42H109V41H108ZM108 42H107V45H108ZM119 42H118V43H119ZM124 42H125V41H124ZM142 42H144V41H142ZM146 42H145V43H146ZM177 42H176V43H177ZM204 42H205V40H204ZM204 42H203V40H201V43H199V41H198V43L201 44V45H204V44H203ZM209 42H210V41H209ZM216 42H217V41H216ZM232 42H233V41H232ZM255 42H254V43H255ZM4 43H5L4 45L6 46V44H8V41H6V42H4ZM17 43H18V42H17ZM17 43H15V44H17ZM22 43H23V42H22ZM36 43H37V42H36ZM52 43H55V42H52ZM64 43H62V44H64ZM83 43H84V42H83ZM83 43H82V44H83ZM89 43H91V41H90ZM110 43H111V42H110ZM110 43H109V44H110ZM127 43H128V41H127ZM140 43H139V45H141ZM145 43H142V45L144 44V47H146V45H147V44H145ZM155 43H156V41H155ZM155 43H154V44H155ZM162 43H163V42H161V44H162ZM187 43H188V42H187ZM190 43H192V42H190ZM198 43H197V44H198ZM213 43H212V44H213ZM218 43H219V42H218ZM223 43H224V42H223ZM228 43H230V41H229ZM243 43H244V42H243ZM247 43H251V42H247ZM10 44H13V42L9 43V46H10ZM15 44H14L13 46H16ZM20 44H21V43H19V45H20ZM47 44H48V43H47ZM55 44H56V43H55ZM55 44H54V45H55ZM57 44H60V41H59ZM62 44H61V45H62ZM71 44H73V42H72ZM86 44H88V43H86ZM93 44L91 43V45H88V46H89V49L93 48V47H91ZM129 44H131V42H130ZM134 44H135V42H134ZM154 44H153V45H154ZM157 44H158V47H159V46L162 47V45L160 44V42H159V43L157 42ZM165 44H166V43H165ZM165 44H163V45H165ZM178 44H179V43H178ZM184 44H185V43H184ZM230 44H231V43H230ZM244 44H245V43H244ZM257 44H256V45H257ZM4 45H1V44H0V47L3 48ZM19 45H18V49H19ZM21 45H22V44H21ZM24 45H25V48H26V45H27V44H24ZM40 45H42V44H40ZM40 45H38V47H39ZM49 45H50V41H49ZM49 45H47V46L49 47ZM64 45H65V44H64ZM77 45H78V44H77ZM94 45H93V46H94ZM107 45H105V46H103V47H101L102 45H100V47H98V48L96 47V48H97V49H100V48H101V50H102V48L107 47ZM110 45H112V43H111ZM113 45H114V44H113ZM115 45H116V43H115ZM117 45H118V44H117ZM117 45H116V47H117ZM120 45H121V43L119 44V46H120ZM153 45H152V46H153ZM166 45H167V44H166ZM182 45H183V44H182ZM191 45L194 46V48H195V49L191 48V49H192V50H191L192 52H193L194 50H197L198 47H199V46H198V47H197V46L195 47V45H196L195 43H194V45H193V43H192ZM191 45H190V46L188 45V46H189V47H192ZM205 45H206V44H205ZM213 45H214V47L216 46L215 43H214ZM240 45H241V44H240ZM252 45H254V46H251V47H250V44H249V47H246V52H244V53H245V58H244V57H243V58H244V59H248V61H245V62H244L242 59L240 60V61L244 62L245 64H247V66L249 65L248 67H250V64H248L247 62L250 63V62H251V61H250L251 59H254V60H255V59H258V60H259V59H260V55H261V53L259 54V50H260V49L257 50V47L255 46V44H252ZM262 45H263V44H262ZM9 46L7 45L8 48H9ZM11 46H12V45H11ZM30 46H32V44H31ZM47 46L45 47V48L48 50L47 52L45 51L46 49L44 48V46H43V47L40 46V47H42V49H44L43 51H45L46 54L48 55V52L52 53V52H51L52 49L49 51V49L47 48ZM51 46L53 47V44L50 45V48H51ZM56 46H58V45H56ZM83 46H84L85 48H87L86 45H84V44L81 45V47H83ZM124 46H125V45H124ZM134 46H135V48H136L135 50H138L137 47H136V44H135ZM137 46H138V42H137ZM148 46H149V44L147 45V47H148ZM172 46H173V45H172ZM180 46H181V45H180ZM208 46L210 47L211 44H210V43L207 44V48H208ZM241 46H242V45H241ZM243 46H244V45H243ZM7 47H4V50H5V48H7ZM21 47H23V45H22ZM33 47H35V46H33ZM40 47H39V50H40ZM59 47H60V46H59ZM61 47H62V46H61ZM73 47L76 48L77 46L75 45V46H73ZM78 47H79V46H78ZM78 47H77V49H78ZM84 47H83V48H84ZM90 47H91V48H90ZM113 47H115V46H113ZM116 47H115V48H116ZM138 47H139V46H138ZM141 47H143V46H141ZM141 47H140V48H141ZM150 47H151V46H150ZM150 47H149V50H148L149 52H150V49H151ZM186 47H187V46H186ZM186 47H185V48H186ZM189 47H187V48H188L189 51H190V48H189ZM200 47H201V46H200ZM205 47H206V46H205ZM211 47H212V49L214 48L213 46H211ZM211 47H210V49H209V57H204V59H205V58H206V59L209 58V59L213 62V59L216 61V58H218V52H217L218 50H216V48H218V46H216V47L214 48V49L216 50V51H214V52H213L214 49L212 50ZM219 47L222 48V46H219ZM225 47H226V46H225ZM259 47H260V45H259ZM2 48H1L0 50L3 51ZM8 48H7V51H6V52H2V54H3V53H4V54H5V53L7 54L8 51L11 52V49L9 50ZM75 48H72V49H75ZM79 48H80V47H79ZM96 48H95L94 50H96ZM107 48H108V47H107ZM107 48H105V49H107ZM115 48H114V49H115ZM118 48H121V46L118 47ZM128 48H129V47H128ZM164 48H165V46H164ZM167 48H168V46H167ZM176 48H177V47H176ZM185 48H184V49H185ZM187 48H186V50H188ZM242 48H243V47H242ZM263 48H264V47H263ZM263 48H262V49H263ZM12 49H13V47H12ZM14 49H17V47H15ZM20 49H21V48H20ZM72 49H71V50H72ZM77 49H76V50H77ZM81 49H82V48H80V50H81ZM122 49H123V48H122ZM146 49H148V48H146ZM146 49H144L143 52H145ZM158 49H160L159 52L161 53V51H162L161 48L159 47ZM180 49H181V51H183V50H182L183 48H180ZM200 49H201V48H199V50H200ZM219 49H220V48H219ZM222 49H223V48H222ZM222 49H220V50H222ZM226 49H228V48L226 47ZM236 49L238 50L237 53H236ZM28 50H29V48L26 50L27 52H24V53H25L24 55H23L22 52L25 51V50L22 49V50H21L22 52H21V51H17V53L21 52L20 54H22L25 58H23V56L20 55V54H19L20 56H17L18 54L16 55V54H14V52H13V54H12V56H11L10 58L12 59V58H13V55H16V56L19 57V59H20V57L22 56V59H23V60L25 59V61H27V58H26L25 55H26V53L28 54ZM36 50H37V48L35 49V51H36ZM69 50H70V49H69ZM78 50H79V49H78ZM78 50H77L76 52H78ZM86 50H87V49H86ZM94 50H92V51H91V50H87V51H88L89 53H91V52H93ZM103 50H104V49H103ZM108 50H109V49H107V51L105 50L106 53L108 52ZM117 50H118V49H117ZM120 50H121V49H120ZM125 50L127 51V50H129V49H127V47H126ZM130 50H131V49H130ZM142 50H143V49H142ZM202 50L205 51L204 49H202ZM207 50H208V49H207ZM207 50H206V51H207ZM243 50H244V48H243ZM12 51H14V50H12ZM35 51H34V52H35ZM37 51H38V50H37ZM53 51H54V50H53ZM55 51L58 53V51H57L56 49H55ZM60 51H61V50H60ZM64 51H66V50H64ZM64 51H61V52L64 53ZM73 51H75V50H73ZM73 51H72V52H73ZM90 51H91V52H90ZM98 51H100V50H96V53H97ZM111 51H112V49L110 50V57L113 59V58H115V56H114V54H113L114 57L111 56ZM123 51H124V50H123ZM126 51H124V52H126ZM133 51H134V50H133ZM139 51H140V50H139ZM152 51H154V50H152ZM165 51H167V50H165ZM173 51H174V50H173ZM189 51H185V53L188 52L189 55L191 56V54H190ZM260 51H261V50H260ZM10 52H8V53L11 54ZM15 52H16V50H15ZM40 52H42V51H40ZM40 52H35L34 54H36V53H40ZM45 52L42 53L43 56H44ZM56 52H55V53H56ZM61 52H59V55H61V54H60ZM72 52H71V53H72ZM88 52H87V53H88ZM103 52H104V51H103ZM112 52H114V50H113ZM116 52H117V51H116ZM131 52H132V51H131ZM131 52L129 51V53H131ZM143 52L137 54L136 51H135V53H136L138 56L141 54L142 56H140V57H141V59L144 60L148 55L145 56V54H146L147 51L145 52V54H144ZM149 52H148V54H149ZM154 52H157L156 49H155ZM154 52H153V53H154ZM159 52H158V54H159ZM179 52H180V51H179ZM195 52H196V51H195ZM197 52H198V51H197ZM197 52H196V57L198 56L199 59H200L201 57L203 58V56H204L205 53L202 52V53H203V54H202L201 52H199V55H203V56L199 57V55L197 54ZM220 52H221V51H220ZM222 52H224V51H222ZM262 52H264V51H262ZM31 53H32V52H31V50H30V55L33 54V53H32V54H31ZM55 53L53 52L52 54L56 55L57 53H56V54H55ZM67 53H68V51H66V54H67ZM71 53L69 52L70 55H71ZM99 53L102 54V52H98L97 55H98ZM108 53H109V52H108ZM108 53H107V54H108ZM129 53H128V54H129ZM132 53H133V52H132ZM180 53H182V52H180ZM200 53H201V54H200ZM2 54H1V52H0V56H1V58H0V61H1L0 64H1V65H0V66L3 67L2 63L6 65L7 63H4V61H5V59H7V58H5V55H4V57H2V56H3ZM34 54H33V56H31V57H32V60H33V61H34V59H35V61H36V57L38 58L39 54H36V55H37L36 57H35ZM73 54H74V53H72V55H73ZM76 54H77V53H76ZM92 54H93V53H92ZM101 54L98 55L99 60H100L102 57L104 58V56H108V55H109V54L106 55V54L104 53V55L102 54L103 56L101 57ZM126 54H127V53H126ZM128 54H127L126 56H128ZM133 54H134V53H133ZM133 54H129V55H132V59H131V57H130V59H131L132 61L134 60V61L136 62V60H135V58H134V57H136V56H133ZM136 54H135V55H136ZM143 54H144V57H145V58H143ZM156 54H157V53H156ZM156 54H153V55L155 56ZM158 54H157V55H158ZM194 54H195V53H194ZM219 54H220V53H219ZM262 54H263V53H262ZM7 55H8V54H7ZM7 55H6V56H7ZM28 55H29V54H28ZM30 55L27 56V57L31 58ZM40 55H41V54H40ZM54 55H53V57H55ZM59 55H58V56L56 55L57 58L59 57ZM62 55H63V54H62ZM74 55H75V54H74ZM89 55H90V54H89ZM89 55L86 56V59H87V57H88ZM115 55H116V54H115ZM120 55L122 56V52H121ZM124 55H125V54H123L122 59H121L120 56H118V54H117L118 57L116 56V61L118 62V58H120L119 60H120V61L122 60V63H123L122 65H124V63L126 64V63L128 62L126 65L129 64L131 70H132V68L134 69L135 72H134L133 70H132V71H133L135 74H136L137 71H138V73H139V70H140V71L143 70V69H141L140 66H139L140 69H139V67H138V69L134 68V67H136V66H134L133 64H132V65H133L134 67H133L132 65H130V63H132V62L129 63V61H125V60L123 61V59L126 58V56L124 57ZM150 55H151V53H150ZM153 55L148 56V57H152ZM157 55H156V56H157ZM159 55H160V54H159ZM183 55H184V53H183ZM186 55H188V54H186ZM186 55H185V56H186ZM223 55H224V54H223ZM263 55H264V54H263ZM9 56H10V55H8V58H9ZM45 56H46V55H45ZM48 56H49V55H48ZM48 56H47V57H48ZM51 56H52V55H51ZM65 56H66V55H65ZM83 56L85 57V55H83ZM92 56H94V57H92ZM138 56H137V57H138ZM154 56H153V57H154ZM175 56H176V54H175ZM178 56H180V55H178ZM205 56H206V55H205ZM207 56H208V55H207ZM220 56H221V55H220ZM243 56H244V55H243ZM17 57H16V58H17ZM33 57H35V58L33 59ZM39 57H40V56H39ZM47 57H45V58H47ZM68 57H69V56H68ZM72 57H73V56H72ZM91 57H92L94 60L96 59V58H95V57H96L95 52H94L93 55L90 56V58L88 57V59H91ZM110 57L107 59L108 61H105L106 58H104L105 60L103 59V60H101V61H103L102 63H104V61H105V63H104V66L106 67L105 69H107V67L109 66V67H108L109 70L107 69L106 72L109 71V72L111 73V72L114 70L113 68L117 67L118 64L121 65V62H119V63H118L117 65H115V67H114V64H116L117 62L115 63V60H114V61L112 60V65L110 66V65H108V63L111 61V58H110ZM123 57H124V58H123ZM137 57H136V58H137ZM180 57H181V56H180ZM182 57H183V56H182ZM192 57H194L193 53H192ZM192 57H191V59H192ZM221 57H222V56H221ZM221 57H219V58H221ZM223 57H224V56H223ZM262 57H263V56H262ZM3 58H5V59H4V60H1V59H3ZM16 58H13L12 60H14V59L16 60ZM43 58H44V57H43ZM57 58H56V59H57ZM70 58H71V56H70ZM75 58H77V57L75 56ZM78 58H79V57H78ZM127 58H128V59H126V60H129V56H128ZM138 58H139V57H138ZM138 58H137L138 62L142 61L141 59H138ZM154 58L156 59V57H154ZM157 58H158V56H157ZM176 58L179 59V57H177V56H176ZM185 58H188V56L185 57ZM185 58H184V59H185ZM198 58H197V59L193 58L192 60H193V61H195V60L197 61V60H198L197 62H199L200 60H199ZM17 59H18V58H17ZM40 59H42V58L40 57ZM40 59L38 58V60H40ZM51 59H52V57H51L50 59H49V57H48L47 59H45V60H44V61H45V64H46V60H48V63H49V61H50V64H51V61H52ZM59 59H60V60H59V63H60V65H62V63H61V61H62V60H61V59H62V56H61V58H59ZM63 59H64V58H63ZM80 59H81V62H83V61H82L83 58H80ZM80 59H79V60H80ZM86 59H85V60H86ZM109 59H110V60H109ZM150 59H151V58H150ZM150 59L147 58L146 61H150ZM155 59H154V60H155ZM169 59H170V58H169ZM169 59H168V63H169ZM171 59H172V58H171ZM204 59H203V60H204ZM209 59L206 60V63H205V65L208 64L207 68H206V67H202V65L204 64V61H205V60L203 61V60L201 59L203 62H202V63L199 62L200 64H202V65L200 66V68H201L202 72H204V73H205V70L208 69L209 65L211 66V64H209V63H210ZM230 59H229V60H230ZM263 59H264V58H263ZM263 59H262V60H263ZM15 60H14V61H15ZM54 60H55V58H54ZM54 60H53V61H54ZM66 60L68 61L69 59H66ZM70 60L72 61L73 58L70 59ZM77 60H78V59H77ZM79 60H78L77 62H78V63H81V62H79ZM94 60H93V64H94V65H95L96 63L98 64L99 61H97L96 63H94V62L96 61V60H95V61H94ZM152 60H153V59H152ZM165 60H167V59H165ZM172 60H173V59H172ZM172 60H171V61H172ZM188 60H189V58H188ZM223 60H224V59H223ZM223 60H221V61L223 62L222 64H223V69H224V68H226V67L224 66V63H226L227 58H226L224 61H223ZM234 60H236V59H233V62H234ZM258 60H257V62H258ZM8 61H9V59H8ZM8 61H5V62H8ZM10 61H11V60H10ZM10 61H9V63H10ZM17 61H20V60H17ZM40 61H41V60H40ZM53 61H52V63H53ZM71 61H68V62H69V63H68L69 65H70V62H71ZM74 61H75V60H73V62H74ZM89 61L91 62L92 60H89ZM157 61H158V59H157ZM163 61H164V60H163ZM176 61H177V60H176ZM189 61H190V60H189ZM193 61H192V62H189V63H192V64H193V63H196V64H193V65H194L195 67H198V66H199V63H197V62H193ZM207 61H209V62L207 63ZM221 61H220V62H221ZM237 61H238V60H237ZM237 61H235L234 63L236 64ZM260 61H261V60H260ZM263 61H264V60H263ZM21 62H22V61H21ZM54 62L56 63V64H54V65H58V64H57L58 61H54ZM63 62H64V61H63ZM87 62H88V61H86V63H87ZM113 62H114V64H113ZM135 62H134V64H135ZM143 62H144V63H143ZM152 62H153V61H152ZM152 62H150V63H152ZM155 62H156V61H154V63H155ZM180 62H182V61L180 60ZM185 62H186V61H185ZM187 62H188V61H187ZM218 62H219V61H218ZM231 62H232V61H231ZM233 62H232V64H233V66H234L235 64H234ZM252 62L255 63V61H253V60H252ZM252 62H251V63H252ZM257 62L255 63V65L257 64ZM13 63H14V62H13ZM13 63H10V65L13 64ZM15 63H17V62H15ZM27 63H28V64L30 63V59H28V62H26V65H28ZM48 63H47V65H49ZM65 63L67 64V62H65ZM74 63H75V62H74ZM78 63H75V64L78 65ZM86 63H85V64H86ZM99 63H101V62H99ZM140 63L142 64V66H143V65H148V64H150V63H148V62H147L148 64H145V61H142V62H140ZM158 63H159V62H158ZM160 63H161V62H160ZM165 63H166V62H165ZM183 63H184V61H183ZM183 63H182V64H183ZM213 63H214V62H213ZM216 63H217V61H216ZM260 63H261V62H260ZM19 64H20V63H19ZM19 64L17 63V66H18ZM33 64H36V63H35V62H34V63L32 62L31 65L28 66L27 68L21 66V64H20V68L23 67L22 69L25 68V69H28V70H29V69H31V66H34ZM37 64L40 65V63H39L38 61H37ZM45 64L43 63V66L46 68ZM68 64H67V65H68ZM85 64H84V65H85ZM88 64H89V63H88ZM136 64H137V62H136ZM141 64L138 63V65H141ZM162 64L164 65V63H162ZM166 64H167V63H166ZM166 64H165V65H166ZM170 64H172V63H169V65H170ZM182 64H181V65H182ZM192 64H191L190 67H192ZM197 64H198V65H197ZM217 64H219V63H217ZM217 64H216V65L213 64V65L217 67ZM220 64H221V63H220ZM222 64H221V65H222ZM245 64H244V65H245ZM258 64H259V63H258ZM7 65H9V64H7ZM7 65L5 66V67H6V70H7V67L10 66V65H9V66H7ZM13 65H14V64H13ZM13 65H12V67H13ZM22 65H24V63H22ZM26 65H25V66H26ZM51 65H52V64H51ZM63 65H64V64H63ZM63 65H62V66H63ZM80 65H82V63H81ZM84 65H83V67H81L82 69H83L84 67L87 66V65H86V66H84ZM100 65H101V64H100ZM126 65H125V66H126ZM156 65H157V64H156ZM158 65H160V64H158ZM172 65H173V64H172ZM172 65H171V69H172ZM178 65H179V64H178ZM184 65H185V64H184ZM186 65H188V64H186ZM186 65H185V66H186ZM196 65H197V66H196ZM205 65H204V66H205ZM226 65H227V63H226ZM236 65H242V66H244L242 63H241V64H238V62H237ZM236 65H235L234 67H233V66H231V67L237 69V68H236ZM255 65H253V66H255ZM261 65H262V64H261ZM261 65H256L257 67H255V68L253 67V68L255 69L256 72H261V71H262V67H261ZM263 65H264V64H263ZM15 66H16V65H15ZM43 66H42V63H41L40 67L43 68ZM49 66H50V65H49ZM49 66H48V67H49ZM58 66H59V65H58ZM62 66H61V67H62ZM65 66H66V65H65ZM73 66H74V65H73V63H72V67H73ZM78 66H79V65H78ZM95 66H96V65H95ZM97 66L99 67V65H97ZM97 66H96L95 68L98 70ZM125 66H124V67H125ZM131 66H132V67H131ZM153 66H154V65H153ZM153 66H152V67H153ZM188 66H189V65H188ZM229 66H230V63H229ZM229 66H228V69H230ZM245 66H246V65H245ZM10 67H11V66H10ZM10 67H9V68H10ZM36 67H37V66L35 65V69H37ZM40 67H38V68H40ZM50 67H51V66H50ZM53 67H55L54 69L57 68V70H60V69H61L60 66H59L60 69H58L59 67H56V66H52L51 68L53 69ZM70 67H71V66H70ZM72 67L69 68V67L66 66V68H69V69H72ZM75 67H76V65L73 67V71H74V72H75V70H76ZM111 67H112V69H113L112 71L110 70ZM118 67H120L119 69L122 70L121 67H123V66H118ZM126 67H127V66H126ZM143 67H144V66H143ZM143 67H142V68H143ZM156 67H157V66H156ZM158 67H159V66H158ZM160 67H161V65H160ZM162 67H164V66H162ZM162 67L159 68V69H163ZM166 67H168V66L166 65L165 68H166ZM195 67H194V68H195ZM219 67H221V66H219ZM219 67L216 68V69H219ZM237 67H238V66H237ZM239 67H240V66H239ZM3 68H4V67H3ZM41 68H40V70H42V73L44 72V74H45V73H46V72H45V68H43L44 70L41 69ZM51 68H50V69H51ZM62 68L64 69L65 67L63 66ZM66 68H65L66 71L64 70L63 73H59L58 71H56L55 74L58 72L57 75H56V78L59 76L58 74H64V73H66V72H67V69H66ZM95 68L92 69V70L94 71V73H96V74H94V76L99 74V73L97 74V72H95V71H97V70H95ZM127 68H128V67H127ZM127 68H126V69H127ZM130 68H129V69H130ZM148 68H149V67H148ZM154 68H155V67H154ZM154 68H153V69H154ZM168 68H169V67H168ZM178 68H179V66H178ZM186 68L188 69L189 67H186ZM194 68H192V69H194ZM205 68H206V69H205ZM221 68H222V67H221ZM233 68H232V69H233ZM244 68H245V67H244ZM11 69L13 70V68H11ZM17 69H19V68H17ZM17 69H16V70H17ZM22 69H21V71H23ZM25 69H24V71H27V70H25ZM32 69H34V68L32 67ZM32 69H31V73H32V74H36L34 77H37V76H38V75H37V72H38V71L35 72L36 70L34 69V70H35V71H34V70H32ZM69 69H68V73H69ZM78 69H79V68H78ZM84 69H85V68H84ZM84 69H83V70H84ZM119 69L117 70V68H116L115 71L117 70V72H118ZM124 69H125V68H124ZM124 69H123V70H124ZM129 69H128V70H129ZM150 69H151V68H149V70H150ZM159 69H158V70H159ZM181 69H182V68H181ZM183 69H184V68H183ZM187 69H186V70L184 69L185 71L183 70V71H184V73H183L184 76H185V73L187 72ZM203 69H204V71H203ZM210 69H211V68H210ZM226 69H227V68H226ZM226 69H225V70H226ZM228 69H227V70H228ZM241 69L243 70V68H241ZM246 69H249V68L246 67ZM246 69H245V71H246ZM9 70H10V69H9ZM85 70H86V69H85ZM85 70H84V71H85ZM89 70H90V69H89ZM92 70H90V73L93 72ZM103 70H104V68H103ZM123 70H122V71H123ZM128 70H127V71H128ZM136 70H137V71H136ZM155 70H156L155 72L158 71L157 69H155ZM164 70H165V69H164ZM164 70H163V71H164ZM166 70H167V69H166ZM166 70H165V71H166ZM174 70H176V69L174 68ZM189 70H190V69H189ZM189 70H188V73H189V72H191V73L194 72V71H192V70H191V71H189ZM194 70H197V69H194ZM219 70H220V69H219ZM225 70H224V71H225ZM238 70H239V69H238ZM238 70H237V72H239ZM249 70H252V69H249ZM13 71H14V70H13ZM21 71H20V73H21ZM32 71H34V72H32ZM46 71H48V68H47ZM61 71H63V70H61ZM71 71H72V70H71ZM73 71H72V72H73ZM87 71H88V70H86V72H87ZM98 71H99V70H98ZM104 71H105V70H104ZM104 71L102 72V74H103V73L105 74ZM129 71H130V70H129ZM145 71H146V70H145ZM161 71H162V70H161ZM199 71H200V70H199ZM206 71H207V70H206ZM208 71H209V70H208ZM217 71H218V70H217ZM224 71H222V72H224ZM234 71L236 72V70H234ZM245 71H244V72H245ZM255 71H254V72H255ZM7 72H8V71H7ZM18 72H19V70H17V72L15 71V72H14V75H15V74H18ZM28 72H30V71H28ZM28 72L26 73V74H28L27 76H31L32 74L30 75ZM49 72H50V70H49ZM49 72H48V74H51L50 76L52 77V76H53L52 73L54 72V70H53V72L51 71V73H49ZM72 72H70V74H71ZM80 72H81V70L78 71V73H80ZM117 72H115V73L112 72L113 75L115 74V76L113 77V78H115V79L117 78V77H116V75L118 74ZM119 72H120V71H119ZM130 72H131V71H130ZM147 72H148V71H147ZM155 72H153V74H154ZM158 72H159V71H158ZM172 72H173V71H172ZM174 72H176V71H174ZM177 72H179V70H178ZM177 72H176V73H177ZM180 72H182V71H180ZM180 72H179V73H180ZM209 72H210V71H209ZM218 72H219V71H218ZM229 72L231 73V70H229ZM232 72H233V71H232ZM241 72H242V71H241ZM254 72H252V73L255 74L256 72H255V73H254ZM12 73H13V72H12ZM20 73L18 74V76L20 75ZM24 73H25V72H24ZM40 73H41V71H39V75H40ZM68 73H67V74H68ZM75 73H77V71H76ZM78 73H77V74H78ZM83 73H84V72H83ZM83 73H82V74H83ZM88 73H89V71H88ZM121 73H123V72H121ZM125 73H126V71H125ZM128 73H129V72H128ZM128 73H127V74H128ZM138 73H137V75H138ZM140 73H141V72H140ZM148 73H149V72H148ZM167 73H169V72L167 71ZM170 73H171V72H170ZM179 73H178V74H179ZM196 73H197V72H196ZM198 73H199V72H198ZM198 73H197V74H198ZM204 73H203V74L201 73L202 76H204ZM227 73H228V72H227ZM5 74H6V73H5ZM10 74H11V73H10ZM44 74H43V76H44ZM53 74H54V73H53ZM55 74H54V75H55ZM67 74H66V76H67ZM70 74H68V75H70ZM100 74H101V72H100ZM104 74H103V75H104ZM108 74H109V73H108ZM129 74H130V73H129ZM135 74H134V75H135ZM160 74H161V72H160ZM163 74H165V73H163ZM163 74H162V77H164ZM171 74H173V73H171ZM178 74H177V76H178ZM181 74H182V73H181ZM201 74H200V75H201ZM209 74H210V73H209ZM212 74H213V73H212ZM215 74H216V73H215ZM235 74H236V73H235ZM245 74H246V72H245ZM248 74H249V73H248ZM248 74H246V75H248ZM253 74H251V76H252ZM260 74H261V73H260ZM260 74H259V75H260ZM11 75H12V74H11ZM11 75H10V76H11ZM22 75H23V73H22ZM71 75L78 76V75H76V74H74V73L71 74ZM85 75H89V74H85V73H84V76H85ZM105 75H106V74H105ZM109 75H110V74H109ZM109 75H108V76H109ZM111 75H112V74H111ZM113 75H112V76H113ZM125 75H126V74H125ZM131 75H132V72H131ZM134 75H133V77L129 76L130 79L133 78V79L135 80L136 78L134 77ZM141 75H142V73H141ZM141 75L139 74V77H140ZM145 75H146V74H144V77H142L143 75H142L141 77H142L143 79H145L146 77L149 78V76H150L149 74H148V76H145ZM151 75H152V73H151ZM156 75H157V74H156ZM195 75H196V74L194 73V77H195ZM198 75H199V74H198ZM198 75H197V76H198ZM213 75H214V74H213ZM220 75H222L221 71H220ZM224 75H226L225 72H224ZM232 75H233V74H232ZM232 75H231V76H232ZM243 75H244V74H243ZM1 76H5V75H4V72L2 73V75H1V73H0V78H1ZM7 76H8V74H6V77H7ZM12 76H13V75H12ZM18 76H16V79H17ZM24 76L26 77V75H24ZM45 76H46V75H45ZM45 76H44V77H45ZM47 76H48V75H47ZM75 76H74V77H75ZM84 76H82V77H83V78H82L83 80H84V78H86V77H84ZM94 76H93V77H94ZM101 76H102V75H101ZM101 76H100V78H101ZM108 76H107V79H108V78H112L111 76H109V77H108ZM121 76H122V74H121ZM135 76H136V75H135ZM152 76L154 77V75H152ZM152 76H150V77L153 78ZM159 76H160V75H159ZM159 76H158V77H159ZM168 76H169V74H168ZM174 76H176V75H174ZM181 76H182V75H181ZM181 76L179 77L180 79H181ZM184 76H182V77H183L182 79H184ZM186 76H188V75H186ZM186 76H185V77H186ZM191 76H192V75H191ZM191 76H190V77H191ZM205 76H206V73H205ZM211 76H212V75H211ZM211 76L208 75L207 78H211V81H212V80H213V78H212L213 76H212V77H211ZM217 76H218V74H217ZM217 76H216V77H217ZM14 77H15V76H14ZM14 77H13V79H14ZM22 77H23V76H22ZM25 77H23V78H25ZM32 77H33V75H32ZM40 77H41V76H39L38 78H40ZM63 77H64V76H63ZM71 77H72V76H71ZM71 77H69V78H68V77H65V78H68L69 80H72L73 77H72V79H70ZM80 77H81V75L79 76V78H80ZM98 77H99V76H98ZM103 77H104V76H103ZM103 77H102L101 79H99V80L102 81ZM105 77H106V76H105ZM123 77H124V74H123ZM123 77H122V78H123ZM126 77H127V75H126ZM136 77H137V76H136ZM139 77H137L136 81L139 80V79H138ZM141 77H140V78H141ZM171 77H172V76H171ZM190 77H189V79H190ZM199 77H200V76H199ZM220 77H221V76H220ZM227 77H228V76H227ZM249 77H250V75H249ZM253 77H254V76H253ZM256 77H257V78H256ZM256 77H254V78H256V79L259 78L258 75H257ZM263 77H264V75H263ZM7 78H8V77H7ZM10 78H12V77H10ZM28 78H29V77H28ZM28 78H27V79H28ZM38 78H37V79H38ZM52 78H53V77H52ZM52 78H51V79H52ZM56 78H55V76H54L53 79H56ZM60 78H61V76H60ZM60 78H59V79L57 78V81H58V82H60V81H64V80H65V78H62V79H64V80H60ZM75 78H76V77H75ZM75 78H74V79H75ZM94 78H96V77H94ZM113 78H112L111 80H114V83H115V84H118V83H119L120 85H118V86H122V87H123V86H125V85L127 84V80H128V79L126 80V82H124V83H126L125 85H124V84L121 85L120 82H123V81H122V80H123L122 78H119V81H120L121 79H122V80H121L120 82H118V83H117L116 80L113 79ZM124 78H125V77H124ZM151 78H149V80H151ZM154 78L156 79V77H154ZM160 78H161V77H160ZM160 78H158V80H159ZM166 78H167V77H165V81H167ZM179 78H178V79H179ZM200 78H201V77H200ZM204 78H205V77H204ZM222 78H223V77H222ZM224 78H225V77H224ZM229 78H230V74H229ZM229 78H227V79L225 78V79H226V80H231V79H229ZM231 78H232V77H231ZM251 78H252V77H251ZM261 78H262V77H261ZM4 79H5V78H4ZM4 79L1 78V80H4ZM8 79H9V78H8ZM21 79H22V78H21ZM44 79H46V78H43V79L41 78V79H40L41 82H42V80H44ZM47 79H48V78H47ZM47 79H46V80H47ZM51 79H49V80H51ZM96 79H97V78H96ZM104 79H105V78H104ZM107 79H105V81H107ZM143 79H141V80H143ZM162 79H163V78H162ZM169 79H170V77H169ZM189 79H188V80H189ZM191 79H192V78H191ZM194 79H195V78H194ZM196 79H197V78H196ZM218 79H219V78H218ZM232 79H233V78H232ZM1 80H0V81H1ZM32 80H36V79H32ZM49 80H48V81H49ZM66 80H67V79H66ZM66 80H65V81H66ZM85 80H86V79H85ZM93 80H95V79H93ZM93 80H92V81H93ZM97 80H98V79H97ZM99 80H98V81H99ZM141 80H140V82H141ZM145 80H146V79H145ZM149 80H148V81H149ZM160 80H161V79H160ZM163 80H164V79H163ZM170 80H171V79H170ZM185 80H186V79H185ZM185 80L183 81V83H185ZM202 80H203V79H202ZM221 80H222V79H221ZM233 80H234V79H233ZM233 80H231V81H233ZM15 81H17V80H15ZM25 81H26V79H25ZM25 81H24V79H23V81H21V82L23 83V82H25ZM28 81H31L30 78H29V80H27V82H28ZM52 81H53V80H52ZM52 81H50V82H52ZM54 81H55V80H54ZM67 81H68V80H67ZM105 81H104V82H105ZM117 81H118V79H117ZM131 81H133V80H130V82H131ZM151 81L153 82V80H151ZM151 81H150V82H151ZM154 81H155V80H154ZM165 81H164V82H165ZM174 81L178 82L177 77H176V79H175ZM186 81H187V80H186ZM207 81H208V79H207ZM211 81H210V83H209V86L212 85ZM217 81H218V80H217ZM223 81H225V80L223 79ZM223 81H219V82L221 83V82H223ZM231 81H230V82H231ZM239 81H240V80H239ZM246 81H247V80H246ZM11 82L14 83V81H12V79H11ZM11 82H10V83H11ZM19 82H20V81H19ZM21 82H20V83H21ZM27 82H26V83H27ZM32 82H33V81H32ZM55 82H56V81H55ZM55 82H54V83H55ZM83 82H85V84H86V81H83ZM88 82H91V80H90V81H87V83H88ZM95 82H96V80H95ZM107 82H108V81H107ZM109 82H110V81H109ZM109 82H108V86H107V83H103V82H101V84H102V85L105 84V85L109 88L110 85H111V86L113 85V82H111L112 84L110 83V85H109ZM140 82H137V83L139 84ZM142 82H143V81H142ZM144 82H146V81H144ZM157 82H158V81H157ZM160 82H161V81H160ZM169 82H170V81H169ZM192 82H194L193 79H192V81H190V83L192 84L191 87L194 85ZM208 82H209V81H208ZM215 82H216V81H215ZM226 82H227V81H226ZM230 82L228 81L227 83L230 84ZM236 82L238 83V81H235V83H236ZM248 82H249V81H248ZM259 82H261V80H260ZM259 82H258V83H259ZM263 82H264V80L262 79V83H263ZM6 83H9V82H6ZM12 83H11V85H10V84H8V85H10V87H11L12 85H14V84H12ZM15 83L18 84V82H15ZM22 83H21V87H23V86H22V85H23ZM26 83H25V84H26ZM37 83H39L40 85H42V84L40 83V81L36 82V85H35V83H30V82H29L30 85H27L28 83H27L26 85L30 88V86L32 87L33 84H34L35 86H37V85H38ZM46 83H48V82H45V84H44V82H43V84L46 85L47 87L50 86V85H47ZM63 83L66 84V82H63ZM91 83H92V82H91ZM99 83H100V82H99ZM128 83H129V82H128ZM133 83H135V82H132L131 84H133ZM147 83H149V82H147ZM147 83H146V85H147ZM161 83H163V82H161ZM161 83H159V85H160ZM166 83H168V81H167ZM170 83H172V81H171ZM188 83H189V82H188ZM190 83H189V84H190ZM194 83L197 84L196 80H195ZM199 83H201V80H200ZM204 83H205V82H203L202 85H203ZM223 83H224V82H223ZM231 83H232V82H231ZM249 83H250V82H249ZM262 83H260V84L262 85ZM0 84L3 85L2 83H0ZM17 84L15 85L16 87H18ZM50 84H52V83H50ZM55 84H56V83H55ZM92 84H95V83L93 82ZM96 84L98 85L97 82H96ZM115 84H114L113 86H115ZM141 84H142V83H141ZM143 84H144V83H143ZM179 84L181 85L180 81H179ZM221 84H222V83H221ZM225 84H226V83H225ZM5 85L9 88V86H8L7 84H5ZM26 85H25V86H26ZM40 85H38L37 89H35V90H40V89H39V86H40ZM83 85H84V84H83ZM83 85H80V86L83 87ZM128 85H129V84H128ZM146 85L144 84V87H146ZM148 85H149V84H148ZM152 85H153V84H152ZM161 85H162V84H161ZM161 85H160V86H161ZM168 85H169V84H168ZM170 85H171V84H170ZM174 85H177V84H174ZM227 85H228V84H227ZM235 85H236V84H235ZM240 85H241V83H240ZM240 85H239V87H240ZM249 85H250V84H249ZM249 85H248V86H249ZM6 86H5V89H6V92H7L8 89L6 88ZM15 86H13V87L15 88ZM19 86H20V84H19ZM27 86H26V88H28ZM61 86L64 87V89H62ZM65 86H66V85H65ZM65 86H64L63 84L60 85V86H59V87H60L59 90L61 91V89H62V91H63V90L66 91V92H67V90L69 91L70 88L67 89V90H65ZM103 86H104V85H103ZM103 86H100V88L102 89ZM106 86H104V87H106ZM118 86L116 85L115 87H113V88H112V91L109 92L110 94L108 93V95L106 94V96H105V95H104V96L102 95V96H103V97H108V98L110 97V98L114 99V97H116V95H115L116 92H115V90H113V89H114V88H117ZM154 86H157V85L155 84V82H154L153 88H154ZM172 86H173V85H172ZM187 86H189V85L187 84ZM187 86H186V89H187V88H190V89H191L190 86H189V87H187ZM196 86H198V85H196ZM218 86H219V85H218ZM236 86H238V85H236ZM1 87H2V86H1ZM3 87H4V85H3ZM43 87H44V86H43ZM43 87L40 86L41 89H42ZM47 87H44V88H47ZM51 87H52V85H51ZM51 87H49V88H51ZM98 87H99V86H98ZM107 87H106L105 91L107 90ZM126 87H127V86H126ZM126 87H125V88H126ZM132 87H133V86L131 85L130 89H131ZM134 87H136V86L134 85ZM134 87H133V88H134ZM138 87H139V88H143V89H145V88L142 87V86H141V87L138 86ZM138 87H137V88H138ZM150 87H152V86H150ZM157 87H158V86H157ZM164 87H165V86H164ZM168 87H169V89H170L171 86H168ZM175 87H176V86H175ZM180 87H181V86H180ZM180 87H179V88H180ZM203 87H204V86H203ZM223 87H224V86H223ZM225 87H226V86H225ZM225 87H224V88H225ZM239 87H238V88H239ZM256 87H257V85L255 86V88H256ZM11 88H12V87H11ZM18 88H19V87H18ZM29 88H28V89H29ZM34 88H36V87H34ZM53 88H55L54 85H53L52 89H53ZM57 88H58V87H57ZM77 88H78V87H77ZM84 88H85V87H84ZM93 88H94V87H93ZM100 88H99V92H100ZM118 88H119V87H118ZM118 88H117V89H118ZM120 88H121V87H120ZM120 88H119V89H120ZM153 88H152V89H153ZM159 88H160V87H159ZM173 88H174V87H172L171 89H173ZM181 88H183V86H182ZM193 88H194V87H193ZM215 88H216V87H215ZM224 88H222V89H224ZM238 88H237V89H238ZM5 89H2V90H5ZM9 89H10V88H9ZM16 89H17V88H16ZM19 89H21V88H19ZM19 89H17V90H19ZM28 89H27V90H28ZM75 89H76V88H75ZM85 89H87V88H85ZM95 89H96V88H95ZM117 89H116V90H117ZM123 89H124V88H122V90H123ZM126 89H127V88H126ZM130 89H129V90H130ZM134 89H135V88H134ZM143 89H142V90H143ZM162 89H164V88L162 87ZM165 89H166V88H165ZM171 89H170V92H172ZM194 89H195V91H196V89L198 90V88H194ZM194 89H193V90H194ZM210 89H211V87L209 88V91H210ZM212 89H213V88H212ZM219 89H220V88H219ZM229 89H231V88H229ZM232 89H233V88H232ZM234 89H235V88H234ZM239 89H241V87H240ZM11 90H12V89H11ZM11 90H10V91H11ZM14 90H15V89H14ZM21 90H22V91L25 90L24 87H23ZM27 90H25L24 92H22V91H18V92H21V93H23V95H24V93H25ZM31 90H33V92L35 91L33 88H31ZM50 90H51V89H50ZM50 90H49V91H50ZM55 90H56V89H55ZM57 90H58V89H57ZM79 90H80V89H79ZM82 90H83V89H82ZM82 90L79 91V92H81V95H80V94H79V95L82 96V98H85V97H87V96H88V97L90 96L89 94H88V95L86 94L87 96L85 95V97H83V94H85L86 92L88 93V91L86 90V92H85V91L83 90L84 93H82V92H83ZM103 90H104V89H103ZM131 90H132V89H131ZM131 90H130V91H131ZM135 90H136V89H135ZM140 90H141V89H139V91H140ZM148 90H150V89L148 88ZM174 90H175V88H174ZM177 90H179V89H177ZM183 90H184V88H183ZM200 90H201V89H200ZM225 90H226V88H225ZM249 90H250V89H249ZM249 90H248V92H249ZM15 91H16V90H15ZM29 91H30V89H29ZM46 91H47V90H46ZM62 91H61V92H62ZM64 91H63V92H64ZM71 91H72V89H71ZM73 91L75 92V90H73ZM77 91H78V90H77ZM97 91H98V90H97ZM109 91H110V90H109ZM113 91H114V94H113V95H115V96L111 95V93H112ZM130 91H127V93L130 92ZM181 91H182V90H181ZM188 91H189V90H188ZM190 91H192V89H191ZM198 91H199V90H198ZM206 91H207V90H206ZM209 91H208V92H209ZM215 91H216V90H215ZM229 91H230V90H229ZM233 91H235V90H233ZM233 91H231V95H232V92H233ZM246 91H247V90H246ZM246 91H245V92H246ZM250 91H251V90H250ZM11 92H12V91H11ZM11 92H10V93H11ZM18 92H17V93H18ZM31 92H32V91H31ZM63 92H62V93H63ZM74 92H73V93H74ZM92 92H93V91H92ZM118 92H119V90H118ZM118 92H117V93H118ZM135 92H136V91H135ZM137 92H138V90H137ZM143 92L146 93V91H143ZM147 92H149V91H147ZM156 92H157V91H156ZM170 92H168V93H170ZM179 92H180V91H179ZM183 92H184V91H182V93H183ZM201 92H202V91H201ZM239 92H240V91H239ZM255 92H256V91H255ZM7 93H8V92H7ZM12 93H14V92H12ZM15 93H16V92H15ZM17 93H16V97H19V98H20V96H18L19 93H18V94H17ZM47 93H48V92H47ZM75 93H76V92H75ZM75 93H74V95H76ZM94 93H95V92H94ZM102 93H103V91H102ZM104 93H105V92H104ZM119 93H121V92H119ZM119 93H118V95H119ZM132 93H133V92H132ZM140 93H141V92H140ZM180 93H181V92H180ZM185 93H187V92L185 91ZM189 93H190V92H188V94H189ZM191 93L194 94L193 92H191ZM197 93H198V92H197ZM212 93H213V92H212ZM216 93H217V91H216ZM246 93H247V92H246ZM253 93H254V92H253ZM261 93H263V92H261ZM29 94H30V93H29ZM32 94H33V93H32ZM32 94H30V95L32 96ZM71 94H72V93H71ZM71 94H70V97H69L68 99L71 98ZM90 94H92V93H90ZM121 94L123 95V93H121ZM121 94H120L119 96H121ZM125 94H126V93L124 92V95H125ZM135 94H136V93H135ZM148 94L150 95V93H148ZM161 94H162V93H161ZM192 94H189V95H191V96H192V99H193V95H192ZM241 94H242V92H241ZM243 94H244V93H243ZM256 94H257V93H256ZM263 94H264V93H263ZM23 95H21V98H22ZM26 95L28 96L27 93H26L24 96H26ZM30 95H29V97H30ZM33 95H34V94H33ZM35 95H36L37 98H39V97H38V94H36V92H35ZM98 95H99V94H98ZM109 95H111V96H109ZM118 95H117V98L119 97ZM127 95H131V93H129V94H127ZM138 95H139V94H138ZM138 95H136L137 98H138ZM142 95H143V94H142ZM157 95H158V94H157ZM159 95H160V94H159ZM159 95H158V97L161 96V95H160V96H159ZM162 95H163V94H162ZM168 95H169V94H168ZM174 95H175V94H173V96H174ZM176 95H177V94H176ZM179 95H180V94H179ZM215 95H216V94H215ZM217 95H218V94H217ZM236 95H237V94H236ZM244 95H246V94H244ZM253 95H254V94H253ZM0 96L4 97V94H3V95L1 94ZM24 96H23V97H24ZM52 96H53V95H52ZM52 96H51V97H52ZM59 96H60V95H59ZM59 96H58V97H55V99H58ZM76 96H77L76 100L79 99V98H78V97H79V96H78V92H77V95H76ZM76 96H74V97H76ZM95 96H96V95H95ZM112 96H113V97H112ZM125 96H126V95H125ZM197 96H200V95H197ZM207 96H208V95H207ZM233 96L235 97V95H233ZM246 96H247V95H246ZM248 96H249V95H248ZM14 97H15V96H14ZM16 97H15V98H16ZM29 97H27V99L30 100L31 97H30V98H29ZM32 97H34V96H32ZM36 97H35V98H36ZM40 97H41V96H40ZM123 97H124V96H123ZM140 97H141V96H140ZM158 97H155V98H158ZM166 97H167V96L165 95V97H163V98L165 99ZM169 97H170V95H169ZM186 97H187V94H186ZM201 97H202V96H200L199 98H201ZM234 97H233V98H234ZM240 97H241V96H240ZM260 97H261V96H260ZM19 98H18V99L16 98V100H21V99H19ZM37 98H36V100H37ZM41 98H42V97H41ZM60 98H64V97H60ZM90 98H91V97H90ZM93 98H94V96H93ZM97 98L99 99L98 96H97ZM97 98H95V99H97ZM110 98H109V99H110ZM160 98H162V96H161ZM160 98H158V99H160ZM171 98H172V95H171ZM177 98H179V97H177ZM177 98H175L176 101H177ZM219 98H221V97H219ZM226 98H228V97H226ZM235 98L237 99L238 97H235ZM247 98H248V97H247ZM263 98H264V96L262 97V99H263ZM0 99H1V97H0ZM4 99H5V97H4ZM7 99H8V98H7ZM24 99H25V98H24ZM31 99H32V98H31ZM51 99H53V98H51ZM51 99H50V100H51ZM55 99H53V100H54L53 103H56V102H55ZM68 99H65V100L67 101V103H68V101L70 102V100H68ZM80 99H81V98H80ZM98 99H97V101H95V102L98 103ZM103 99H105V98H103ZM123 99H124V98H123ZM138 99H139V98H138ZM141 99H142V98H141ZM153 99H154V98H153ZM175 99H174V100H175ZM239 99H240V98H239ZM241 99H243V98H241ZM241 99H240V100H241ZM260 99H261V98H260ZM25 100H26V99H25ZM39 100H40V98H39ZM43 100H44V99H43ZM43 100H42V101H43ZM50 100H49V101H50ZM60 100H62V99H59V100H57V101L60 102ZM65 100H64V101H65ZM73 100H74V98H73ZM73 100L71 99V102H72ZM76 100H75V101H76ZM83 100H84V99H83ZM86 100H87V99H86ZM86 100H85L84 102H81V103H86V104H87L88 101L86 102ZM90 100H91V102H92L94 99L92 100V98H91ZM106 100H108V99L106 98ZM110 100H111V99H110ZM110 100H109L108 102H110ZM114 100H115V99H114ZM114 100H113V101H114ZM127 100H128V99H127ZM130 100H131V99H130ZM130 100H128L127 103H129ZM132 100H134V96H133V99H132ZM154 100H155V99H154ZM168 100H170V99H168ZM172 100H173V99H172ZM180 100H181V99H180ZM229 100H230V99H229ZM251 100H253V99H252V96H251ZM263 100H264V99H263ZM12 101L16 102L14 98H13ZM23 101H24V100L22 99V102H21L20 104H18V105L20 106V107H18V108H22V105L25 103V105H23V106H24V107L26 106L27 109L29 108V111H30L31 108H34V109H35L34 112H36V108H38V110H39V108H41V107L43 106L42 103L46 102V101L41 102V107H39V104H38V105L36 104L37 106L35 105V103H34L35 100L33 99V102H32V100H31V103H30V104H33V103H34L33 106H35V107H31V108H30L31 105H30L29 103H26V102L23 103ZM26 101H27V100H26ZM78 101H79V100H78ZM78 101H77V102H78ZM80 101H82V100H80ZM80 101H79V102H80ZM100 101L102 102V100H100ZM103 101H104V100H103ZM113 101H111L113 104H111V103H110V104H111L112 106H113V105L115 106L116 103L114 104V102H119V99H118V101H116V100H115L114 102H113ZM136 101H137V100H136ZM140 101H141V100H140ZM143 101H144V100H143ZM157 101H158V100H157ZM185 101H186V100H185ZM225 101L228 103V101H227L226 99H225ZM255 101H256V100H255ZM2 102H3V100H2ZM35 102H36V101H35ZM37 102H38V101H37ZM37 102H36V103H37ZM50 102H51V101H50ZM77 102H75V103H77ZM91 102L89 101L88 103H91ZM108 102H106L107 105H108ZM123 102L125 103V101H123ZM134 102H135V100H134ZM151 102H152V105H153L154 102H153V101H151ZM155 102H156V100H155ZM166 102H167V101H166ZM169 102H170V101H169ZM197 102H198V101H197ZM204 102H205V101H204ZM17 103H18V102H17ZM47 103H48V102H47ZM60 103H61V105H59V106H62V104L64 105V102L62 103V101H61ZM60 103H59V104H60ZM67 103H65V106H68V105L70 104V103H69V104H67ZM72 103H73V102H72ZM72 103H71L70 105H74V103H73V104H72ZM92 103H94V102H92ZM92 103H91V104H92ZM97 103H96V104H97ZM103 103H104V102H103ZM120 103H121V102H120ZM124 103H122V104H124ZM136 103H137V102H136ZM140 103H141V102H140ZM149 103H150V102H149ZM198 103H199V102H198ZM241 103H242V102H241ZM245 103H247V102L245 101ZM257 103H259V102L257 101ZM263 103H264V102H263ZM13 104H14V103H13ZM13 104H12V105H13ZM21 104H22V105H21ZM26 104H29V107H28V105H26ZM57 104H58V102H57ZM57 104H56V105H57ZM66 104H67V105H66ZM104 104H105V103H104ZM104 104H100V105H101V107H102V105H103V107L106 108L107 105L104 106ZM166 104H167V103H166ZM170 104H171V102H170ZM230 104H231V103H230ZM238 104L240 105V103H238ZM254 104H256V103H254ZM260 104H261L262 106L264 105V104H262L261 102H260ZM6 105H7V104H5L4 106H6ZM10 105H11V104H10ZM12 105H11V106H12ZM44 105H45L44 107H45V109H46V112L50 113V117H51V115H52V116L54 115V114H52V113H55V111L57 112V110H55V111L53 112V109L51 110V112H49L50 109H51L52 107H50L49 111H47L48 109H47L46 107H48L49 103H48V105H47L46 103H44ZM46 105H47V106H46ZM51 105H52V104H50L49 106H51ZM70 105L68 106L70 109H72V107H73V108L76 107L75 105L72 106V107H70ZM77 105H80V104H77ZM82 105H84V104H82ZM94 105H95V103H94ZM94 105H93V106H94ZM100 105H98V106L100 107ZM116 105H117V104H116ZM134 105H135V104H134ZM157 105H158V103H157ZM164 105H165V104H164ZM168 105H169V103H168ZM168 105H167V106H168ZM172 105H176V103H174V104H172ZM207 105H208V104H207ZM216 105H217V104H216ZM216 105H215V107H216ZM228 105H229V104H228ZM251 105H252V104H251ZM4 106H3V107H4ZM14 106H16V104L13 105L12 108H15ZM52 106H53L54 109H55V106H54V105H52ZM59 106H58V107H59ZM80 106H81V105H80ZM80 106H79V110L83 112V110L86 109V106H88V105H84V106H82V108L85 107L84 109H80V108H81ZM93 106H92V107H93ZM109 106H110V105H109ZM109 106H108V107H109ZM112 106H111V107H112ZM117 106H118V105H117ZM122 106H123V105H122ZM122 106H121V107H122ZM124 106H125V104H124ZM124 106L122 107V108H123V111H125V110H124ZM126 106H127V105H126ZM126 106H125V109H126ZM141 106H142V105H141ZM149 106H150V105H149ZM149 106H147V107H149ZM154 106H156V105L154 104ZM167 106L165 105V108H166ZM195 106H196V105H195ZM195 106H194V107H195ZM205 106H206V105H205ZM209 106H210V104H209ZM233 106H234V105H233ZM262 106H261V107L259 106V108H262ZM0 107H1V110H3V109H2V105H0ZM6 107H7V106H6ZM6 107H5V109H6ZM9 107H10V106H9ZM44 107H43V108H44ZM58 107L56 106L57 109H62L61 107H60V108H58ZM62 107H63V106H62ZM108 107H107V108H108ZM152 107H153V106H152ZM152 107H151V108H152ZM157 107H159V106H157ZM174 107H176V106H174ZM192 107H193V104H192ZM230 107H231V106H230ZM240 107H241V106H240ZM243 107H244V106H243ZM7 108H8V107H7ZM10 108H11V107H10ZM18 108H15V109H18ZM43 108H41V110H42ZM48 108H49V107H48ZM64 108H65V107H64ZM115 108H116V106L114 107V109H115ZM127 108H128V107H127ZM161 108H162V107H161ZM161 108H160V110H161ZM182 108H183L182 111H184V107H182ZM209 108H210V107H209ZM238 108H239V107H238ZM238 108H237V109H238ZM248 108H249V107H248ZM251 108H252V107H251ZM256 108H257V107H256ZM259 108H258V109H259ZM15 109L12 110V112L15 111ZM27 109H26V110H27ZM34 109H33V110H34ZM70 109H68V108L66 109V110H68V111L66 112V114H68V112H70ZM77 109H78V108L76 107V109H75V113L77 112L78 115H76V114H75V115H76V116H79V117H80L81 115H84V112L87 113L86 110L91 112V109L88 110V108H87V109L83 112V114L79 115L80 112H78ZM100 109H101V108H100ZM108 109L110 110V108H108ZM116 109H117V108H116ZM149 109H150V107L148 108V110H149ZM154 109H156V108H154ZM173 109H175V108L172 107L171 111H172ZM217 109H218V108H217ZM225 109H226V108H225ZM237 109H236V110H237ZM258 109H256V111H257ZM1 110H0V111H1ZM18 110H20V109H18ZM38 110H37V111H38ZM63 110H64V109H63ZM63 110H62V111H63ZM76 110H77V111H76ZM95 110H98V107H97V109H95ZM103 110H104V109H103ZM103 110L101 109L100 112L103 113L106 109H105L104 111H103ZM133 110H135V109H133ZM152 110H153V109H152ZM152 110H151V111H152ZM156 110H157V109H156ZM168 110H170V109H168ZM177 110H178V109H177ZM177 110H176V111H177ZM201 110H202V109H201ZM209 110H210V109H209ZM209 110H208V112H209ZM242 110H243V109H242ZM250 110H251V109H250ZM16 111H17V110H16ZM20 111H21V110H20ZM20 111H19V112H20ZM42 111H43V110H42ZM42 111H41V112H42ZM73 111H74V109H73ZM92 111H94V108H93ZM107 111H108V110H107ZM107 111H105V112L107 113ZM112 111L114 112L113 109H112ZM119 111H120V110H119ZM136 111H137V110H136ZM173 111H174V110H173ZM193 111H194V110H193ZM197 111H198V109H197ZM203 111H204V109H203ZM223 111H224V110H223ZM237 111H238V110H237ZM253 111H255V110L253 109ZM263 111H264V110H263ZM12 112H11V113H12ZM21 112H22V111H21ZM21 112H20V113L17 112V113H18V114H22ZM44 112H45V111H43V113H40V111H39V112H36L35 115H34V113H33V117L36 119V118H37V117H36V114H40V115L43 114L44 116H47L48 113H45V114H46V115H45ZM90 112H89V113H90ZM96 112H97V111H96ZM113 112H112V113H113ZM115 112H116V110H115ZM140 112H141V111H140ZM140 112H139V113H140ZM177 112H178V111H177ZM184 112H185V111H184ZM190 112H191V111H190ZM198 112H199V111H198ZM200 112H201V111H200ZM200 112H199V113H200ZM205 112H206V111H205ZM215 112H216V110H215ZM232 112H233V109H232ZM240 112H241V111H240ZM250 112H251V111H250ZM14 113H15V112H14ZM23 113L25 114V111H24V110H23ZM27 113H28V110H27ZM63 113H64L63 115L66 117V115H65V111H63ZM89 113H88L87 115H90V114H91V113H90V114H89ZM92 113H93V112H92ZM108 113H109V111H108ZM108 113H107V114H108ZM110 113H111V112H110ZM120 113H122V112H120ZM123 113L126 114V112H123ZM133 113H134V116H135L136 113H135L134 111H133ZM154 113H155L156 115H157V113L159 114V110L157 111V113H156V112H154ZM175 113H176V112H175ZM194 113H195V112H194ZM201 113H202V112H201ZM213 113H214V112H213ZM223 113H224V112H223ZM226 113H227V112H226ZM248 113H249V112H248ZM260 113H261V112H260ZM263 113H264V112H263ZM29 114L32 116V109H31V112H30ZM29 114H28V115H29ZM55 114H56V113H55ZM57 114H58V113H57ZM57 114H56V115H57ZM61 114H62V112H61ZM69 114H70L71 116H70V115L67 116V117H68L67 120H70L69 118H71V117L73 116V112H72V113H69ZM96 114H98V112H97ZM107 114H105L106 117H107ZM117 114H118V112H117ZM142 114H143V113H142ZM142 114H141V115H142ZM144 114H147V113L145 112ZM149 114H150V113H149ZM170 114H171V113H170ZM170 114H169V115H170ZM177 114H178V113H177ZM180 114H182V113H180ZM180 114H179V115H180ZM192 114H193V113H192ZM206 114H207V113H206ZM210 114H212V113H210ZM229 114H230V113H229ZM250 114H251V113H250ZM257 114H259V113L257 112ZM1 115H4V114H2V112H1L0 116H1ZM28 115H27V116H28ZM92 115H93V114H91L90 117H91ZM105 115L103 114V116H105ZM115 115H116V113H114V116H115ZM119 115H120V114H119ZM126 115H127V114H126ZM126 115H125V116H126ZM132 115H133V114H132ZM136 115H137V114H136ZM147 115H148V114H147ZM156 115H155V119H156ZM179 115H178V116H179ZM215 115H216V114H215ZM246 115H247V114H246ZM6 116H7V115H6ZM18 116H19V115H18ZM20 116H21V118H24V117H22V115H20ZM31 116H30V117H31ZM37 116L39 117V115H37ZM48 116H49V114H48ZM64 116H63V117L61 116V117L64 119V118H65ZM85 116H86V114H85ZM101 116H102V114H101ZM103 116L101 117L102 119H103ZM108 116L110 117L111 115L109 114ZM153 116H154V115H153ZM153 116H152V117H153ZM158 116H159V115H158ZM158 116H157V117H158ZM166 116L168 117V114H167ZM182 116H183V114H182ZM182 116H181V117H182ZM195 116H196V115H195ZM201 116H202V115H201ZM210 116H211V115H210ZM213 116H214V114H213ZM218 116H219V115H218ZM218 116H216V117L218 118ZM228 116H229V115H228ZM241 116H242V115H241ZM249 116H250V115H249ZM10 117H11V116H10ZM16 117H17V116H16ZM16 117H14V118H16ZM30 117H29V120L31 119ZM41 117H42V116H41ZM41 117H40V119H41ZM79 117H77L78 119H76L75 117H73V119H71V120L73 121V120L76 119V121H77V120H79ZM83 117H84V116H83ZM86 117H87V118H90L89 116H86ZM96 117H98V116L95 115V116L93 117V119H95ZM122 117L124 118V116H122ZM135 117L137 118V116H135ZM144 117H145V116H144ZM147 117L150 118L149 116H147ZM147 117H146V118H147ZM160 117H161V115H160ZM181 117H180V118H181ZM197 117H198V116H197ZM216 117H215V118H216ZM231 117H232V115H231ZM244 117H245V116H244ZM257 117H258V116H257ZM261 117H262V119L264 118V116H261ZM0 118H1V117H0ZM17 118H18V117H17ZM21 118L16 119V120H20ZM47 118H48V117H47ZM47 118H45L44 121H45ZM51 118L53 119V118H57V117H56V116H53V117H51ZM51 118H50V120H52ZM58 118H60V117L58 116ZM58 118H57V119H58ZM74 118H75V119H74ZM98 118H99V117H98ZM130 118H132V117L130 116ZM148 118H147V119H148ZM162 118H163V117H162ZM170 118H171V116H170ZM174 118H175V117H174ZM189 118H190V117H189ZM207 118H208V117H207ZM209 118H210V117H209ZM233 118H234V117H233ZM246 118H247V117H246ZM1 119H2V118H1ZM7 119H8V118H7ZM38 119H39V118H37V119L35 120V121H36V123L34 122L35 124L38 123V122H37ZM40 119H39V121H41V120L43 119V117H42L41 120H40ZM99 119H100V118H99ZM110 119H111V118L108 119V117H107L106 120H108V122H110V121H109ZM117 119H119V116L117 117ZM121 119H122V118H121ZM134 119H135V118H134ZM139 119H140V118H139ZM152 119H153V118H152ZM167 119H168V118H167ZM167 119H166V120H167ZM176 119H177V117H176ZM194 119H195V118H194ZM201 119H202V118H201ZM227 119H228V118H227ZM237 119H238V116H237ZM244 119H245V118H244ZM253 119H254V118H253ZM256 119H257V118H256ZM260 119H261V118H260ZM26 120H27V118H26ZM26 120H23L24 123L27 122ZM31 120H32V122H33V118H32ZM71 120H70V122H69L70 125H68L69 123L66 124V122H65V124L67 125V127L69 126L70 129H71L70 126H72V125H71ZM81 120H82V117H81ZM84 120H85V122H84ZM84 120H82V121H83L84 123H86V119H84ZM88 120H89V119H87V123L91 120V124H93V123H92V118H90L89 121H88ZM103 120H105V119H103ZM119 120H120V119H119ZM145 120H146V119H145ZM150 120H151V119H150ZM207 120H208V119H207ZM222 120H223V119H222ZM263 120H264V119H263ZM263 120H262V121H263ZM12 121H14V120H11L10 123H11ZM23 121H22V122L17 121V122H19V124H17V126H16V124H15V126L18 127L19 130H22L21 128H22L23 126L26 125V124H23V125H21V128H19L20 123H23ZM25 121H26V122H25ZM53 121L57 123V120L55 121V119H53ZM53 121H48V119H47V121H45V122H50V125H51V122L54 123ZM60 121H61V118H60V120H59V123H57V124L60 125V123H61ZM79 121H80V120H79ZM79 121H78V122H79ZM82 121H81L80 123H77V125L79 124V128H81L80 125H81V123H83ZM99 121H101V120H99ZM99 121H98V119H97V122H99ZM121 121H122V120H121ZM125 121H126V119H125ZM141 121H142V120H141ZM152 121H153V120H152ZM178 121H179V120H178ZM184 121H185V120H184ZM184 121H183V122H184ZM188 121H190V120H188ZM193 121H194V120H193ZM199 121H200V120H199ZM212 121H213V120H212ZM216 121H217V120H216ZM228 121H229V119H228ZM103 122H104V121H103ZM106 122H107V121H106ZM106 122H104L103 124L105 125ZM108 122H107V124H108ZM113 122L115 123V120H113ZM113 122H112V123H113ZM116 122H118V121H116ZM145 122H146V121H145ZM157 122H158V121H157ZM162 122H163V121H162ZM194 122H195V121H194ZM207 122H209V121H207ZM210 122H211V121H210ZM2 123H3V122H2ZM10 123H9V125H11ZM13 123H15V122H13ZM40 123H44V122H40ZM62 123H63V124H62ZM62 123H61V125H63L62 128H64V130L67 129V127L65 128L64 121H63ZM73 123H74V121H73ZM101 123H102V122H101ZM147 123H148V122H147ZM151 123H152V122H151ZM159 123H160V122H159ZM166 123H167V122H166ZM184 123H187V121L184 122ZM205 123H206V122H205ZM226 123H227V122H225V124H226ZM234 123H235V122H234ZM239 123H240V122H239ZM243 123H244V122H243ZM245 123H247V122H245ZM248 123H249V122H248ZM248 123H247V124H248ZM0 124H1V123H0ZM4 124H5V123H4ZM44 124H45V123H44ZM47 124H48V123H47ZM57 124H56V125H57ZM96 124H97V123H96ZM121 124H123V123L121 122ZM125 124H126V123H125ZM131 124H132V123H131ZM133 124H134V123H133ZM140 124H141V123H140ZM140 124H139V125H140ZM154 124H155V121H154ZM154 124H153V125H154ZM223 124H224V123H223ZM247 124H246V126H247ZM259 124H260V123H259ZM263 124H264V122H263ZM1 125H2V124H1ZM9 125H8V126H9ZM18 125H19V126H18ZM39 125L41 126V124H39ZM59 125H58V126H59ZM61 125H60V126H61ZM73 125H74V124H73ZM75 125H76V124H75ZM75 125H74V126H75ZM85 125H88V124H84V126H85ZM93 125H94V124H93ZM93 125H92V126H93ZM108 125H109V124H108ZM110 125H111V123H110ZM110 125H109V127L111 128ZM113 125H115V124H113ZM116 125H118V123H117ZM153 125H152V126H153ZM156 125H157V124H156ZM167 125H168V124H167ZM220 125H221V124H220ZM220 125H217V126H220ZM234 125H235V124H234ZM242 125H244V124H242ZM251 125H252V123H251ZM4 126H6V125H4ZM4 126H3V128H4ZM8 126H7V127H8ZM13 126H14V125H13ZM33 126H34V125H33ZM35 126H36V125H35ZM35 126H34V127H29V126H28L29 128H28V127H27V128H28V130H29V129H31V128H32V129L35 128ZM51 126H52V125H51ZM60 126H59V127H60ZM81 126H82V125H81ZM100 126H101V125H100ZM100 126H98V125L95 126V125H94V126H93V127H94V129H93L94 131H91V130H90V132H87V131H89V129H87V127H86V129H87V131H85L86 133H85V132H82V133H85V134L88 133V134H90L91 132H95V130H96V133L98 134V132H97L98 130H97L96 127L99 128ZM102 126H103V125H102ZM102 126H101V127H102ZM130 126H131V125H130ZM152 126H151V127H152ZM184 126H185V125H184ZM197 126H198V125H197ZM202 126H204V124H203ZM208 126H209V125H208ZM226 126H227V125H226ZM226 126H225V127H226ZM230 126H231V125H230ZM232 126H233V125H232ZM244 126H245V125H244ZM258 126H259V125H258ZM261 126H262V125H261ZM7 127H5L4 131H2V132H6L5 130H6ZM9 127H11V126H9ZM44 127H45V126H44ZM93 127H92V128H93ZM105 127H106V125H105ZM105 127L103 126L104 130H105ZM158 127H160V126L158 125ZM164 127H165V126H164ZM168 127H169V126H168ZM182 127H183V126H182ZM214 127H215V126H214ZM238 127H239V126H238ZM249 127H250V126H249ZM255 127H256V125H255ZM263 127H264V126H263ZM263 127H262V128H263ZM11 128L14 129L13 127H11ZM11 128H9V130H10ZM27 128H25V129H27ZM36 128H37V126H36ZM36 128H35V129H36ZM51 128L54 129V127H51ZM60 128H61V127H60ZM72 128H73V126H72ZM79 128H78V130H79ZM88 128H89V127H88ZM92 128L90 127V129H92ZM95 128H96V129H95ZM103 128H101V129L103 130ZM106 128L108 129V132H109V128H108V126H107ZM112 128H113V126H112ZM115 128H117V127H115ZM135 128H136V127H135ZM137 128H138V127H137ZM154 128H156V127H154ZM161 128H162V127H161ZM176 128H177V127H176ZM187 128H188V127H187ZM187 128H186V129H187ZM196 128H197V127H196ZM204 128H205V126H204ZM219 128H221V127H219ZM231 128H234V126L231 127ZM236 128H237V126H236L235 129H234V130H235V132H234L235 134H236L237 130L240 131V128H239V129H238V128L236 129ZM257 128H258V127H257ZM18 129H14V130H17V131H18ZM45 129H46V128H45ZM70 129H68V130H70ZM73 129H76V130H77V126H76V128L74 127ZM83 129H85V127H84ZM83 129L80 130V131L77 130V131H78V132H77L78 137L83 136V137H82V139H84L83 141L85 142V139H86V141L89 142V140L87 139V138H88V135L85 136V134L82 135L81 133H79V132L83 131ZM99 129H100V128H99ZM124 129H125V128H124ZM150 129H151V128H150ZM165 129H166V128H165ZM193 129H194V127H193ZM205 129H206V128H205ZM205 129H204V130H205ZM207 129H208V128H207ZM217 129H218V128H217ZM221 129H223V128H221ZM228 129H229V128H228ZM228 129H226V132L228 131ZM246 129H247V128H246ZM250 129H251V128H250ZM250 129H248V130L250 131ZM254 129H255V128H254ZM9 130H8V128H7V131H9ZM23 130H24V128H23ZM23 130H22V131H23ZM43 130H44V129H43ZM43 130H41V131H43ZM47 130H48V129H47ZM47 130H46V133H47V135H48V133H49L50 131L47 132ZM49 130L52 131V129H50V128H49ZM59 130H60V129H59ZM59 130H58V131H59ZM76 130H73V131H76ZM110 130H111V129H110ZM114 130H115V129H114ZM121 130H122V129H121ZM121 130L118 129L117 131H121ZM184 130H185V128H184ZM224 130H225V128H224ZM255 130H256V129H255ZM22 131H20V133H21ZM24 131H25V130H24ZM24 131H23V132H24ZM33 131L35 132V130H33ZM38 131H40V130H38ZM60 131H61V130H60ZM70 131H71V130H70ZM70 131H67V130H66V131H64V132H65V133H66V132L69 133ZM111 131H112V130H111ZM115 131H116V130H115ZM115 131H114L113 133H115ZM154 131H155V130H154ZM154 131H153V132L151 131L152 133H150V134H154ZM157 131H158V129H157ZM168 131H169V130H168ZM239 131H238V132H239ZM244 131H245V130H243V132H244ZM9 132H11V131H9ZM9 132H8V133H9ZM13 132H14V131H13ZM29 132H30V130H29ZM56 132H57V131H56V129H55V133H56ZM161 132H162V130H161ZM185 132L188 133V130L185 131ZM215 132H216V131H215ZM226 132H224V134H226ZM229 132H230V130H229ZM238 132H237V133H238ZM241 132H242V130H241ZM241 132H240V133H241ZM243 132L241 133L242 135L244 134ZM246 132H248V131H246ZM246 132H245V133H246ZM252 132H253V131H252ZM255 132H257V130H256ZM261 132H262V131H261ZM261 132H260V133H261ZM0 133H1V128H0ZM6 133H7V132H6ZM20 133H19V137H20V135H21ZM24 133H26V132H24ZM24 133H23V135H24ZM32 133H33V132H32ZM43 133H44V131H43ZM43 133H42V134H43ZM65 133H64V134H65ZM71 133H73V134H71ZM71 133H70V135H73V137L71 136V138H76V137H74V133H75V132H72V131H71ZM96 133H95V134H96ZM103 133L106 134V133H107V130H106V132L104 131ZM103 133H102V134H103ZM113 133L110 132V134H112V135L114 136L115 134H113ZM119 133H120V132H119ZM122 133H123V132H122ZM127 133H128V132H127ZM146 133H147V132H146ZM157 133H158V132H157ZM162 133H163V132H162ZM234 133H233L231 136H234ZM10 134H11V133H10ZM10 134L8 135V137L10 136ZM12 134H13V133H12ZM26 134H28V133H26ZM33 134H34V133H33ZM35 134H36V133H35ZM35 134H34V135H35ZM37 134H38V132H37ZM40 134H41V133H40ZM52 134H53V131H52ZM64 134H62L61 137H62ZM77 134H75V136H76ZM80 134H81V135H80ZM95 134H94V136H95ZM100 134H101V133H100ZM110 134H109V135H110ZM141 134H142V133H141ZM160 134H161V133H159V136H160ZM204 134H205V133H204ZM206 134H207V133H206ZM249 134H250V132H249ZM251 134H252V133H251ZM257 134H258V132H257ZM263 134H264V133H263ZM263 134H262V135H263ZM2 135H4V134H2ZM34 135H33V136H34ZM50 135H51V134H50ZM65 135H67V134H65ZM68 135H69V134H68ZM91 135L93 136V134H90V137H91ZM106 135L108 136V133H107ZM116 135H117V134H116ZM125 135H126V134H125ZM125 135H124V136H125ZM128 135H130V133H129ZM128 135H127V136H128ZM131 135H132V134H131ZM145 135H146V134H145ZM155 135H156V134H155ZM162 135H163V134H162ZM167 135H168V134H167ZM175 135L178 136V134H175ZM222 135H223V133H222ZM227 135H228V134H226L225 137H226ZM242 135H240L241 138L243 137ZM252 135H255V134H252ZM4 136H6V134H5ZM4 136H3V137H4ZM12 136H15V135H12ZM84 136H85V138H84ZM94 136H93L92 138H94ZM98 136L100 137L99 134H98ZM117 136H118V135H117ZM117 136H114V137H117ZM120 136H122V135H120ZM120 136H119L118 138H120ZM133 136H134V134H133ZM211 136H212V135H211ZM236 136H237V135H236ZM238 136H239V135H238ZM238 136H237V137H238ZM247 136H248V135H247ZM259 136H260V135H258V137H259ZM16 137H17V136H16ZM28 137H29V136H28ZM36 137H37V136H36ZM46 137H47V136H46ZM50 137H51V136H50ZM50 137L48 136V140H49V141H52V139H49ZM58 137H59V136H58ZM61 137H60V138H61ZM63 137H64V136H63ZM63 137H62V140H65V142L61 140L62 142L58 141V143L60 142V145L63 144V143H64V144H65V143L68 144L69 141L66 142V139H67L69 136H67L66 139H65V138L63 139ZM78 137H77V138H78ZM90 137H89V138H90ZM96 137H97V135L95 136V139H96ZM141 137L143 138V136H141ZM165 137H166V136H165ZM181 137H182V135H181ZM208 137H209V135H208ZM220 137H221V136H220ZM225 137L223 136L224 139H226ZM237 137H236V138H237ZM244 137H245V136H244ZM250 137H251V136H250ZM260 137H261V136H260ZM260 137H259V138H260ZM263 137H264V136H263ZM0 138H2V137H0ZM21 138H22V137H21ZM31 138H32V136H31ZM34 138H35V137L32 138V141L34 140ZM41 138L43 139L44 136L42 137V135H41ZM41 138L39 137L38 139H41ZM71 138H68V139L71 141ZM77 138H76V139H77ZM97 138H98V137H97ZM109 138H111V137H109ZM148 138L150 139L149 136H148ZM153 138H154V137H153ZM157 138H159V137H157ZM170 138H171V137H170ZM187 138H188V137H187ZM212 138H213V136H212ZM221 138H222V137H221ZM232 138H234V137H232ZM238 138H239V137H238ZM4 139H5V138H3V140H4ZM6 139H8V138L6 137ZM6 139H5V140H6ZM10 139H11V138H10ZM18 139H19V138H18ZM18 139H17V140H18ZM22 139H23V138H22ZM25 139H26V136H25ZM53 139L55 140L56 138H53ZM82 139H79V138H78L77 140H80V141H78L77 143L82 142ZM116 139H117V138H116ZM122 139L124 140V138H122ZM178 139H179V138H178ZM234 139H235V138H234ZM251 139H252V138H251ZM261 139H263V138H261ZM261 139H260V140H261ZM5 140H4V142H5ZM8 140H9V139H8ZM26 140H28V138H27ZM26 140H25V141H26ZM30 140H31V139H30ZM44 140H45V139H44ZM58 140H59V139H58ZM74 140H75V139H73L72 142H75V143H76L77 140H76V141H74ZM102 140H103V139H102ZM119 140H121V139H119ZM139 140H140V139H139ZM159 140H160V142H161V141L163 142V140H161V139H159ZM164 140H167V139H164ZM171 140H172V139H171ZM175 140H176V138H175ZM210 140H211V137H210ZM256 140H257V139H256ZM260 140H259V141H260ZM11 141H13V140H11ZM14 141H16V140H14ZM28 141H29V140H28ZM28 141H27V142H28ZM46 141H47V140H45V142H46ZM92 141H95V140H91V141L89 142V144H90V143L92 144ZM98 141H100L99 138H98ZM98 141H96V142L98 143ZM177 141L180 142V140H177ZM211 141H212V140H211ZM225 141H226V140H225ZM238 141H239V140H238ZM242 141H243V140H242ZM6 142H8V141L6 140ZM6 142H5V143H6ZM27 142H26V143H27ZM30 142H31V141H30ZM38 142H39V141H38ZM52 142H53V141H52ZM52 142H49L52 146H53V144H54V145H57V144H55V143H57V141H56V142L54 141L55 143H53V144H52ZM72 142H69V144L72 143ZM137 142H138V141H137ZM142 142H143V144L147 143V142H144V140H143ZM149 142H150V141H149ZM156 142H157V140H156ZM166 142H167V141H166ZM170 142H171V141H170ZM170 142H169V143H170ZM213 142L216 143L215 141H213ZM220 142H221V139H220ZM229 142H230V141H229ZM246 142H247V141H246ZM257 142H258V141H257ZM261 142H262V141H261ZM0 143H1V142H0ZM2 143H3V142H2ZM12 143H13V142H12ZM14 143H15V142H14ZM75 143H73V144L75 145ZM85 143H86V142H85ZM106 143H107V142H106ZM124 143H125V142H124ZM126 143H127V142H126ZM138 143H139V142H138ZM157 143H159V141H158ZM172 143H173V142H172ZM172 143H171V144H172ZM175 143H176V142H175ZM182 143H183V142H182ZM205 143H206V142H205ZM205 143H204V144H205ZM221 143H222L221 146L224 148L223 141H222ZM227 143H228V142H227ZM236 143H237V140H236ZM244 143H245V142H244ZM3 144H4V143H3ZM8 144H9V146H10L11 143H6V145H8ZM16 144H17V146L14 147V150H15V148H18V147H19V148L22 147L23 150H27V149H28V146H26L27 144L24 145V146L27 147V149H26V147H24L25 149L23 148V146H22L23 144H22V145H19L18 142H17ZM24 144H25V143H24ZM35 144H36V143H35ZM35 144H34V145H35ZM73 144H72V148H71V147H70V148H71V152L74 154V153H76L78 150H76V148H74L76 152H74V151L72 150V149H73ZM80 144H81V143H80ZM91 144H90L89 147H91ZM99 144L101 145L102 143L100 142ZM107 144H108V143H107ZM107 144H106V145H107ZM112 144H113V143H112ZM112 144H111V145H112ZM115 144H116V143H115ZM115 144H114V145H115ZM154 144H155V143H154ZM160 144H161V143H160ZM162 144H163V143H162ZM162 144H161L160 146H162ZM173 144H174V143H173ZM180 144H181V143H180ZM180 144H178V145H180ZM208 144H209V143H208ZM218 144H219V142H218ZM225 144H226V143H225ZM230 144H231V142H230ZM241 144H243V143H241ZM259 144H260V143H259ZM0 145H1L2 148L4 149L3 145H2V144H0ZM6 145L4 144V146L8 148V146H6ZM82 145H83V144H81L80 146L83 147ZM86 145L88 146V144H86ZM94 145H95V142H94ZM129 145H130V144H129ZM163 145L165 146V142H164ZM166 145H167V144H166ZM189 145H190V143H189ZM210 145H212V144H210ZM213 145H214V144H213ZM237 145H238V144H237ZM239 145H240V141H239ZM253 145H254V143H253ZM1 146H0V147H1ZM11 146H13V144H12ZM20 146H21V147H20ZM37 146H39V144H37ZM40 146H41L40 148H41V150H42L43 147H44V145L42 144V145H40ZM42 146H43V147H42ZM57 146H58V145H57ZM66 146L69 147L68 145H66ZM76 146H77V148H78L79 150L81 149V147L79 146V144L75 145L74 147H76ZM78 146H79L80 148H79ZM95 146H97V144H96ZM116 146H117V145H116ZM154 146H155V145H154ZM158 146H159V145H158ZM158 146H157V147H158ZM164 146H163V147H164ZM171 146H172V145H171ZM175 146H176V145H175ZM242 146H243V145H242ZM245 146H246V148H247V145H245ZM245 146H243V147H245ZM254 146H255V145H254ZM254 146H253V147H254ZM257 146H258V145H257ZM263 146H264V145H263ZM29 147H30V145H29ZM46 147H47V146H46ZM48 147H49V145H48ZM48 147H47V149L49 150V152L46 151L47 154L44 153V152H43V153H40V154H41V155L46 154V155L48 156L49 153L52 152L51 149H49ZM59 147H60V146H59ZM84 147H85V145H84ZM102 147H104V146H102ZM106 147H107V146H105V149H106ZM142 147H143V146H142ZM169 147H170V145H169ZM173 147H174V145H173ZM173 147H172V148H173ZM176 147H177V146H176ZM188 147H189V146H188ZM188 147H187V148H188ZM197 147H198V146H197ZM197 147H195L194 149H196ZM213 147H214V146H213ZM240 147H241V146H240ZM253 147H252V148H253ZM7 148H5V149H7ZM50 148H51V147H50ZM54 148L56 149V146H54ZM61 148H62V147H61ZM61 148H59V149L57 148V149L60 150ZM63 148H65V147L63 146ZM92 148H94L93 145H92ZM92 148H90V149H92ZM98 148H99V145H98ZM165 148H166V147H165ZM167 148H168V145H167ZM191 148H192V147H191ZM207 148H208V147H207ZM219 148H220V147H219ZM235 148H236V146H235ZM238 148H239V147H238ZM255 148H257V147H255ZM3 149H2V151H3ZM5 149H4V152H6ZM9 149H12V148L9 147ZM9 149H7V152L10 151ZM29 149H30V148H29ZM34 149H35V148H34ZM34 149H33V152L35 151ZM65 149H68V148H65ZM85 149H86V147H85ZM85 149H83V150H85ZM87 149H88V150H87ZM87 149H86V152L89 151V148H87ZM100 149H101V148H100ZM100 149H99V150H100ZM107 149L109 150V148H107ZM119 149H120V148H119ZM137 149H138V148H137ZM154 149H155V148H154ZM160 149H161V148H160ZM160 149H156V150H159V151H160ZM162 149H163V148H162ZM184 149H185V147H184ZM201 149H202V148H201ZM226 149H227V148H226ZM240 149H242V148H240ZM258 149H259V148H258ZM258 149H257V151H258ZM8 150H9V151H8ZM18 150L20 151L21 149H18ZM18 150H15V151L18 152ZM30 150H32V147H31ZM95 150H96V147H95ZM101 150H104V148H102ZM101 150H100V152H101ZM108 150H107V151H108ZM112 150H113V149H112ZM134 150H136V149H133L132 151L134 152ZM151 150H152V149H151ZM170 150H171V148H170ZM204 150H205V148H204ZM208 150H209V149H208ZM217 150H218V149H217ZM222 150H224V149H222ZM238 150H239V149H238ZM11 151H12V150H11ZM27 151H28V150H27ZM38 151H39V148H38ZM54 151H55V150H54ZM54 151H53V152H54ZM60 151H61V152H64V151H62V149H61ZM68 151H69V150H68ZM68 151H67V152H68ZM91 151H92V153H93V149L90 150V152H91ZM129 151H130V150H129ZM129 151H128V152H129ZM143 151H144V150H143ZM148 151H149V150H148ZM182 151H183V150H182ZM184 151L186 152V150H184ZM188 151H189V150H188ZM190 151H191V150H190ZM199 151H200V148H199ZM199 151H198V149H197V152H199ZM214 151H215V150H214ZM240 151H241V150H240ZM257 151H256V152H257ZM0 152H1V150H0ZM4 152H3V153H4ZM7 152H6V153H7ZM28 152H29V151H28ZM40 152H41V151H40ZM56 152H59V151H56ZM71 152H70V154H71ZM79 152H80V153H79ZM79 152H78L79 154H83L85 151H82V153H81V151H79ZM96 152H97V151H96ZM103 152H104V151H103ZM105 152H106V151H105ZM112 152H113V151H112ZM114 152H115V149H114ZM128 152H127V153H128ZM135 152H136V151H135ZM161 152H163V151H161ZM164 152H166V151L164 150ZM167 152H168V149H167ZM167 152H166V153H167ZM169 152H171V151H169ZM191 152H192V151H191ZM209 152H210V151H209ZM224 152H225V150H224ZM234 152H235V150H234ZM242 152H243V151H242ZM242 152H241V153H242ZM246 152H247V151L244 150V153H246ZM249 152H250V150H249ZM251 152H252V151H251ZM1 153H2V152H1ZM1 153H0V155H1ZM6 153H5V155H7V156H14V155H10L11 152H10V154H8V153L6 154ZM12 153L14 154V151H12ZM25 153H26V151H25ZM34 153H35V152H34ZM37 153H38V152H37ZM59 153H60V152H59ZM78 153H77V154H78ZM88 153H89V152H88ZM94 153H95V152H94ZM131 153H132V152H131ZM140 153H141V151L139 152V154H140ZM148 153H149V152H148ZM156 153H157V152H156ZM172 153H173V150H172ZM210 153H211V152H210ZM212 153H213V149H212ZM217 153H219V152H216V154H217ZM220 153H221V152H220ZM257 153H258V152H257ZM18 154H19V153H18ZM26 154H27V153H26ZM26 154H24V155H26ZM29 154H30V153H29ZM52 154H53V153H51V155H52ZM62 154H63V153H62ZM70 154H69V155H70ZM77 154H74V155H77ZM79 154H78V155H79ZM84 154H85V153H84ZM95 154H96V153H95ZM116 154H117V153H116ZM121 154H122V153H121ZM123 154H124V153H123ZM132 154L135 155L136 153H132ZM132 154H130V155H132ZM139 154H138V156L141 157L142 155L140 156ZM152 154H153V152H152ZM186 154H187V152H186ZM216 154H215V152H214L213 155H216ZM247 154H248V153H247ZM251 154H252V153L248 154V156L251 155ZM255 154H256V153H255ZM19 155H22V154L20 153ZM30 155H31V154H30ZM37 155H39V153H38ZM41 155H40V156H41ZM51 155H49V157H50L49 159H51V157H52V159H53V156L56 155V154H54L53 156H51ZM57 155H58V154H57ZM57 155H56V157H59L61 154H60L59 156H57ZM64 155H66V154L64 153L63 156H64ZM69 155H68V153H67L68 158H69ZM78 155H77L75 161H78V159H80L81 157H83V155H82V156L79 158ZM89 155H90V153L88 154V156H89ZM103 155H104V154H103ZM103 155H102V156H103ZM106 155H107V154H106ZM106 155H104L105 157H104V156H103V157L106 158ZM113 155H115V154H113ZM127 155H128V154H127ZM154 155H155V153H154ZM184 155H185V154H184ZM191 155H192V153H191ZM191 155H189L188 157H185V156H187V155H185L184 158H186V159L188 158V160H189V157H190ZM199 155H200V154H199ZM203 155H204V154H203ZM203 155H202V157H203ZM211 155H212V154H211ZM238 155H239V154H238ZM240 155H241V154H240ZM240 155H239V157H240ZM242 155H243V154H242ZM3 156H4V154H3ZM3 156L1 155L0 157H3ZM7 156H6V159L8 158ZM17 156H18V155H17ZM40 156H37V157H40ZM47 156L44 155V156H42V157H47ZM84 156L86 157V154H85ZM91 156L95 157V156L92 155V154H91ZM97 156H98V153H97ZM121 156H123V155H121ZM138 156L136 155V157H138ZM164 156H165V154H164ZM168 156H169V154H168ZM200 156H201V155H200ZM200 156H199V158H200ZM225 156H226V154H225ZM24 157H26V156H24ZM24 157H23V160H24ZM34 157H35V159H36V154H35ZM42 157H40V158L42 159ZM54 157H55V156H54ZM72 157H73V156H72ZM85 157H84V158H85ZM93 157H92V158H93ZM99 157H101V154L99 155ZM108 157H109V156H108ZM117 157H118V156H117ZM119 157H120V155H119ZM126 157H127V156H126ZM129 157H130V156H129ZM129 157H127V160H129V159H133V157H132V158H129ZM136 157H135V159L137 160ZM153 157H154V156H153ZM177 157H178V156H177ZM177 157H176V158H177ZM192 157H193V156H192ZM213 157H214V156H213ZM229 157H230V156H229V154H228V158H229ZM244 157H245V156H244ZM19 158L21 159V161H22V163H23L22 156H20ZM30 158H33V157H30ZM30 158H29V159H30ZM64 158H65V160L68 159V158L66 159L65 156H64ZM64 158H63V159H64ZM70 158H71V157H70ZM84 158H82V159L84 160ZM96 158H98V157H96ZM104 158H103V159H104ZM115 158H116V156H115ZM121 158H124V156L121 157ZM121 158H120V159H121ZM128 158H129V159H128ZM144 158H146V157H144ZM170 158H171V157H170ZM214 158H215V157H214ZM226 158H227V157H226ZM263 158H264V157H263ZM8 159H9V158H8ZM16 159H17V161H18V158H17V157H16ZM25 159H26V158H25ZM35 159L33 158L34 163L37 162V161H35ZM41 159H40V160H41ZM56 159H57V158H56ZM63 159H62L63 163L66 162V161L63 160ZM73 159H74V157H73ZM86 159L88 160V158H86ZM86 159H85V163H87ZM90 159H91V158H90ZM99 159H101V158H99ZM103 159H101V160H103ZM107 159H108V162H109L110 160L112 161V158H111V157H110V158H107ZM140 159H141V158H140ZM177 159H178V158H177ZM191 159H192V158H191ZM212 159H213V158H212ZM215 159H216V158H215ZM215 159H214V160H215ZM218 159H219V158H218ZM229 159H230V158H229ZM250 159H251V158H250ZM10 160H11V159H10ZM10 160H9V161H10ZM13 160H14V159H13ZM13 160L11 161V163H12V162H15V161H13ZM33 160H32V161H33ZM36 160H37V159H36ZM42 160H44V159H42ZM46 160H47V162L49 163L50 160H48V158H47ZM54 160H55V158H54ZM58 160H60V158H59ZM68 160H69V159H68ZM71 160H72V159H71ZM94 160H95V159H92L91 161L93 162ZM97 160H98V159H97ZM104 160H105V159H104ZM114 160H115V159H114ZM142 160H145V159H142ZM175 160H176V159H175ZM181 160H183V159L181 158ZM188 160H187V162H188ZM239 160H241V159H239ZM0 161H1V160H0ZM3 161H4V157H3V160L0 162V165L3 164V163H2ZM29 161H30V160H29ZM32 161H30V162H32ZM38 161H39V159H38ZM44 161H45V160H44ZM51 161H52V160H51ZM55 161H56V160H55ZM69 161H70V160H69ZM75 161H74V164L76 163ZM106 161H107V160H106ZM124 161H125V160H124ZM133 161H134V160H133ZM153 161H154V160H153ZM168 161H170V160H168ZM176 161H178V160H176ZM176 161H174V162H176ZM192 161H194V160H193V159H192V160H189V167H192V166H190V162H192ZM196 161H197V160H196ZM202 161H203V160H201V164L203 163ZM210 161H211V160H210ZM241 161H242V160H241ZM5 162H8V161H5ZM26 162H27V161H26ZM39 162H40V161H39ZM41 162H42V161H41ZM56 162H57V161H56ZM56 162H55V163H56ZM58 162H59V161H58ZM60 162H61V160H60ZM60 162H59V163H60ZM72 162H73V161H71V163H72ZM79 162H81V161L79 160V161L77 162V165L79 164L78 166H77V165H75V166L73 165L72 167L75 168V167L77 166V168H75V169H78V167L81 168L80 166H81L84 162H83L81 165H80ZM88 162H89V161H88ZM96 162L98 163L99 161H96ZM103 162H104V161H103ZM128 162H129V161H128ZM148 162H150V161L148 160ZM163 162H164V160H163ZM163 162H161V163H163ZM185 162H186V161H185ZM205 162H206V161H205ZM208 162H209V161H208ZM216 162H217V161H216ZM233 162H234V161H233ZM1 163H2V164H1ZM18 163H20V161H19ZM32 163H33V162H32ZM42 163H43V162H42ZM42 163H40V166H43V165H44V163H43V164H42ZM51 163H52V162H51ZM53 163H54V162H53ZM55 163H54L52 166L50 165L49 169L52 168V167H54ZM66 163L69 165L70 162L67 161ZM66 163H65V164H66ZM71 163H70V164H71ZM97 163H95V164L98 165ZM126 163H127V162H126ZM158 163H159V162H158ZM158 163H157V164H158ZM176 163H177V162H176ZM192 163H193V162H192ZM199 163H200V162H199ZM226 163H227V162H226ZM249 163H250V162H249ZM23 164H24V163H23ZM23 164H21V165H23ZM29 164H31V163H29ZM29 164H26V166L28 165V167H29ZM41 164H42V165H41ZM45 164H46V163H45ZM56 164H57V163H56ZM95 164H94V166H95ZM99 164H101V163L99 162ZM102 164H103V163H102ZM102 164H101V167H102ZM109 164H110V162L107 163V165H109ZM127 164H128V163H127ZM154 164H155V163H154ZM187 164H188V163H187ZM187 164L184 163V166H182V167H185V165H187ZM212 164H213V163H212ZM234 164H235V162H234ZM237 164H238V163H237ZM237 164H236V165H237ZM241 164H242V163H241ZM262 164H263V163H262ZM3 165H4V164H3ZM3 165H2V166H3ZM6 165H8V163H6ZM9 165H10V164H9ZM9 165H8V166H9ZM21 165H19V168H20L19 171L21 170V172H23V170H22V168H21V167H22ZM35 165H38V164L36 163ZM35 165H33V166H35ZM57 165H58V164H57ZM60 165H61V164H60ZM60 165H58V166H60ZM63 165H64V164H62V165L60 166L61 169H62V166H63ZM84 165H85V164H84ZM88 165H89V163H88ZM88 165H87V167H88ZM113 165H114V164H113ZM117 165H118V164H117ZM133 165H134V163H133ZM141 165H142V163H141ZM158 165H159V166H161V165L165 166L164 163L161 164V165H160V164H158ZM172 165H173V162L171 163V166H172ZM192 165H193V164H192ZM203 165H204V164H202L201 166H203ZM210 165H211V163H210ZM248 165H249V164H248ZM2 166H0V170H1V167H2ZM8 166H6V167H8ZM11 166H13V164H11ZM16 166H17V164H16ZM16 166H13V167H16ZM20 166H21V167H20ZM23 166H24V165H23ZM46 166H49V165L46 164ZM69 166H70V165H69ZM69 166L65 165L66 168H63V170L66 169L65 171H68V172H69L68 169L71 168V166H70V168H68ZM82 166H83V165H82ZM85 166H86V165H85ZM105 166H106V165H105ZM105 166H104V164H103V167H104V168H105ZM111 166H112V165H111ZM142 166H143V165H142ZM142 166H141V167H142ZM147 166H148V165H147ZM193 166H194V165H193ZM195 166H197V165H195ZM195 166H194V168L192 167L193 170H194V169H197V167L195 168ZM216 166H217V164L214 165V167H216ZM6 167H3V168H5V169H4V173L8 171V170L5 171L6 169H8V168H6ZM9 167H10V166H9ZM13 167H12L11 170H13ZM36 167H38V166H36ZM36 167H34V168H35L36 171H37V169H38L39 167H38V168H36ZM55 167H56V166H55ZM55 167H54V168H55ZM60 167H59V168H60ZM87 167H85V168H87ZM101 167H98V168H101ZM106 167H110V166H106ZM128 167H130V166H127L126 168H128ZM165 167H166V166H165ZM182 167H181V168H182ZM187 167H188V166H186V171L188 172ZM203 167H204V166H203ZM208 167H209V166H208ZM211 167H212V166H211ZM238 167L240 168L241 166H238ZM24 168H25V167H24ZM26 168H27V167H26ZM44 168H46V167H44ZM67 168H68V169H67ZM74 168H71V169H74ZM92 168H93V167H92ZM121 168H122V167H121ZM169 168H170V167H168V168H166V169H169ZM192 168H189V169L191 170ZM200 168H201V167H200ZM226 168H227V167H226ZM9 169H10V168H9ZM14 169H16V168H14ZM17 169H18V168H17ZM35 169H34V170H35ZM40 169H41V168H40ZM42 169H43V168H42ZM49 169L46 168L45 170L48 172ZM56 169H58V168H56ZM56 169H55V170H56ZM61 169H58V170H61ZM88 169H91V167H88ZM95 169H96V168H95ZM112 169H113V167H112L111 169H109V170H112ZM117 169H118V168H117ZM119 169H120V168H119ZM119 169H118V170H119ZM123 169H125V168H122V171H123ZM139 169H140V168H139ZM141 169H143V168H141ZM148 169H149V168H148ZM151 169H153V168H151ZM154 169H155V168H154ZM177 169H178V168H177ZM210 169H211V168H210ZM220 169H221V168H220ZM240 169H241V168H240ZM32 170H33V169H32ZM32 170H29V172H28V171H27V172L30 174V172H31ZM58 170H57V173H59ZM79 170H81V169H79ZM79 170H78V172H79ZM82 170H83V174H84V171H85L86 173L89 172V170L87 171V169H84V166H83V169H82ZM82 170H81V171H82ZM92 170H94V169H92ZM92 170H91V171H92ZM96 170H98V169H96ZM100 170H101V169H100ZM103 170H104V169H103ZM106 170H107V169H106ZM106 170H104V175H107V174L105 173ZM118 170H117V171H118ZM125 170H126V169H125ZM125 170H124V172L128 171V170H126V171H125ZM155 170H156V169H155ZM158 170H160V168H159ZM183 170H185V169H183ZM204 170H205V169H204ZM204 170H203V171H204ZM213 170H214V169H213ZM241 170H242V169H241ZM1 171H2V170H1ZM1 171H0V172H1ZM9 171H10V170H9ZM9 171H8V172H9ZM14 171H16V170H14ZM14 171H13V172H14ZM36 171H34V172H36ZM39 171H40V173H39L40 176H38L39 174H37V173H36V174H37V176H38V179H39V177H40V179H41V178H43L44 176H43V173H41V170H38L37 172H39ZM51 171H54V169H52ZM51 171L48 172V173L44 171V174L46 173V174L48 175V174L52 173ZM65 171L62 172L63 175L66 174V173H68V172H65ZM81 171H80V172H81ZM107 171H108V170H107ZM107 171H106V172H107ZM112 171H113V170H112ZM115 171H116V170H115ZM130 171H134V170H131V169H130ZM140 171H141V170H139V172H140ZM142 171H143V170H142ZM144 171L146 172V168H145ZM147 171H148V170H147ZM149 171H150V170H149ZM165 171L167 172V171H169V170H165ZM181 171H182V169H181ZM186 171H185V172H186ZM194 171L196 172V170H194ZM198 171H199V170H198ZM206 171H207V170H206ZM208 171H210V170H208ZM208 171H207V173H208ZM243 171H244V170H243ZM24 172H25V170H24ZM54 172H56V171H54ZM70 172H71V171H70ZM78 172H77V173H78ZM95 172H96V171H95ZM95 172H94V173H95ZM98 172H99V171H98ZM100 172H101V171H100ZM124 172H122V173H124ZM128 172H129V171H128ZM135 172L137 173V171H135ZM135 172H134V173H135ZM139 172H138V174H139ZM145 172H144V173H145ZM163 172H164V171H162V173H163ZM170 172H171V171H170ZM187 172H186V173H187ZM195 172H194V174H195ZM201 172H202V171H201ZM214 172H216V171H214ZM214 172H212V173H214ZM231 172H232V171H231ZM237 172H238V170H237ZM1 173H3V172H1ZM4 173H3V175H1V176H3V177L5 176V177H6L7 174H9V173H5V175H4ZM10 173H11V171H10ZM16 173H17V171H16ZM32 173H33V172H32ZM32 173H31V175H33ZM62 173H61V175H62ZM92 173H93V172H92ZM94 173H93V174H94ZM107 173H108V172H107ZM110 173H111V172H110ZM115 173H116V172H115ZM126 173H127V172H126ZM140 173H142V172H140ZM146 173H147V172H146ZM152 173H153V172H152ZM154 173H155V172H154ZM154 173H153V174H154ZM188 173L191 174V173H193V171L191 170V172H188ZM199 173H200V172H199ZM207 173H206V174H207ZM225 173H226V172H225ZM250 173H251V172H250ZM11 174H13V173H11ZM25 174H27V173L25 172ZM25 174L23 173V177L25 176ZM29 174H27V175H29ZM36 174H35V175H36ZM59 174H60V173H59ZM71 174H72V172H71ZM71 174H70V175H71ZM73 174H75V172H74ZM79 174H80V173H79ZM83 174H80V175H83ZM87 174H88V173H87ZM87 174H86V175H87ZM101 174H103V173L101 172ZM116 174H117V173H116ZM120 174H121V173H120ZM127 174H128V173H127ZM129 174H131V172H130ZM148 174H149V173H148ZM157 174H158V173H157ZM160 174H161V172H160ZM168 174H169V172H168ZM171 174H173V173H171ZM175 174H176V171H175ZM175 174H173L172 176H174ZM177 174H178V172H177ZM182 174H183V173H182ZM184 174H185V173H184ZM184 174H183V175H184ZM190 174H189V176H190ZM201 174H202V173H201ZM217 174H218V173H217ZM233 174H234V173H233ZM235 174H237V173H235ZM240 174H241V173H240ZM240 174H239V175H240ZM17 175H18V174H17ZM17 175H16V176H17ZM19 175H20V172H19ZM27 175L23 178L24 181H25V178H26V179L28 178ZM35 175L33 176L34 178H35ZM57 175H58V174H57ZM63 175H62V177H57V178H58V179L61 178V181H62V178L65 179V176L63 177ZM67 175H68V174H67ZM70 175L67 176V177L70 178ZM80 175H79V176H80ZM86 175H83V176H86ZM89 175H90L91 177H94L95 174L92 176L91 172H89ZM89 175H88V176H89ZM96 175H97V174H96ZM99 175H100V174H99ZM117 175H118V174H117ZM121 175H122V174H121ZM145 175H147V174H145ZM155 175H156V174H155ZM164 175H165V174L163 173V176H162V177H164ZM169 175H170V174H169ZM169 175H168V176H169ZM180 175H181V174H180ZM187 175H188V174H187ZM203 175H204V174H203ZM210 175H211V173H210ZM42 176H43V177H42ZM49 176H50V177H49V178H50L49 181H51V180H52V177H54L55 175L52 173V176H51V174H50ZM77 176H78V175L74 176V178H75V177H76V179H77V178H79V179L81 178V176H80V177H77ZM83 176H82V178H84ZM90 176H89L88 178H90ZM97 176H98V175H97ZM108 176H109V175H108ZM123 176H124V175H123ZM127 176L129 177V175H127ZM132 176H133V174H132ZM140 176H141V175H140ZM142 176H143V175H142ZM149 176H150V178H153V179L155 178V177H152V176H153L152 174L149 175ZM159 176H160V175H159ZM192 176H193V175H192ZM208 176H209V175H208ZM213 176H215V175L213 174L212 177H213ZM3 177H2V178H3ZM5 177H4V178H5ZM11 177H12V176H11ZM17 177H18V176H17ZM17 177H16V178H17ZM98 177H99V176H98ZM98 177H97V179H98ZM101 177H102V175H101ZM109 177H110V176H109ZM120 177H122V176H120ZM120 177H119V178H120ZM130 177H131V176H130ZM133 177H134V176H133ZM157 177H158V175H156V178H157ZM162 177H159V179L162 178ZM183 177H184V176H183ZM185 177H186V176H185ZM193 177H194V179H198L197 175H196V176L194 175ZM193 177H192V178H193ZM196 177H197V178H196ZM209 177H210V176H209ZM231 177H232V176H231ZM7 178L10 179L8 176L5 178V181H4V179H3V181H4L5 183L7 182L6 180H8ZM16 178H13V179H15V181H16ZM21 178H22V177H21ZM29 178H31V176H30ZM29 178H28V180H29ZM44 178H46V177H44ZM55 178H56V177H55ZM55 178H54V179H55ZM57 178H56V179H57ZM71 178H73V177L71 176ZM71 178H70V179H71ZM86 178H87V177H86ZM88 178H87V179H88ZM103 178L105 179L106 176H105V177L103 176ZM110 178H111V177H110ZM112 178H113V177H112ZM122 178H123V177H122ZM122 178H121V179H122ZM126 178H127V177H126ZM135 178H136V177H134V180H135ZM141 178H142V177H141ZM148 178H149V177H148ZM148 178H147V179H148ZM150 178H149V179H150ZM164 178H165V177H164ZM166 178H169V177H166ZM166 178H165V179H166ZM215 178H216V177H214L213 179H215ZM233 178H234V176H233ZM233 178H232V179H233ZM18 179H19V181L21 182L20 177L17 178V180H18ZM31 179H32V178H31ZM47 179H48V178H47ZM56 179H55V180H56ZM64 179H63V180H64ZM70 179H68V180L70 181ZM87 179H86V180H87ZM91 179H93V178H91ZM114 179H115V177H114ZM116 179H117V176H116ZM129 179H130V178H129ZM131 179H132V177H131ZM142 179H143V178H142ZM142 179H141V180H142ZM159 179H158V181H159ZM169 179H171V177H170ZM185 179H186V178H184V180H182V181H184V184H186V183H185V182H186ZM187 179H189V177H188ZM190 179H191V178H190ZM194 179H192V180L194 181ZM216 179H217V178H216ZM232 179H231V180H232ZM11 180H12V179H11ZM32 180H34V179H32ZM32 180L28 181V185L30 186V188H29V187H28V188L25 187L24 184H23V187L27 188V189H26L27 191H29L28 189H31V187H34V186H35L34 184H36V186H37V184H39V183H35V180H36V178H35V180L33 181L34 184L31 183V184L33 185V186H31V184H29V182H32ZM41 180H43V179H41ZM55 180H54V181H55ZM66 180H67V179H66ZM82 180H83V179H82ZM86 180H85V178H84L83 181L85 182ZM106 180H107V179H106ZM108 180H109V179H108ZM108 180H107V182H106V181H103V182H105V184L107 185ZM110 180H112V179H110ZM110 180H109V181H110ZM134 180L132 179V180H130L129 182L134 181ZM143 180H145V179H143ZM162 180H163V179H161V181H162ZM171 180H172V179H171ZM235 180H236V179H235ZM243 180H245V182H246L248 179H247V180H246V179H243ZM253 180H254V179H253ZM261 180H262V179H261ZM13 181H14V180H13ZM37 181H38V180H37ZM43 181H46V180H43ZM43 181H41V182L43 183ZM49 181H46V182H48V183L50 184L53 180H52L51 182H49ZM54 181H53V182H54ZM57 181H58V180H57ZM80 181H81V180H80ZM87 181H88V182L90 181V182H92V183L95 182V183H96L95 186H94L95 188H96L97 186H99V187H100V186H103L102 184H100V181H99V180H98V181H99L98 183H99L100 185L97 184V180H96V181H94V180H93V181H91V180H87ZM112 181H113V180H112ZM115 181H116V180H114V182H115ZM122 181H123V180H122ZM125 181H126V180H125ZM150 181H151V180H150ZM150 181H149V182H150ZM161 181H160V182H161ZM163 181H164V180H163ZM163 181H162V182H163ZM167 181H168V180H167ZM193 181H192V182H193ZM204 181H205V180H204ZM211 181H212V179H211ZM215 181H216V180H215ZM262 181H263V180H262ZM262 181H261V182H262ZM9 182H10V180L8 181V183H9ZM16 182L18 183V181H16ZM20 182L17 184V186L20 184ZM26 182H27V181H26ZM26 182H25V184H26ZM38 182H40V180H39ZM41 182H40V183H41ZM53 182H52V184L55 185V183H53ZM55 182H56V181H55ZM62 182H63V181H62ZM62 182H61V183L58 182V183L62 184ZM78 182H79V181H76V183H78ZM84 182H82V183H84ZM101 182H102V181H101ZM103 182H102V183H103ZM118 182H120V180H118ZM129 182H128V183H129ZM134 182L136 183V181H134ZM134 182H132V183H134ZM156 182H157V181H156ZM165 182H166V180H165ZM175 182H176V181H175ZM192 182H191V183H192ZM197 182H198V180H197ZM197 182H195V183H197ZM206 182H207V181H206ZM233 182H234V181H233ZM233 182H232V183H233ZM248 182H249V181H247L246 183H248ZM250 182H251V181H250ZM0 183H3V182H0ZM23 183H24V182H23ZM44 183H45V182H44ZM44 183L41 184L42 187H44L45 185H48V184H46V183H45V185H44ZM58 183H57V184H58ZM65 183H67V181L65 182V180H64V184L61 185L62 187L59 186V189H60V187L63 188L64 185L66 186ZM69 183H70V182H69ZM72 183H73V182L71 181L70 184L72 185ZM74 183H75V182H74ZM74 183H73V185H72L73 187H74ZM86 183H87V182H86ZM86 183H84V184H85V185H84L85 188H86V186H87ZM116 183H117V181H116ZM120 183H121V182H120ZM126 183H127V182H126ZM135 183H134V184H135ZM146 183H147V182H146ZM150 183H151V182H150ZM157 183H158V182H157ZM169 183H170V182H169ZM172 183H173V181H172ZM188 183H189V182H188ZM188 183H187L186 185H190V186H192V187L194 186L193 184H195V183H192V185H191V184H188ZM209 183H210V182H209ZM214 183H216V182H214ZM6 184H7V183H6ZM11 184H13V183H11ZM11 184L9 183V187H8V188H10V187L13 188V187H14V185L11 186ZM21 184H22V183H21ZM21 184H20V185H21ZM57 184H56V185H57ZM67 184H68V183H67ZM78 184H79V183H78ZM80 184H81V182H80ZM87 184H88V183H87ZM110 184H112V183H108V188H109V190H111L110 188L112 187V189H113L112 192H113V191L115 192V190H114V188H113V186L115 185V183H114V185H112L111 187H109ZM117 184H118V183H117ZM121 184H122V183H121ZM123 184H125V183H123ZM134 184H132V186H133ZM137 184H138V183H137ZM144 184H145V183H144ZM148 184H149V183H148ZM148 184H146V185H148ZM152 184H153V183H152ZM152 184H149V185L152 186ZM154 184H155V183H154ZM158 184H159V183H158ZM163 184H164V182H163ZM170 184H171V183H170ZM198 184H199V183H198ZM201 184H202V183H201ZM216 184H217V183H216ZM261 184H262V183H261ZM261 184H260V185H261ZM263 184H264V183H263ZM4 185H5V184H4ZM4 185L1 184L2 190H1V188H0V190H1L2 192L4 191L3 189L5 188V187L3 188ZM15 185H16V184H15ZM26 185H27V184H26ZM56 185H55V186H56ZM88 185H89V184H88ZM90 185H92V184L90 183ZM90 185H89V186H90ZM93 185H94V183H93ZM93 185H92V186H93ZM96 185H97V186H96ZM118 185H119V184H118ZM128 185H131V183L128 184ZM139 185H140V183H139ZM159 185H160V184H159ZM161 185H162V184H161ZM166 185H167V184H166ZM171 185H172V184H171ZM186 185H185V186H186ZM206 185H207V184H206ZM208 185H209V184H208ZM220 185H221V184H220ZM229 185H230V186H233V184H230V183H229ZM239 185H240V184H239ZM7 186H8V185H7ZM21 186H22V185H21ZM38 186H39V185H38ZM52 186H53V185H52ZM55 186H54V187H55ZM57 186H58V185H57ZM57 186H56L55 188L58 190V187H57ZM67 186L69 187L70 185H67ZM79 186H80V185H79ZM79 186H78V187L76 186V187H77V190H78V188H80ZM81 186H83V185H81ZM84 186H83V187H84ZM92 186H90L89 189H90V190L93 189V191H94V187L92 188ZM120 186H121V185H120ZM126 186H127V185H126ZM137 186H138V185H136V187H137ZM151 186H149L150 189H153V188H151ZM169 186H170V185H169ZM173 186H174V185H173ZM185 186H184V187H185ZM190 186H189V189H191ZM201 186H202V185H201ZM211 186H213V185L211 184ZM218 186H219V185H218ZM224 186H225V185H224ZM249 186H250V185H249ZM42 187H40V188L43 189ZM45 187H46V186H45ZM49 187H50V185H49ZM68 187H67V188L65 187V188L68 189ZM73 187H72L71 189H73ZM76 187H75V188H76ZM87 187H88V186H87ZM114 187H115V189L117 188L116 185H115ZM122 187H123V186L119 187V189L122 188ZM140 187H141V186H140ZM144 187H145V186H144ZM153 187H154V186H153ZM159 187H160V186H159ZM174 187H175V186H174ZM187 187H188V186H187ZM187 187H186V189H188ZM195 187H196V184H195ZM195 187H194V188H195ZM206 187H207V186H206ZM245 187H246V186H245ZM252 187H253V185H252ZM252 187H251V188H252ZM262 187H263V186H261V187L259 188L260 191H261ZM12 188H11V189H12ZM14 188H15L16 191H17V188H19V191H20V187H14ZM35 188H36V187H34V189H35ZM38 188H39V187H38ZM38 188H36L37 191H38ZM40 188H39V190L41 191ZM51 188H52V187H51ZM51 188H48V189L46 188V191H48L49 194H51V196H53V194H54V192H55L56 190H55V191H54V190H51L52 192L54 191L53 193H51L50 190H49V189H51ZM81 188H82V187H81ZM100 188H101V187H100ZM100 188L97 187L98 191H102V189L99 190ZM104 188H105V187H104ZM156 188H157V185H156ZM171 188H172V187H171ZM179 188H180V186H179ZM181 188H182V187H181ZM196 188H197V187H196ZM196 188H195V189H196ZM212 188L214 189V186H213ZM232 188H235V186H233ZM249 188H250V187H249ZM32 189H33V188H32ZM32 189H31V190H32ZM36 189H35V192H36ZM52 189H54V188H52ZM63 189H64V188H63ZM89 189H88V190H89ZM117 189H118V188H117ZM117 189H116V190H117ZM128 189H130V188H128ZM136 189H137V188H136ZM141 189H142V188H141ZM143 189H144V188H143ZM148 189H149V188H148ZM154 189H155V188H154ZM162 189H163V188H162ZM166 189H167V186H166ZM175 189H176V187H175ZM195 189H194V191L189 190V191H191V192H188V193L191 195V196L189 195L191 198H192L193 194H195L194 192L198 190V188H197V190H195ZM209 189H210V186H209ZM209 189H208V190H209ZM229 189H230V187H229ZM257 189H258V187H257ZM5 190H7V188H6ZM21 190H23V189L21 188ZM44 190H45V188H44ZM69 190H70V188H69ZM69 190H68V191H69ZM79 190H80V189H79ZM79 190H78V191H79ZM82 190H83V188H82ZM84 190H87V188L84 189ZM88 190H87L86 192L83 191L82 196H81L80 192H79V193L77 192V193L80 195L79 197H78V196H77V197H78V198H80V197L83 198V197L85 196V195L83 196V194L89 193ZM125 190H126V189H125ZM145 190H147V187L145 188ZM155 190H156V189H155ZM192 190H193V189H192ZM201 190H202V189H201ZM217 190H219V189H217ZM227 190H228V189H227ZM230 190H231V189H230ZM230 190H228V191H230ZM244 190H245V189H244ZM255 190H256V189H255ZM9 191H10V190H9ZM23 191H25V189H24ZM32 191H33V190H32ZM32 191H31V192H32ZM40 191H39V192H40ZM42 191H43V190H42ZM42 191H41V192H42ZM46 191H45V193H46ZM68 191L65 190L64 193L66 194V192H68ZM74 191H76V190L73 189V191H72L73 193H71V194L69 193V194H70V195L74 194ZM91 191H92V190H91ZM91 191H90V192H91ZM93 191H92V192H93ZM118 191H119V190H118ZM121 191H123V189H122ZM135 191H136V190H135ZM135 191H134V192H135ZM139 191H140V190H139ZM148 191H149V190H148ZM158 191H159V189H158ZM160 191H161V190H160ZM162 191H164V190H162ZM171 191H172V190H171ZM182 191H183V190H182ZM185 191H186V190H185ZM221 191L223 192V190H221ZM234 191H235V190H234ZM234 191H233V192H234ZM236 191H237V190H236ZM236 191H235V192H236ZM263 191H264V190H263ZM2 192H1V193H2ZM4 192H5V191H4ZM7 192H8V191H7ZM31 192H30V193H31ZM33 192H34V191H33ZM33 192H32L31 194H33ZM39 192H38V193H39ZM41 192H40L39 194H40V195L43 194V195H42V196H43L42 198H41V196H39V194L36 195V194L34 193V194L36 195L37 198H35V197H31L32 200H33V198H34V199H37V200L39 199L38 201H42L41 199L44 198V195H45V194H44V192H42V194H41ZM57 192H58V191H56V193H57ZM59 192H61V191L59 190ZM70 192H71V191H70ZM81 192H82V191H81ZM84 192H85V193H84ZM112 192H110V193L112 194ZM114 192H113V193H114ZM123 192H124V191H123ZM123 192H122V193H123ZM129 192H132V187H131V191L129 190ZM129 192H127V193H129ZM134 192H133V193H134ZM143 192H144V191H142V194H143ZM155 192H156V191H155ZM175 192H176V191H175ZM175 192H174V193H175ZM183 192H184V191H183ZM183 192H182V193H183ZM192 192H193V194H192ZM197 192H198V191H197ZM215 192H217V191H215ZM226 192H227V191H226ZM226 192H225V193H226ZM231 192H232V191H231ZM245 192L248 193L246 190H245ZM256 192H258V191H256ZM261 192H262V191H261ZM261 192H260V193H261ZM9 193H10V192H9ZM9 193H7V196H8ZM17 193H18V191H17ZM17 193H15L17 199H16L14 196H13L14 198H13V197H12V198L10 197V198H8V199H9V200H10V199H11V200H12V199H13V200L16 199L17 202H18V199L21 200V198H20V197L18 198ZM21 193H22V192L20 191L19 194H21ZM23 193H24V192H23ZM23 193H22V194H23ZM56 193H55L54 195L57 196ZM61 193H62V192H61ZM61 193H59V195H58V196H60V197L62 196L61 198H64L63 196L66 197V195H67V197H68V193H67L66 195H64V194L60 195ZM75 193H76V192H75ZM77 193H76V194H77ZM94 193L96 194V192H94ZM98 193H100V192H98ZM104 193H106L105 195H106V196L108 195V197H109V194H110V193H108L107 190H106ZM115 193H116V192H115ZM118 193H119V192H118ZM118 193H117V194H118ZM120 193H121V192H120ZM127 193H124V194L128 195ZM146 193H147V192H146ZM164 193H165V192H164ZM184 193H186V192H184ZM188 193H186V194H188ZM199 193H200V192H199ZM199 193H198V195H199ZM201 193L203 194L202 191H201ZM236 193H237V192H236ZM236 193H235V194H236ZM258 193H259V192H258ZM2 194H3V193H2ZM12 194H14V193H12ZM22 194H21V195H22ZM25 194H27V193L25 192ZM31 194L28 193V195H30V196H31ZM49 194H48V193L46 194L45 199L48 198V200H49V199H51V198H52V199L54 198V196H53V197H50ZM100 194H101V193H100ZM102 194H103V193H102ZM117 194H115V195L118 196ZM142 194L139 193L138 195H141V196H142ZM155 194H156V193H155ZM157 194H158V193H157ZM157 194H156V195H157ZM161 194H162V192H161ZM177 194H178V192H177ZM186 194H183V195H186ZM217 194H218V193H217ZM241 194H242V193H241ZM255 194H257V193H255ZM261 194H262V193H261ZM0 195H1V194H0ZM3 195H4V194H3ZM3 195H1V196H3ZM9 195L11 196V193H10ZM21 195H20V196H21ZM23 195H24V194H23ZM28 195H25V196L27 197ZM47 195H48V196H47ZM90 195L92 196V195H94V194H93V193H90L88 196H90ZM115 195H114V196H115ZM130 195H131V194H130ZM147 195H148V194H147ZM152 195H153V191H152ZM152 195H151V196H152ZM156 195H153V196L156 197ZM164 195H166V194H164ZM168 195H170V194H168ZM198 195H197V197H195V196H194V197H195V198L201 197L200 195H199V196H198ZM225 195L227 196V194H225ZM228 195H229V194H228ZM262 195H263V194H262ZM262 195H260V196H262ZM4 196H6V194H5ZM4 196H3V197H4ZM7 196H6V198H7ZM25 196H24V197H25ZM32 196H34V195H32ZM38 196H39V197H38ZM58 196H57V197H58ZM74 196H75V195H74ZM86 196H87V195H86ZM95 196H97V195H95ZM99 196H100V195H98V197H99ZM102 196H103V197H102ZM102 196H101V197L104 198V195H102ZM106 196H105V197H106ZM112 196H113V195H111V197H112ZM114 196H113V197H114ZM128 196H129V195H128ZM151 196H150V199L152 200L154 197L151 198ZM157 196H158V195H157ZM161 196H162V195H161ZM166 196H167V195H166ZM177 196H179V195H177ZM177 196H176V197H177ZM203 196H204V195H203ZM207 196H208V194H207ZM212 196H213V195H212ZM250 196H251V195H250ZM257 196H258V195H257ZM257 196H256V197H257ZM24 197H22V198H24ZM26 197H25V199H26L25 201H26L27 203H29V201L33 202L32 200L27 201V200H28L27 198H29V197H27V198H26ZM60 197H59V198H60ZM72 197H73V196H72ZM75 197H76V196H75ZM93 197H94V196H93ZM113 197H112V198H113ZM118 197H119V196H118ZM120 197H121V196H120ZM129 197H130V196H129ZM146 197H147V196H146ZM164 197H165V196H164ZM186 197H187V196H186ZM186 197H185V198H186ZM190 197H189V198H190ZM215 197H216V196H215ZM227 197H228V196H227ZM1 198H2V197H0V201H1V202L7 203V205L10 203V202H6L5 200H1ZM31 198H29V199H31ZM40 198H41V199H40ZM91 198H92V197H91ZM91 198H90V199H89V198H86V200L88 199L89 202L86 201V200H85V202L90 203V204H92V203L94 204V202H92V201L90 202ZM95 198H96V197H95ZM95 198H94V199H95ZM102 198H100V199H102ZM112 198H111V199H112ZM123 198H124V197H123ZM125 198H126V197H125ZM133 198H134V197H133ZM138 198H139V197H138ZM144 198H145V197H144ZM156 198H157V197H156ZM162 198H163V197H162ZM170 198H171V197H170ZM185 198H184V199H185ZM204 198H205V196H204ZM206 198H207V197H206ZM235 198H236V197H235ZM261 198H262V197H261ZM2 199H3V198H2ZM4 199H5V197H4ZM8 199H7V200H8ZM45 199H43V201H44ZM68 199H73V198H70V196H69ZM74 199H75V198H74ZM74 199H73V202L75 203ZM109 199H110V198H109ZM114 199L116 200L115 197H114ZM118 199H119V198H118ZM136 199H137V197H136ZM136 199H135V200H136ZM140 199H141V198H140ZM142 199H143V197H142ZM146 199H148V198H145V200H146ZM179 199H180V198H179ZM187 199H188V198H187ZM246 199H247V198H246ZM9 200H8V201H9ZM13 200H12V201H13ZM20 200H19V201H20ZM37 200H34V201H36L35 204L38 203ZM48 200H45V201L48 202ZM54 200L56 201V200H58V199L55 198ZM60 200H62V199H60ZM64 200H65V198H64ZM81 200H82V199H79V200H77V201L79 202V201H81ZM92 200H93V198H92ZM103 200H104V199H103ZM119 200H121V199H119ZM119 200H117V201H119ZM130 200H131V199H130ZM177 200H178V197H177ZM185 200H186V199H185ZM189 200L192 201L193 199H189ZM189 200H188V201H189ZM237 200H238V199H237ZM258 200H259V199H258ZM260 200H261V199H260ZM262 200H263V199H262ZM12 201H11V202H12ZM22 201H23V200H22ZM22 201H20V203H21ZM51 201H52V200H51ZM51 201H50V202H51ZM66 201L68 202V200H66ZM83 201H84V198H83ZM99 201H100V200L97 199V203H99ZM105 201H106V199H105ZM107 201H110V200L107 199ZM107 201H106L107 206H108V207H111L112 205L110 206L109 204H110L113 200L110 201L109 204L107 203ZM117 201H116V203H117ZM124 201H126V199H124ZM127 201H128V199H127ZM142 201H143V200H142ZM160 201H161V200H160ZM171 201H172V199H171ZM174 201H175V200H174ZM180 201H181V199H180ZM180 201H179V202H180ZM197 201H198V203L201 204L200 199H199V200L197 199ZM197 201H196V202H197ZM212 201H213V199H212ZM235 201H236V200H235ZM1 202H0V205L2 206ZM17 202L14 203V206H12L13 204H12V205L9 204V206L15 207V205H16V207L18 208L19 205L17 206V204H18L19 202H18V203H17ZM26 202H25V203H26ZM52 202H53V201H52ZM60 202H61V201H60ZM60 202H58V201H57V202H54V203H52L53 205H52L51 203H47V204H51V206H54V205H56V203H57V204L59 203L58 205H60ZM62 202H63V201H62ZM62 202H61V203H62ZM70 202L73 203L72 201H70ZM70 202H68V204H69ZM81 202H82V201H81ZM101 202H102V201H101ZM101 202H100V203H101ZM103 202H104V201H103ZM130 202H131V201H130ZM135 202H136V201H135ZM140 202H141V200H140ZM144 202H145V201H144ZM149 202H151V201H149ZM152 202H153V201H152ZM158 202H159V201H158ZM193 202H194V200H193ZM218 202H219V201H218ZM245 202H246V201H245ZM12 203H13V202H12ZM16 203H17V204H16ZM39 203H40V202H39ZM42 203H43V202H42ZM79 203H80V202H79ZM82 203H83V202H82ZM114 203H115V201H114ZM114 203H113V204H114ZM116 203H115V205H114L115 207H117V206H116ZM118 203H119V202H118ZM124 203H125V202H124ZM124 203H123L122 201L120 202L121 205L124 204ZM177 203H178V202H177ZM188 203H190V202H188ZM211 203H213V202H211ZM222 203H223V202H222ZM226 203H227V202H226ZM246 203H247V202H246ZM22 204L25 206L24 203H21L20 206H21ZM30 204H32V205H30V206L33 207V203H30ZM40 204H41V203H40ZM40 204H39V206H40ZM44 204H45V203H44ZM44 204H43V205H44ZM47 204H45V205H47ZM63 204H65V202H64ZM63 204H61V205H63ZM77 204H78V203H77ZM106 204H104V205L106 206ZM111 204H112V203H111ZM142 204H143V203H142ZM150 204H153L152 206H154V205L156 204V200H155V204H154V203H150ZM180 204H181V203H180ZM183 204H184V202H183ZM191 204H192V202H191ZM191 204H190V205H191ZM205 204H206V203H205ZM205 204H204V205H205ZM216 204H217V203H216ZM220 204H221V203H220ZM7 205H5V206L8 208ZM26 205H29V204H26ZM70 205H71V204H70ZM73 205H74V204H73ZM78 205H79V204H78ZM78 205H74V206H76L78 209H80L81 207H79ZM85 205H87V204L85 203ZM88 205H89V204H88ZM88 205H87V207L90 209V208H91V207H90L91 205H89V206H88ZM94 205L97 206V207H96L97 209L99 208V207H98L99 204H94ZM94 205H93V206H94ZM104 205H103V206H104ZM121 205L118 204V207H120ZM125 205H126V204H124L123 206L126 207ZM128 205H129V204H128ZM134 205H135V204H134ZM139 205H141V204L139 203ZM139 205H136V206L139 207ZM147 205H149V204H147ZM166 205H168V203H167ZM166 205H165V206H166ZM184 205H186V204H184ZM198 205H199V204H198ZM201 205H203V204H201ZM210 205H211V204H210ZM213 205H214V204H213ZM223 205H224V203H223ZM243 205H244V204H243ZM245 205H246V204H245ZM258 205H259V203H258ZM51 206L48 205V208H47V209H48V210H47L48 212L45 211V210H46L45 208H46L47 206H46V207H45V206H41V207H42L43 210L45 209L43 212H47V213H49V212H50L49 210H52V209L55 208V206H54V208H52ZM68 206H69V205H68ZM80 206H81V205H80ZM99 206H100V205H99ZM101 206H102V203H101ZM103 206H102V207H103ZM114 206H112V207H114ZM123 206H121V207L124 208ZM130 206H131L130 209H132V204H131ZM145 206H146V204L144 205V207H145ZM150 206H151V205H150ZM157 206H159V205H157ZM188 206H189V205H188ZM206 206H209V205L206 204L204 207L206 208ZM211 206H212V205H211ZM220 206H221V205H220ZM224 206H225V205H224ZM2 207H3V208H6V207H4V204H3ZM16 207H15V208H16ZM26 207H27V206H25V208H26ZM61 207H64V206H61ZM65 207H66V204H65ZM76 207H74V208H76ZM84 207H85V206H84V204H83V207H82V208H84ZM102 207H100V208H101V210L103 211L104 209H102ZM118 207H117V208H118ZM127 207L129 208V206H127ZM133 207H134V206H133ZM148 207H149V206H148ZM163 207H164V206H163ZM191 207H192V206H191ZM194 207H196V206H194ZM202 207H203V206H202ZM202 207H201V209H202ZM216 207H217V205H216ZM231 207H232V206H231ZM237 207H239V205H237ZM252 207H253V206H252ZM0 208H1V207H0ZM7 208H6V209H7ZM15 208H14V209H15ZM17 208H16V210H18V209L21 210L20 207H19L18 209H17ZM21 208H22V206H21ZM27 208L30 209V211H31V210L34 211V208L36 209V208H38V207H34V208L31 209V207L29 208V206H28ZM49 208H51V209H49ZM56 208H57V207H56ZM58 208H59V207H58ZM68 208H69V209L72 208V209L70 210V212H72V211H74V213L77 212V211H75V210L73 209V206H72V207H67V210H68ZM77 208H76V209H77ZM92 208H94V207H92ZM100 208H99V210H100ZM104 208H105V207H104ZM117 208H116V209H117ZM135 208H136V207H135ZM139 208H140V207H139ZM146 208H147V207H146ZM146 208H145V209H146ZM149 208L151 209V207H149ZM152 208H153V207H152ZM186 208H187V207H186ZM186 208H185V209H186ZM198 208H199V207H198ZM209 208H210V207H209ZM250 208H251V206H250ZM255 208H256V207H255ZM1 209H2V208H1ZM6 209H5V210H6ZM10 209H11V207H10ZM10 209H9V210H10ZM12 209H13V208H12ZM23 209H24V207H23ZM28 209H27V210H28ZM40 209H41V208H40ZM40 209H38V210H40ZM59 209H60V208H59ZM63 209L66 210V208H63ZM85 209H86V211H87V208H86V207L84 208V210H85ZM94 209H95V208H94ZM108 209L110 210V208H107V209L105 208V210H108ZM125 209H126V208H124V210H125ZM140 209H141V208H140ZM150 209H149V212H150ZM158 209H159V208H158ZM175 209H176V207H175ZM178 209H179V208H178ZM188 209H189V207H188ZM190 209H191V211H193L192 208H190ZM190 209H189V210H190ZM212 209H216V208H212ZM217 209H219V207H217ZM245 209H246V208H245ZM38 210H36V211H38ZM67 210H66V211H67ZM80 210H81V209H80ZM82 210H83V209H82ZM84 210L81 211V213H80V211L78 210L77 215H78V214H82V213L84 212ZM92 210H93V209H92ZM105 210H104V211H105ZM118 210H119V209H118ZM122 210H123V209H121V211H122ZM126 210H127V209H126ZM126 210H125V211H126ZM128 210H129V209H128ZM134 210H135V209H134ZM134 210H133V212H130V211H131V210H130V211H129V212H130L129 214L132 215V213H134ZM136 210H137V209H136ZM136 210H135V212L138 211V210H137V211H136ZM151 210H152V209H151ZM183 210H184V207H183ZM189 210H188V211H187V209L185 210L186 212H188V215H189ZM207 210H208V208H207ZM238 210H239V209H238ZM3 211H4V210H3ZM23 211H24V212H23ZM23 211H22V212H23L24 214H23V217H22V218L25 219V221H26L28 218L26 219V218L24 217L25 212H26V214H27L28 216H30V215L28 214V212L31 214V212L33 213V211H31V212H30V211H26V209L23 210ZM36 211H35V213H36ZM52 211H53V210H52ZM54 211H56V209H55ZM68 211H69V210H68ZM86 211H85L84 213H87V212L90 211V210H88L87 212H86ZM110 211H113V210H110ZM114 211H116V210H114ZM121 211H120V214H121ZM125 211H124V212H125ZM142 211H143V209H142ZM146 211H147V209H146ZM160 211H161V210H160ZM165 211H166V210H165ZM170 211H172V210H170ZM174 211H175V210H174ZM195 211H196V209H195ZM202 211H203V210H202ZM204 211H205V209H204ZM209 211H211V209H210ZM1 212H2V211H1ZM1 212H0V213H1ZM5 212H6V211H5ZM8 212H9V211H8ZM13 212H15V211H13ZM18 212H19V211H18ZM40 212H41V210H40ZM40 212H39V213H40ZM93 212H94V211H93ZM95 212H96V211H95ZM97 212H98V211H97ZM99 212H100V211H99ZM106 212H109V211H106ZM157 212H158V210H157ZM196 212H197V211H196ZM206 212H207V211H206ZM212 212H213V211H212ZM231 212H232V211H231ZM6 213H7V212H6ZM6 213H3V214L6 215ZM15 213H16V212H15ZM15 213H14V214H15ZM19 213H20V212H19ZM39 213H38V214H39ZM47 213H46V215H47V217H48V214H47ZM50 213H52V212H50ZM53 213H54V212H53ZM58 213H59V212H58ZM67 213H68V212H67ZM72 213H73V212H72ZM72 213H71V214H72ZM74 213H73V214H74ZM84 213H83V214H84ZM89 213H90V212H89ZM101 213H102V212H101ZM101 213L96 214V216H95V217H97L96 219L93 218L94 216H93L92 218L95 219L96 221H98L99 218L102 219L101 217H98V215L102 216L103 213H102V214H101ZM114 213H115V212H114ZM116 213H117V211H116ZM118 213H119V212H118ZM118 213L116 214L117 216L119 215ZM140 213H142V212H140ZM145 213H146V212H145ZM191 213H193V212H191ZM191 213H190V214H191ZM197 213H200V212H197ZM201 213L203 214L204 212H201ZM208 213H209V212H208ZM234 213H235V212H234ZM250 213L253 214V212H250ZM256 213H257V212H256ZM261 213H262V212H261ZM41 214H42V213H41ZM41 214H39V217L41 216ZM55 214L58 215L56 212H55ZM71 214H70V216L68 215L69 218L72 216ZM83 214H82V216H83ZM91 214H92V212H91ZM91 214H89V215H91ZM111 214H113V213H111ZM124 214H128V212H127V213L125 212V213H123L122 215H124ZM129 214H128V215H129ZM138 214H139V212H138ZM150 214H151V212H150ZM150 214H148V215H150ZM154 214H155V213H154ZM209 214H210V213H209ZM212 214L214 215L215 212H214V213H211V215H212ZM217 214H218V211H217ZM217 214H216V215H217ZM223 214H224V212H223ZM241 214H242V213H241ZM10 215H11V214H10ZM15 215H16V214H15ZM44 215H45V213H44ZM49 215L52 216V217L55 216L54 214H49ZM64 215H66V213H65ZM64 215H63V216H64ZM87 215H88V213H87ZM89 215H88V217H89ZM94 215H95V213H94ZM103 215H105V212H104ZM107 215H109V214H107ZM113 215H114V216H113ZM113 215H112L113 218L116 217V219H117V216H116L115 214H113ZM130 215H129V216H130ZM135 215H136V214H135ZM144 215H146V214H144ZM144 215H143V216H144ZM152 215H153V214H152ZM157 215H158V213H157ZM186 215H187V214H186ZM188 215H187V216H188ZM199 215H201V214H199ZM207 215H208V214H207ZM211 215H210V216H211ZM239 215H240V214H239ZM259 215H260V214H259ZM17 216H19V215H17ZM42 216H43V214H42ZM63 216H61V217H63ZM66 216H67V215H66ZM75 216H76V215H75ZM84 216L86 217V214H85ZM119 216H120V215H119ZM119 216H118V219L122 218V217L119 218ZM133 216H134V215H133ZM133 216H131V217H129V218H132ZM139 216H141V215H139ZM143 216H142V219H143ZM146 216H147V215H146ZM153 216H154V215H153ZM190 216H191V215H190ZM193 216H194V213H193ZM208 216H209V215H208ZM221 216H222V215H221ZM226 216H227V215H226ZM233 216H234V215H233ZM261 216H262V215H261ZM0 217H2V216H0ZM6 217H9V215L6 216ZM6 217H5V218H6ZM15 217H16V216H15ZM45 217H46V216H45ZM61 217H60V219H61ZM72 217H73V216H72ZM72 217H71V219H72ZM76 217H77V216H76ZM88 217L86 218V220L88 219L87 222H85V219L82 217V219H83V221H84L85 224H87L88 221L91 220V219L88 218ZM90 217H91V216H90ZM103 217H104V216H103ZM106 217H107V216H105V218H106ZM110 217H111V215H110ZM126 217H127V215H126ZM134 217H135V216H134ZM154 217H155V216H154ZM196 217H197V216H196ZM199 217H200V216H199ZM216 217H218V216H216ZM222 217H223V216H222ZM230 217L232 218V216H230ZM234 217H235V216H234ZM237 217H238V216H237ZM247 217H248V216H247ZM251 217H252V215H251ZM254 217H255V216H254ZM254 217H253V218H254ZM258 217H259V216H258ZM263 217H264V214H263ZM5 218L3 217L2 219L4 220ZM10 218L13 219L11 216L9 217V219H10ZM16 218L19 220L20 217H16ZM40 218H41V217H40ZM50 218H51V217H50ZM57 218H58V221H59L60 223H63L62 221L64 220L63 218H65V217L62 218L63 220H62V219L60 220V219H59V216H58ZM74 218H75V217H74ZM79 218H80V217H79ZM124 218H125V216H124ZM127 218H128V217H127ZM127 218H126V219H127ZM140 218H141V217H140ZM171 218H172V217H171ZM188 218H189V217H188ZM193 218H194V217H193ZM193 218H192V220H193ZM201 218H202V217H201ZM223 218H225V221H226V217H223ZM223 218H222V219H223ZM245 218H246V217H245ZM255 218H256V217H255ZM259 218H260V217H259ZM261 218H262V217H261ZM2 219L0 218L1 221H2ZM11 219H10V222H8V218H7V222L11 224V226H10V224H9V226H7V227H8V228L10 227V229H11L12 226H13V225H12L13 223H11V221H12ZM17 219H16V220H17ZM23 219H22V220H23ZM38 219H39V218H38ZM42 219L45 220L46 218H42ZM42 219H41V220H42ZM52 219H53V218H52ZM52 219H49V218H48V222L50 223V226H49V225H48V226H49L50 229H52V230H51L52 232L49 231L50 229H49L48 227H47V229H49V230H47V229H46V230H47L48 232H51L52 234H54V233H55V230H58V229H56V227H58V226L61 225V224H59V223L56 221L57 219H56V217H55L53 220L56 219V220H55V221L57 222L56 224H59L58 226H57V225L55 226V225L53 224L55 221L52 222V221H53ZM67 219H68V218L66 217L65 220H67ZM82 219H79V220L82 221ZM97 219H98V220H97ZM103 219H104V218H103ZM103 219H102V220H103ZM106 219H107V218H106ZM111 219H112V218H110V220H111ZM133 219H135V218H132V221H133ZM145 219H146V218H145ZM197 219H198V218H195V220H197ZM204 219H205V218H204ZM206 219H207V218H206ZM206 219H205V220H206ZM232 219H233V218H232ZM247 219H248V218H247ZM249 219H250V218H249ZM50 220H51V221H50ZM76 220H77V219H76ZM76 220H72V221H75V222H76ZM79 220H78V221H79ZM104 220H105V219H104ZM112 220H113V219H112ZM112 220H111V221H112ZM114 220H115V219H114ZM120 220H121V219H120ZM120 220H119V221H120ZM123 220H124V219H123ZM127 220H128V219H127ZM129 220H130V219H129ZM135 220H136V219H135ZM140 220H141V219H140ZM143 220H144V219H143ZM149 220H150V219H149ZM152 220H153V219H152ZM187 220H188V219H187ZM195 220H194V223H195ZM201 220H202V219H201ZM230 220H231V219H230ZM230 220H229V221H230ZM238 220H239V219H238ZM238 220H237V221H238ZM241 220L244 221V220H243V217H242ZM251 220H252V219H251ZM251 220H250V221H251ZM263 220H264V219H263ZM5 221H6V220H5ZM5 221H4V222H5ZM25 221H22V222L25 223ZM27 221H28V220H27ZM39 221H40V219H39ZM39 221H37V222H39ZM81 221H79V222H81ZM100 221H101V220H100ZM106 221H107V220H106ZM116 221H117V220H115L114 222H116ZM130 221H131V220H130ZM132 221H131V222H132ZM138 221H139V220H138ZM141 221H142V220H141ZM145 221H147V220H144L143 222H145ZM171 221H172V220H171ZM183 221H185V220L183 219ZM214 221H215V220H214ZM220 221H221V220H220ZM248 221H249V220H248ZM7 222H6V223H7ZM13 222H16V221H14V219H13ZM40 222H41V221H40ZM40 222H39V223H40ZM42 222L44 223V221H42ZM45 222H46V224H49L46 220H45ZM51 222H52V224H51ZM75 222H74V224H73V222H71V224H73V227H75V224L78 225V226H76V227H79V225H80L81 223L77 224V223H75ZM124 222H125V221H124ZM127 222L129 223V221H127ZM163 222H164V221H163ZM197 222H198V221H197ZM201 222H202V221H201ZM234 222H236V221L234 220ZM238 222H239V221H238ZM6 223H2V224L5 225ZM8 223H7V225H8ZM16 223L18 224V221H17ZM23 223L20 224V222H19V224H20L19 226H22ZM64 223H65V222H64ZM69 223H70V222H69ZM89 223H90V221H89ZM89 223L87 224V227H88V228H86V229H85V226H82V227H84V229L80 228L81 226L79 227V229H80V233H82V234L84 233L82 230H85V232H86V230H87V231H88V230L91 231V229H89V227H90L89 225H90L92 222H91L90 224H89ZM105 223H106V222L104 221V224H105ZM107 223L114 224V223H112V222H108V221H107ZM120 223L123 224V222H120ZM135 223H136V221H135ZM141 223H142V222H141ZM141 223H139V224H141ZM148 223H150V222L148 221ZM148 223H147V225H148ZM159 223H161V222L159 221ZM186 223H187V222H186ZM194 223H193V224H194ZM199 223H200V222H199ZM17 224H16V225H17ZM65 224H66V223H65ZM85 224H82V225H85ZM94 224H96V222H95ZM94 224H93V226H94ZM100 224H102V226H103V223H100ZM116 224H117V223H116ZM137 224H138V223H137ZM189 224H190V223H189ZM202 224H203V223H202ZM202 224H199V225H202ZM204 224H208V223H204ZM209 224H210V223H209ZM226 224H227V223H226ZM252 224H254V222H253ZM252 224H251V225H252ZM262 224H263V223H262ZM0 225H1V224H0ZM16 225H15V223H14V227H13V228H14V231H15V229H16V231H17V229H18V228H16ZM24 225L27 226L28 224L25 223ZM29 225H30V224H29ZM38 225L43 226L41 223L38 224ZM51 225H54V226H55V227L52 226V227L55 228L54 230H53V228H51ZM67 225H69V224H67ZM67 225H66V226H65V225H64V226H60V227H61V228H62V227L71 228V227H67ZM119 225H120V224H119ZM123 225H124V224H123ZM125 225H126V224H125ZM127 225H128V224H127ZM131 225H132V224H131ZM161 225H162V224H161ZM196 225H198V223H197ZM1 226H2V225H1ZM19 226L17 225V227H19ZM41 226L38 227V229L34 231V235H36V233L38 234V232H36V231L42 230V228H44L46 225H45V223H44V226H43V227H41ZM69 226H71V225H69ZM93 226H91V228H93ZM102 226H99V223H98L97 226L95 225V227H96V229H97V232H98V230H100L99 227H102ZM104 226H105V225H104ZM106 226H107V224H106ZM109 226H110V225H109ZM115 226H116V225H115ZM115 226H113V227L115 228ZM129 226H130V224H129ZM132 226H133V227H132V228H133L132 231H135V230H136V229L134 230V228H136L135 225H132ZM143 226H145V224H144ZM168 226H169V225H168ZM173 226H174V225H173ZM187 226H188V225H186V227H187ZM190 226H191V225H190ZM192 226H193V225H192ZM234 226L236 227V225H233V228H234ZM238 226H239V225H238ZM241 226H242V225H241ZM23 227L25 228V230H22V231H23L24 234H25V232H26V228H27L28 226H27V227L22 226V229H23ZM97 227H98V228H97ZM110 227H112V226H110ZM113 227H112V228H113ZM116 227H117V226H116ZM121 227H122V225H120V228H121ZM127 227H128V226H127ZM130 227H131V226H130ZM130 227H129V228H130ZM137 227H138V226H137ZM146 227H147V226H146ZM150 227H151V226H150ZM156 227H157V226H156ZM169 227H170V226H169ZM239 227H240V226H239ZM244 227H245V224H244ZM249 227H250V226H249ZM255 227H256V226H255ZM5 228H6V227L4 226V228H3V232H4V233L7 231V229H6V231H4ZM19 228L21 229V227H19ZM31 228H32V227H31ZM58 228H59V227H58ZM108 228H109V227H108ZM108 228H107L106 230L110 232V230H108ZM118 228H119V226H118ZM129 228H127V229L129 230ZM148 228H149V226H148ZM159 228H160V227H159ZM193 228H194V227H193ZM237 228H238V227H237ZM237 228H235V230H236ZM240 228H241V227H240ZM242 228H243V227H242ZM259 228H260V227H259ZM10 229H9V230H10ZM27 229H28V228H27ZM29 229H30V228H29ZM73 229H74V228H73ZM77 229H78V228H77ZM77 229H75V231H77ZM79 229H78V230H79ZM81 229H82V230H81ZM101 229H102L103 231H105L104 227L101 228ZM116 229H117V228H115L114 230H116ZM121 229H122V228H121ZM127 229H126V230H127ZM155 229H157V228H154V230H155ZM221 229H222V228H221ZM245 229H246V228H245ZM245 229H243V230H245ZM247 229H248V228H247ZM31 230H32V229H31ZM61 230H62V229H61ZM61 230H60V228H59L58 231L61 232ZM69 230H71V232H72V229H69ZM93 230L95 231L94 228H93ZM102 230H101V231H102ZM126 230H123L122 232H123V233H124V231L127 232L128 230H127V231H126ZM148 230H149V229H148ZM172 230H173V229H172ZM174 230H175V229H174ZM184 230H185V229H184ZM248 230H249V229H248ZM248 230H247V231H248ZM0 231H1V229H0ZM16 231H15V232H12V233H13V234H14V233L16 234ZM22 231H21V232H22ZM42 231H44V229H43ZM58 231H57V232H58ZM90 231H88V232H90ZM94 231H92V232H94ZM101 231H99V234H97V235H100ZM103 231H102L101 235L103 234ZM107 231L104 232V233H107V236H108V235H109V234H108L109 232H107ZM111 231H112V229H111ZM158 231H159V230H157V232H158ZM161 231H162V230H161ZM204 231H205V230H204ZM240 231H241V230H240ZM3 232H2V233H3ZM9 232H11V230L8 231L7 233L10 234ZM19 232H20V230H19ZM27 232H28V230H27ZM32 232H33V231H32ZM39 232H40V231H39ZM44 232L46 233V231H44ZM44 232H40V233L42 234V233H44ZM53 232H54V233H53ZM57 232H56V233H57ZM60 232H58V233H60ZM112 232L114 233L115 231H112ZM122 232L120 231L119 233H122ZM130 232H131V231H130ZM148 232H149V231H148ZM165 232H166V231H165ZM167 232H168V230H167ZM169 232H170V231H169ZM169 232H168V233H169ZM236 232H237V231H236ZM2 233L0 234V236L2 235ZM4 233H3V234H4ZM7 233H5V234H7ZM17 233H18V231H17ZM40 233H39V236L44 237L45 234H42V235H41ZM68 233H69V232H68ZM68 233H67V234H68ZM77 233H79V232H77ZM90 233H91V232H90ZM94 233H96V232H94ZM94 233H92V234H94ZM131 233H133V232H131ZM137 233H138V232H137ZM142 233H143V232H142ZM208 233H209V232H208ZM251 233H252V232H251ZM15 234H14V235H15ZM18 234H19L18 237L21 236V235L23 236L22 233H21V235H20V233H18ZM82 234H81V237H82V236L84 237V234H85V233H84L83 235H82ZM92 234H90V235H92ZM110 234H111V233H110ZM128 234H129V231H128ZM128 234H127V236H128ZM184 234H185V232H184ZM196 234H197V233H196ZM202 234H203V232L201 233L200 236H202ZM225 234H226V233H225ZM14 235H13V237H15L17 234H16L15 236H14ZM27 235H28V233H27ZM31 235H32V234H31ZM34 235H33V236H34ZM71 235H75V234H71ZM76 235L79 237L78 234H76ZM85 235L89 237V235H87V233H86ZM101 235H100V236H101ZM111 235H112V234H111ZM111 235L109 236L110 238H111ZM113 235H114V234H113ZM113 235H112V236H113ZM117 235L119 236L118 233H116V236H117ZM120 235H122V234H120ZM135 235L137 236L136 233H135ZM140 235H141V234H140ZM142 235H143V234H142ZM145 235H146V233H145ZM153 235H154V234H153ZM193 235H194V234H193ZM257 235H258V234H257ZM7 236H8V235H7ZM10 236H12V234L8 236L9 238H12V237H10ZM86 236H85V237H86ZM93 236H95V238H96V234H95V235H92V237H93ZM102 236H105V234H103ZM107 236H106V237H107ZM122 236H124V235H122ZM211 236H212V235H211ZM249 236H250V234H249ZM3 237L6 238L5 235H3ZM3 237H2V238H3ZM28 237H29V236H28ZM42 237H40V238H42ZM48 237H49V235H48ZM57 237H58V236H57ZM78 237H77V238H78ZM81 237H80V238H81ZM85 237H84V238H85ZM106 237H105V238H106ZM119 237H120V236H119ZM134 237H135V236H134V234H133V237H132V238H134ZM149 237H150V236H149ZM152 237H153V236H152ZM169 237H170V236H169ZM194 237H196V236L194 235ZM205 237H208V236H205ZM209 237H210V236H209ZM212 237H213V236H212ZM250 237H251V236H250ZM258 237H259V236H258ZM23 238H24V237H22L21 240H22ZM25 238H27V236H26ZM36 238H38V236H37ZM45 238L47 239V237H45ZM50 238H51V237H50ZM55 238H56V237H55ZM55 238H54V239H55ZM64 238H65V237H64ZM72 238L74 239V237H72ZM75 238H76V236H75ZM77 238H76V239H77ZM80 238H79V241H80V243H81L82 240H81ZM95 238H93V239H95ZM98 238H99V236H98ZM105 238L103 237V239H105ZM112 238H115V237H112ZM121 238H122V237H121ZM124 238H125V237H124ZM129 238H130V236L128 237V240H129ZM141 238H142V237H141ZM141 238L139 239V237H138V239H139L140 241H141ZM143 238H144V237H143ZM158 238H159V237H158ZM183 238H184V237H183ZM185 238H186V237H185ZM245 238H246V236H245ZM0 239H1V238H0ZM12 239H16V237H15V238H12ZM12 239H11V240H12ZM29 239H32L31 236H30ZM34 239H35V237H34ZM34 239H32V240H34ZM51 239H52V238H51ZM51 239H50V240H48V239L45 240L44 243H46V241L49 242L48 244H50L51 242L54 243L55 240L51 241ZM56 239H57V238H56ZM60 239H61V238H60ZM73 239H72V240H73ZM91 239H92V238H91ZM96 239H97V238H96ZM147 239H148V238H147ZM165 239H168V237L165 238ZM165 239H164V240H165ZM203 239H204V238H203ZM227 239H228V238H227ZM229 239H230V238H229ZM1 240H3V239H1ZM6 240H8V238H7ZM27 240H28V239H26V240L24 239L25 243H26ZM35 240H36V239H35ZM35 240H34V241H35ZM38 240H40V239H37V241H38ZM57 240H58V239H57ZM67 240H71V238H70V239L67 238ZM77 240H78V239H77ZM89 240H90V239H89ZM89 240H88V241H89ZM108 240L111 241V239H108ZM112 240H114V239H112ZM128 240H127V241H128ZM132 240H133V239H132ZM145 240H146V239H145ZM145 240H144V242H145ZM210 240L212 241L211 238H210ZM225 240H226V238H225ZM249 240H250V239H249ZM3 241H5V239H4ZM8 241H10V240H8ZM8 241H7V242H8ZM14 241H15V240H14ZM24 241H21V243H19V244L23 245L22 242L24 243ZM30 241H31V240H30ZM30 241H28V242H30ZM34 241H33V242H34ZM40 241H42V239H41ZM50 241H51V242H50ZM79 241H78V242L76 241V242H77V243H76V242L73 240L72 242H75V243L78 245V244H80ZM98 241H99V240H98ZM104 241L107 242V239L104 240ZM109 241H108V242H109ZM118 241H120V240L118 239L115 243H117ZM130 241H131V240H130ZM130 241H129V242H130ZM158 241H159V240H158ZM179 241H180V240H179ZM228 241H229V240H228ZM246 241H247V240H246ZM253 241H254V240H253ZM0 242H2V241H0ZM18 242H20V241H18ZM18 242H16L17 244H15V243H13V244H14L15 246H18V247H19ZM38 242H39V241H38ZM57 242H58V241H56V242H55L56 244H55V243H54V244L57 245ZM64 242H66V241H64ZM83 242H85V239H84ZM86 242H87V241H86ZM86 242H85V243H86ZM113 242H114V241H113ZM134 242H135V241H134ZM142 242H143V240H142ZM155 242H156V241H155ZM182 242H183V241H182ZM224 242H225V241H224ZM237 242H238V241H237ZM239 242H240V240H239ZM2 243H4V242H2ZM8 243H9V242H8ZM44 243H43V244H44ZM66 243H68V242H66ZM98 243L100 244V243H101V240H100V242H98ZM103 243H105V242H103V240H102V243H101V244L103 245ZM115 243H114V244H115ZM123 243H124V240H123ZM125 243H126V241H125ZM130 243H132V242H130ZM152 243H153V242H152ZM159 243H160V242H159ZM198 243H199V242H198ZM260 243H261V242H260ZM9 244H11V243H9ZM13 244H11V245H13ZM29 244H30L31 246H32L33 244L36 245L35 248L37 247L38 249H39V247H40V246H39V247L37 246L38 244H40V243H37V242H36V243L34 242L33 244H32V242H31V243H29ZM43 244H42V245H43ZM46 244H47V243H46ZM54 244H53V245H54ZM70 244H71V243H70ZM81 244H82V243H81ZM87 244H88V243H87ZM87 244H86V246H85L84 251H85V250L87 251V249H88V248L86 249ZM90 244H91V243H90ZM94 244H95V243H94ZM106 244H107V243H106ZM109 244H111V242H110ZM109 244H107V245H109ZM120 244H121V242H120ZM120 244H119V246H120ZM127 244H129V243H127ZM133 244H135V243H133ZM166 244H167V243H166ZM230 244H231V243H230ZM238 244H239V243H238ZM246 244H247V243H246ZM0 245H1V244H0ZM5 245H6V244H5ZM7 245H8V244H7ZM26 245H27V243H26ZM42 245H41V246H42ZM53 245L50 244V245H46V246L49 247L48 249H50V247L53 246ZM55 245H54V246H55ZM59 245H61V243H60ZM73 245H74V243H73ZM83 245H85V244H83ZM83 245H82V246H83ZM95 245H96V244H95ZM107 245L103 246L102 249H104V247H106ZM116 245H117V244H116ZM124 245H125V244H124ZM161 245H162V244H161ZM247 245H248V244H247ZM15 246H9L10 248L7 247V246H6V247L9 248L8 250H11V251H12V250L14 249ZM24 246H25V245H24ZM24 246H23V248H21L22 246H20V249H24V248H25ZM57 246H58V245H57ZM89 246H90V245H89ZM89 246H88V247H89ZM92 246H93V243H92ZM96 246H97V245H96ZM96 246H94V250H96V249L99 247V246H98V247H96ZM117 246H118V245H117ZM119 246H118V247H119ZM133 246H134V245H133ZM152 246H153V245H152ZM163 246H164V245H163ZM181 246H182V245H181ZM213 246H214V245H213ZM0 247L3 249L4 246H0ZM6 247H5V249H6ZM11 247H12L13 249H11ZM18 247L15 248V249L18 250ZM26 247H27V246H26ZM42 247H43V246H42ZM42 247H41V248H42ZM47 247H45V248L47 249ZM58 247H59V246H58ZM95 247H96V249H95ZM118 247H116V248H118ZM126 247H127V246H125L123 249H125ZM138 247H139V245H138ZM138 247L136 246V249H137ZM168 247H169V246H168ZM29 248H30V247L28 246V249H29ZM41 248H40V249H41ZM51 248H52V247H51ZM61 248L63 249L62 245H61ZM61 248H58V249H61ZM83 248H84V246H83ZM90 248H91V250L93 249V247H90ZM100 248H101V246H100ZM116 248H115V249H116ZM128 248H130V247H128ZM158 248H159V247H158ZM182 248H183V247H182ZM184 248H185V247H184ZM194 248H195V247H194ZM208 248H209V247H208ZM210 248H211V246H210ZM222 248H223V247H222ZM242 248H243V244H242ZM247 248H248V247H247ZM249 248H250V247H249ZM249 248H248V250H249ZM257 248H259V247H257ZM2 249H1L0 251H4V250H2ZM20 249H19L18 251L21 253L22 250H20ZM26 249H27V248H25L24 251H25ZM38 249H37V250H38ZM46 249H45L43 252H46V253H47V257H48V258H49V257L51 258L50 255H52V258L54 259V256H53V254L55 253V252L53 251L54 247H53V249H50V250H52L53 254L51 253L50 250L47 252ZM56 249H57V247H56ZM56 249H55V250H56ZM62 249H61V250H62ZM106 249H107V248H106ZM112 249L114 250V248H112ZM196 249H197V247H196ZM243 249H245V248H243ZM34 250H35L34 252H36V249H34ZM42 250H43V249H41L40 251L36 252V254L42 252ZM78 250L80 251V250H83V249L81 248V249H78ZM89 250H90V249H89ZM91 250H90V251H91ZM94 250L91 251V252L96 253V252H94ZM98 250H99V252H100V249H99V248L97 249V251H98ZM118 250H119V249H118ZM132 250H135V249H132ZM141 250H142V249H141ZM145 250H146V249H145ZM224 250H225V249H224ZM231 250H232V249H231ZM254 250H255V249H254ZM11 251H9V252H10V253L15 252V251H12V252H11ZM24 251H23V252H24ZM27 251H28V250H27ZM27 251L25 252L26 254H27ZM58 251H59V250H58ZM58 251H56V253H57ZM63 251H64V250H63ZM63 251H62V252H63ZM71 251L73 252L74 250L72 249ZM79 251H77V252H78V254L76 255L77 258L79 257V256H78L79 254H81L79 258H83L82 256H83L84 251H83V253H79ZM122 251L125 252V250H122ZM5 252H7V250H5ZM43 252H42V253H43ZM110 252H111V251H110ZM116 252H118V251H116ZM116 252H114V255H116V254H115ZM119 252H120V251H119ZM135 252H136V251H135ZM157 252H158V251H157ZM210 252H211V251H210ZM223 252H224V251H223ZM7 253H8V252H7ZM16 253L18 254L17 251H16ZM16 253L14 254V256H15V255L17 256ZM25 253H24V254H25ZM49 253H51V254L48 256ZM56 253H55V254H56ZM65 253H66V252H65ZM88 253H89V252H88ZM121 253H122V252H121ZM129 253H130V250H129ZM154 253H155V252H154ZM185 253H186V252H185ZM24 254H23V256H24ZM26 254H25V256H24L25 258L27 257ZM36 254H33V256H34V255L36 256ZM40 254H41V253H40ZM40 254H39V255H40ZM55 254H54V255H55ZM58 254H59V252H58ZM58 254H56V256H57ZM75 254H76V249H75ZM75 254L73 253V255H75ZM85 254H86V253H85ZM98 254H99V256H101V255H105V253H104V254L102 253L101 255H100V253H98ZM106 254H107V252H106ZM109 254H110V253H108L107 255H109ZM111 254H112V252H111ZM201 254H202V253H201ZM206 254H207V253H206ZM245 254H246V253H245ZM0 255H1V253H0ZM4 255H5V254L3 253L1 256H2L3 258H5ZM8 255H9V253H8ZM8 255L6 254L5 256H8ZM11 255L13 256V254H11ZM11 255H9L8 257H12ZM43 255H44V256H42V255H41V256L44 257V260H45L46 254L43 253ZM66 255H67V254H65V256H66ZM68 255H69V254H68ZM68 255H67V256H68ZM88 255H89V254L84 255V257H85V256H88ZM90 255H92V254H90ZM96 255H97V253H96ZM96 255H93V256H95L94 258H96ZM112 255H113V254H112ZM124 255H126V254H124ZM124 255H122V257H123ZM136 255H137V254H135V256H134V255L132 254V256H134L135 258L138 257V256H136ZM141 255H142V254H141ZM141 255H140V256H141ZM146 255H147V254H146ZM158 255H159V254H158ZM211 255H212V254H211ZM246 255H248V253H247ZM252 255H253V254H252ZM16 256H15V257H16ZM37 256H38V255H37ZM37 256H36V257H37ZM41 256H40V257H41ZM93 256H91L92 258H90V260L87 259V258H88V257H87V258H86V261L89 260V263H90V262H91V259H93ZM97 256H98V255H97ZM99 256H98L97 259H99ZM110 256H111V255H110ZM110 256H109V257H110ZM120 256H121V255H120ZM120 256H119V257H120ZM129 256H130V254H129ZM150 256H151V255H150ZM2 257H1V259H0L1 264L3 263V261H2V260H3ZM18 257H20V256H18ZM21 257H22V256H21ZM21 257H20V259H21ZM60 257H61V256H60ZM101 257H102V256H101ZM103 257H104V256H103ZM109 257H107V258H109ZM111 257H113V256H111ZM125 257H126V256H125ZM6 258H7V257H6ZM6 258H5V259H6ZM25 258H24V260H26ZM58 258H59V257H58ZM131 258H132V257H130V259H131ZM141 258H142V257H141ZM146 258H147V257H146ZM154 258H155V257H154ZM11 259L13 260V258H11ZM11 259H10V260H11ZM14 259H17V258H14ZM30 259H32V258H30ZM37 259L39 260V256L37 257ZM46 259H47V258H46ZM53 259H49V260L52 261ZM59 259H60V258H59ZM59 259H58V260H59ZM62 259H65V258H62ZM101 259H102V258H101ZM101 259H100V260H101ZM105 259H106V258H105ZM105 259H102V260H104V261H103V264H104V262L107 260V259H106V260H105ZM113 259H114V257H113ZM133 259H134V258H133ZM178 259H180V258H178ZM216 259H218V257H217ZM7 260H9V258H7ZM7 260H4V262L7 261ZM12 260H11V262L14 263V262H13L14 260H13V261H12ZM21 260H22V259H21ZM24 260H22L23 263H24ZM28 260H29V259H28ZM55 260H57V257L55 258ZM55 260H53V261H55ZM72 260H74V259H72ZM72 260H71L70 262H72ZM79 260H80V259H79ZM79 260H78V261H79ZM82 260L85 261L84 258L81 259V262H82ZM93 260H94V259H93ZM93 260H92V261H93ZM95 260H96V259H95ZM109 260H110V258H109ZM148 260H149V259H148ZM163 260H164V259H163ZM228 260H229V259H228ZM249 260H250V261H248L247 263H250V262L252 261L251 259H249ZM22 261H21V262L19 261V263L16 261V262H17L16 264H22ZM29 261H31V260H29ZM42 261H43V258L41 259V262H42ZM47 261H48V259H47ZM47 261H46V262H47ZM53 261H52V262L48 261V263H49V264H50V263H51V264H52V263L55 264L56 261H55V262H53ZM63 261H64V262L66 261V263H67V259H66V260H63ZM75 261H77V260H75ZM75 261H74V262H75ZM78 261H77V262H78ZM97 261H98V260H97ZM115 261H116V263H117V260H115ZM121 261H122V260H121ZM129 261H130V260H129ZM129 261H128V262H129ZM144 261H145V259H144ZM223 261H224V260H223ZM32 262H33V260H32ZM59 262L61 263L62 260H60ZM59 262H58V264H59ZM79 262H80V261H79ZM79 262H78V263H79ZM81 262H80V264H82ZM94 262H95V261H93V264H94ZM99 262H100V261H98L97 263L99 264ZM113 262H114V260H113L111 263H113ZM133 262H134V261H133ZM137 262H138V261H137ZM12 263H11V264H12ZM28 263H29V262H28ZM34 263H35V262H34ZM89 263H87V264H89ZM91 263H92V262H91ZM91 263H90V264H91ZM106 263H109V262L106 261ZM134 263H135V262H134ZM144 263H145V262H144ZM144 263H142V264H144ZM167 263H168V262H167ZM167 263H166V264H167ZM252 263H253V262H252ZM6 264H8V263L6 262ZM9 264H10V263H9ZM14 264H15V263H14ZM24 264H25V263H24ZM26 264H27V261H26ZM38 264H39V261H38ZM46 264H47V263H46ZM56 264H57V263H56ZM61 264H63V262H62ZM69 264H71V263H69ZM74 264H77V263H74ZM83 264H84V263H83ZM85 264H86V262H85ZM101 264H102V263H101ZM109 264H110V263H109ZM113 264H115V263H113ZM149 264H150V263H149Z\"/></svg>","mask_w":264,"mask_h":264}]
</instances>
